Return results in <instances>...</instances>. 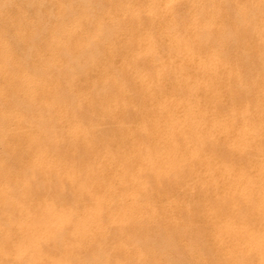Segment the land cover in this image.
<instances>
[{
    "label": "rangeland",
    "instance_id": "obj_1",
    "mask_svg": "<svg viewBox=\"0 0 264 264\" xmlns=\"http://www.w3.org/2000/svg\"><path fill=\"white\" fill-rule=\"evenodd\" d=\"M27 0H0V12H2L3 13V15H1V17H0V39L2 40V41H0V264H118L117 262H119V264L121 263V264H123L122 262H121V260L124 262L125 260H127V262H130V261H133V260H131L130 259V255L127 257V255L125 256L124 254L122 255V253H124V250L123 249H121V247L118 245V247H117V245L114 247L113 245L114 244H117V242H118V244L120 243V242H122V237L121 238H118V237H116V238H118V239H120V240H118V239H116V238H114L115 236H117L116 234H118L119 235V237L120 236H123L125 239H126V237L127 236H130L133 232H131L134 228H136V226H135V224H128L127 226H128V228L130 229V227H129V225H131L132 226V228L133 229H131L130 230V232H131V234H130V232H129V229H128V231H126V228H125V231H126V234L124 233L125 231H124V227L126 226L125 224H127V223H131V222H129L130 220L132 221L133 219H135V213H137V212H135L134 214V217L132 216L131 218H133V219H130L127 223L125 222V226L123 227L122 225L123 224H121L120 226L121 227H123V228H121L120 226H119V224L117 223V219H115L114 218V215H111V213H113V212H111L112 210L114 211L116 208H118L119 207V209L121 210L122 208H123V212H125V209L127 210V209H130V207H132L131 205H132V201H131V192L133 191V189H130L131 187L132 188H134V186L133 185H135V183H134V181H135V179H136V177L137 176H135V179H134V181H132V179H130L129 178V180H131L132 182H133V185H132V182L130 181V182H127V179H126V177H128V175L132 178V177H134L133 175L134 174H137V173H134L133 174V172H132V174H130L131 172H129V170H131V171H134V172H138L139 170H137L139 167H140V165H141V163H140V160H141V162H142V160L145 162V159L147 158V156H148V154H150L149 152L151 151V149H153L154 150V148H153V142H155V140H156V137H158V136H156L155 137V139H153L152 140V137L154 138V136H155V134L156 135H158V134H165V136L164 135H160L159 137V139L158 140H160L159 142H165V143H162V146H164L165 144V146L166 147H164V148H166L165 150H164V148H163V150L162 149H160L159 148V150H162L163 152H164V157L162 156V157H160V158H158L154 153L153 154H151L152 155V157H157L156 159H157V163L158 164H160V163H165L166 165L164 166L165 168H166V170H167V172H166V174H163V176L165 175V177H166V175H167V173H169V171H168V169L167 168H170L171 167V169L173 168V167H175V166H171V165H174V163L175 162H173V163H171L170 161H169V157H167L168 156V154H166V153H168V145L170 144V142H171V140L173 139V138H177L178 136H179V138L181 137V136H184V134H185V137L188 135V137H186V138H189V136L191 135V137L192 136H194L196 139H197V137H196V132L198 133V131L200 130V131H202V128H201V126L198 128L199 130L197 131V130H195V125L193 126L192 125V119H191V123H188L189 121L188 120H190V119H188L187 121V123L185 124V126H180L179 127V129H182V127H183V129H182V131H184L183 132V134H181V131H180V135L179 134H177L179 131V129L177 130V129H175V128H178V127H175L174 129H172L174 126H170V124H168L167 126H165V127H162L163 126V124H165L164 122H166V121H163V119L165 118V120H169V118H167V115H164L163 113H165V109L167 108H169V110L170 109H173V110H177L176 108H183V107H181V106H183V105H180L182 102H183V100H184V102H186L185 100H190L192 97L193 98H195V96H197L198 94V96H200V94H202V95H204L205 93L203 92V91H205L206 89H204L203 90V85L205 84V87L204 88H208L207 89V91H205L206 92V97L207 98H209V99H211L213 96V94H215V95H220L219 93H225L226 91V93H228L231 89L233 90L232 92L233 93H229V94H231V95H229L228 94V96H230V97H232V95H233V98H231V100L229 99V97L228 96H226L225 94H224V96H225V102H226V100L227 99H229V101L228 102H230V105H229V103H227V105H225L226 103H224L223 101L221 102V100L223 99V98H221V97H224V96H222V95H220V96H218V97H220L221 99H219V98H217L220 102H221V104L222 103H224V104H220V102H219V104L216 102V100H215V98H212V100L214 99V101H212V100H210L209 102H208V100H207V98L205 97V96H202L201 97V99L202 98H206V99H203L204 101H202V103L203 102H205V100H206V103H207V106H204L206 103H203V104H201V101H200V99H197L196 101L198 102V100H199V102H198V106H197V109H198V107L199 106H204V107H207V108H205L204 109V107H203V109L205 110H203L202 112L203 113H205V115L207 116V118H209V116H211L212 117V115L214 116L215 115V118L217 119V117L218 118H221V117H223V118H221V120L220 119H218L219 120V122H221V123H223L225 126L227 125V123H229V121H230V123H232V122H234L233 124H228V125H230V126H232V128L234 129V133L235 132H238L237 130H239V128L237 129L236 127H240V125H241V127H242V125H243V127L244 126H246L244 129H246L247 128V125H248V127L249 126H251V125H253V126H251V127H254V126H256L257 125V121L259 120V118H260V120L259 121H261L262 123H264V120H263V114L261 113V109L263 108L262 106V108L260 109V111H258L259 109L257 108L256 109V107L257 106H253V108H250V107H248L249 106V104H250V102L249 103H247L248 102V100L250 101V99H251V103L253 104V105H255L256 103L258 104V107H259V100H255L254 98H252V96L253 97H255V96H257V97H255L256 99L259 97V94H260V96H262V97H260V98H262V100L260 99V98H258V99H260V103H261V105L263 104V101H264V93H263V91H264V86L262 87V91H261V83L259 84L258 82H260V81H257L256 83L258 84V86H259V88L260 89H258V86L256 85V83H254L253 82V80L254 81H256V79H254L255 77H257L258 75H255V72L253 71V70H255V71H257L256 72V74L259 72V70H256L257 68L256 67H258L259 69H261L260 71H262L263 70V67H264V63L262 64L261 63V61H258V62H260V63H258L256 60H259L258 59V53H257V50H258V47H259V44H258V41L255 39L256 37H254V36H252V37H248L247 36V34L249 35V32L252 30V28H253V24H251V25H249L248 24V22L250 21V19H251V16L252 17H254L255 16V14H254V16L251 14L252 12L254 13V11H256V12H258V11H261V10H264V0H261V3H258L259 2V0H258V2H256V0L254 1V2H256V5H257V3L259 4V6L257 5H254L255 3H253L252 5L249 3L250 1L252 2V0H250L249 2H248V0H243V1H245V2H248V4H246L245 2H242V0L240 1V0H238V2H239V4H237L238 2H237V0H227L228 2L227 3H229V9H228V4H226V2H225V4L222 2V1H225V0H215L216 2L218 1L219 3H216L214 0H213V4H211L209 1H211L212 2V0H206V3L207 4H211L212 5V7L214 8V9H217V6H219L218 7V9L217 10H219L218 11V13L217 12H215V14H220V16L221 17H223V15H225L226 14V16L224 17V18H222V19H224V20H222L218 15H216V17L213 15V13H212V15L214 16V18L215 19H217L218 18V20L216 21V22H221V23H219L218 22V24H219V26H218V24L217 23H215V19L213 20V19H211L210 18V16H212V15H206V14H208V13H211V12H209V11H211L209 8L211 7V5H210V7L207 5L206 7H209L208 9H209V11H208V13L205 11V10H207V8L205 9V5H206V3L205 4H203L204 6H201L202 4H200L199 2H202L203 3V0L202 1H199V0H196L197 2H196V4H195V1L194 2H192L191 0H189L190 2H188V0H186V2L188 3H184V1H182L181 0V3L177 0V1H171L170 2V0H165V2H164V0H147L148 1V4L146 3L147 1L146 0H116V2H115V0H87V1H89L90 3H88L89 4V7H94L93 9L91 8V11H94L95 12V10L97 9V10H100V12L99 11H97V12H90L92 15H93V13H94V18H95V16L97 15V17L94 19L93 18V21H94V23H91L92 22V20L91 21H89L90 23H91V27H92V29L93 28H95V29H97V26L99 25L98 23H102V22H100L101 20L102 21H104L103 23L104 24H106V23H109L108 22V19L106 20V19H104L105 17L106 18H109V17H111V18H113L114 20L117 18V22L119 23H117V25L116 26H118L117 27V32L119 33V31H120V33H127V34H123V36H122V34H119V37L118 38H116V39H114V41H113V43L117 46V48H118V52L116 53L117 54V56H116V54L115 55H113V56H111V58H110V56H109V54L108 53H106V48H104V46L103 45H101V44H99V46L97 47L99 50H101V52L104 54V56H103V54L102 53H98L99 51L97 50V52L96 51H94V56H95V54H96V57H94L95 59H96V61L94 62V63H92V62H88V61H83V58L81 57V53H80V51L78 50V48L76 49L74 46H73V42L74 41H72V40H68V37H69V39H73V37H74V39L77 37V36H79V35H81L79 32H83V33H86V32H88L87 34H92V32L95 30V29H90L91 30V32H90V30H89V28L90 27H86L87 26V23L88 24H90L89 22H86V23H84V25H83V29H85V30H75V29H73L74 27V23L75 22H73V21H76V19L74 20L73 19V17L74 18H78L79 17V15L81 14L82 15V13L85 11L82 7L85 5V4H87V3H85L83 0H28L27 2H26ZM35 1V2H34ZM44 2L43 3V7H42V3H39V2ZM79 1H80V3H84V5L82 6H80L79 4ZM94 1V2H93ZM101 1V2H100ZM123 1L125 2V3H123ZM136 3H135V2ZM150 1V2H149ZM157 1H158V3H157ZM199 1V2H198ZM24 3V4H22V3ZM26 2V3H25ZM37 2H38V4H37ZM65 3V4H67L66 6H67V8L69 7L70 8V6H68L69 5V3H70V5L73 7V8H71V10L73 11V12H69L68 10L69 9H67V11L66 12H68L67 14H66V18L64 17V15H65V13L63 12V8L60 10V6L61 7H63V6H65L64 4H60V3ZM67 2V3H66ZM99 2V3H98ZM103 2V3H102ZM167 2H169V3H167ZM172 2H174V5L172 6V8L175 10V8L177 9V11H180L181 10V13H179V12H175L174 10L172 11H169L170 10V6L169 5H172L173 3ZM178 2L181 4H179V5H177L178 4ZM191 2L196 6H198V8H197V6H196V9H194L195 8V6H193L192 4H191ZM204 2H205V0H204ZM232 2V3H231ZM29 3V4H28ZM30 3L31 4H33L32 6L33 7H30ZM94 3V4H93ZM101 3V4H100ZM116 3V4H115ZM122 3V4H121ZM151 3V4H150ZM157 3V4H156ZM177 3V4H176ZM183 3L185 4V5H183ZM197 3H199V5L197 4ZM215 3L216 4H218L216 7H214L213 5H215ZM245 3V4H244ZM26 4H28V7H27V5ZM35 4L36 5H38V9L36 8V7H34L35 6ZM41 4V6L40 7H42L41 9H39L40 7H39V5ZM58 4L60 5L59 7H58ZM124 4V5H123ZM143 6H142V5ZM161 4V5H160ZM168 4V6H169V10H167L168 9V6L166 7V5ZM224 4V5H223ZM233 4H234V6L235 5H237V6H233ZM241 4H243V6L244 5H246V7H248V8H246L245 7V9L243 8V6L241 5ZM261 4V5H260ZM44 5H45V7H44ZM77 5V6H76ZM91 5V6H90ZM93 5V6H92ZM96 5V6H95ZM120 5H121V7H120ZM125 5H127V6H125ZM129 5V6H128ZM132 5V6H131ZM139 5L141 6V8L139 7ZM146 5H148L149 6V8H147V7H145ZM155 5H157V7L155 6ZM165 6V7H163V8H165V10L162 8H160L159 6ZM177 5V6H176ZM191 6L193 9H194V13H195V15H194V13L193 12H189V10H191V11H193L192 10V8L191 7H187V6ZM231 5V6H230ZM24 6V7H23ZM66 6L64 7V8H66ZM103 6L105 7V8H103ZM119 6V7H118ZM127 7V8H124V7ZM138 6V7H137ZM153 6V8H150V7H152ZM176 6V7H175ZM179 6V7H178ZM182 6V7H181ZM223 6V8H221ZM225 6V7H224ZM240 6H242V9L246 12V14L248 13L247 11H249V13H250V16H249V13H248V16H249V19L248 18H246L247 20H248V22L246 21V24H247V26H245V25H243V27L245 26V27H250V26H252V28H251V30L249 31L248 29L249 28H246L247 30H245L243 27L241 28V27H239V26H236L235 24H233L232 22H233V20H235V23L237 22V23H239V22H243V21H241L239 18H237L239 15V13H240V15H241V18L243 17L244 18V15L243 14H241L242 13V11L240 10V9H238L237 7H240ZM252 6H253V8H252ZM27 8V10H26V8ZM48 7V8H47ZM57 7H58V9L60 10V11H56V10H58L57 9ZM79 7V8H78ZM85 7V9H87V7H88V5H87V7H86V5L84 6ZM114 7H115V10L117 11V9H118V11L116 12L115 10H113L114 9ZM129 7V8H128ZM175 7V8H174ZM183 7H187L185 10H183L182 11V8ZM199 7H200V9H199ZM204 7V10H203V12L205 13L206 12V14L205 15H203V16H208V17H203L202 15H199V16H197L196 15V13H198V10L199 11H201L202 12V10H201V8H203ZM211 7V9L213 10V8ZM30 8V9H29ZM56 8V9H55ZM125 9V11H124V9ZM141 10H140V9ZM144 8V9H143ZM146 8V9H145ZM167 8V9H166ZM171 8V9H172ZM231 8L233 9V10H231ZM257 8H259V10L257 9ZM2 9V10H1ZM23 10V11H21V10ZM43 9H45L46 11H44ZM78 9V10H77ZM90 9V8H89ZM105 9V10H104ZM108 9V10H107ZM109 9H110V11H109ZM112 9V10H111ZM119 9H121V10H119ZM127 9H129V11L127 10ZM153 9V10H152ZM155 9V10H154ZM160 9V10H159ZM184 9V8H183ZM189 9V10H188ZM221 9H223V10H221ZM234 9H235V12H233L234 11ZM249 9V10H248ZM250 9H254V10H250ZM29 10V11H28ZM41 10L42 11H44V12H48V11H50V12H48L47 14L46 13H44L45 14V16L42 14V13H40L41 12ZM53 10H55V12H59L58 14H59V16H61L62 17V15H63V17H64V19H60L59 17H58V15H57V13L56 14H53V13H55V12H53ZM70 10V11H71ZM76 10V11H75ZM122 10H123V12H122ZM134 10H136V11H134ZM137 10H139V11H137ZM145 10V11H144ZM162 10V11H161ZM186 10H188V11H186ZM216 10V11H217ZM221 10V11H220ZM226 10V11H225ZM229 10H231V11H229ZM237 10H240V11H237ZM21 11V12H23L24 13V15L21 13V15H20V13L19 12ZM27 12L26 14H25V12ZM51 11H52V13H51ZM82 11V12H81ZM120 11H121V13L123 14H119L120 13ZM141 11H143L142 13H141ZM146 11H147V13H146ZM167 11H169V12H167ZM236 11H237V13H236ZM243 11V12H244ZM100 14H99V13ZM101 12H105V13H101ZM106 12H108V14L106 13ZM109 12H110V14H109ZM113 12V13H112ZM125 12V13H124ZM132 12V13H131ZM145 12V13H144ZM149 12V13H148ZM163 12V13H162ZM166 12V13H165ZM174 12V13H173ZM187 12L190 14V15H192V16H190L189 14H187ZM201 12H199L200 14H204V13H201ZM212 12H214V11H212ZM225 12H227V13H225ZM239 12V13H238ZM245 12H244V14H245ZM255 12V13H256ZM2 13H0V14H2ZM64 13V14H63ZM69 13H72V15L70 16V14ZM75 13V14H74ZM78 13V14H77ZM97 13V14H96ZM128 14V16H127V14ZM156 13V14H155ZM176 13V14H175ZM198 13V14H199ZM230 13V14H229ZM235 13L238 15H236L235 16ZM259 13V12H258ZM38 14H40V17L38 16ZM42 14V15H41ZM51 14V15H50ZM56 15L55 17L53 16V15ZM118 14V16L116 17V15ZM129 14H131L130 15V17H129ZM158 14V15H157ZM161 14H163V15H167V14H170V16L168 17V15L167 16H163V15H161ZM173 14H175L176 16L177 15H179V14H181V15H179L178 16V19L176 20L175 18H173ZM234 14V15H233ZM48 15H50V16H48ZM76 15V16H75ZM80 15V16H81ZM91 15V16H92ZM102 15H104V16H102ZM108 15V16H107ZM119 15H120V17H119ZM124 15H126V17L124 16ZM171 15H173V16H171ZM185 15H187V17L185 16ZM193 15L194 16H197L196 18H194L195 20L199 17V18H208V20H209V25H210V27L213 29V27H214V29H216V30H209L211 33L210 34H213V36H215V34H217V33H219V32H221L222 30H217V28H219V27H224L225 25H227V24H229V23H231V25L229 24V26L230 27H232L233 29L235 28V26H236V28H241V31H239V34H238V29L236 30V28L234 29L235 31H229V30H224V31H229V32H231V34L233 35V34H238L237 36L240 38V39H238V37H237V39L238 40H241L238 44L240 45V43L242 42H246V41H248V42H246V44L247 45H249V46H247L248 47V50H250L251 51V53L254 51L253 50V48H255V50L256 51H254V52H256V53H254V54H256L255 55V57L253 56L254 54L252 53V55H251V53L248 51V50H244V49H246V46H245V44L243 43V44H241L240 46L238 45V44H235V46L233 47V46H231L232 47V50H231V48H230V44L229 43H227V40H223V44L221 43L222 42V40H220L219 41V39L217 40L216 39V41H218V42H216L215 43V45L213 44L214 42H215V39L214 40H212V42L211 41H209V42H211L212 44L210 45V43H208L207 44V46H206V48L208 49V50H206V52L208 51V53H205V46L204 45H202V47H200L199 48V46L198 45H196V43H195V41H193L192 40V38L191 37H189V38H187L188 39V41H190V38H191V41H193L194 42V45L193 44H190V43H192V42H189V48L190 49H192V50H194L195 52H196V54H198V55H200L199 57L202 59L203 58V60L205 59V60H207L206 58H208L207 56H209V60L210 59H212V60H210V62H209V60H208V63H209V65H211V70H214V71H212V73H207V72H209V71H211V70H209V65L208 66H206V68L208 67V69L207 70H205L204 71V69H206L205 68V66H204V68L199 64V66H201V67H199L198 66V64H196L197 65V69H198V67H199V69L200 70H203L205 73H207V74H209V76H210V78H208L209 76H204L203 74H201L199 71V69L197 70L196 69V66H195V64L194 63H192L193 65H191L190 63H188V62H186L184 59H182V57L183 56H186V55H183V54H185V53H187L186 52V50L185 49H183V48H180V50H178L179 48H177V49H175V51L173 52V51H167V49H169V47H168V45H169V38H167V35H166V33L165 32H169V31H167L166 30V26H167V24H168V26H169V23H170V27L172 28L173 26H177V25H179L180 24V22H182V24L183 25H187V27L185 28V26H181V24H180V26H181V28H180V26L177 28V29H179V32L181 31L180 29H182V33L184 32L185 34L187 33V32H189L191 29H193L194 30V28L195 27H193L192 26V24L193 23H195V20L193 21V19H192V22H191V20H189V21H187L190 17L191 18H193ZM11 16V17H10ZM37 16H38V18H37ZM42 16V17H41ZM67 16H70L71 17V19H70V17L69 18H67ZM78 16V17H77ZM100 16V17H99ZM122 16V17H121ZM147 17V19H146V17ZM175 16V17H176ZM218 16V17H217ZM235 17V19H234V17ZM10 17V18H9ZM12 17H14L13 19H12ZM25 17V18H24ZM48 17H50V18H52V19H46V18ZM58 17V18H57ZM62 17V18H63ZM99 17V18H98ZM115 17V18H114ZM120 19H119V18ZM128 17V18H127ZM133 17V18H132ZM134 17H136V18H138V19H136V18H134ZM154 17H155V19H154ZM163 17V18H162ZM168 17V18H167ZM179 17L182 19V21H180V19H179ZM186 17V18H185ZM40 18H42L41 19V21L45 24V23H47L45 26H44V30H43V27H41L40 25H42L43 23L40 21ZM53 18H55V19H53ZM81 18V17H80ZM111 18H109V19H111ZM143 18V19H142ZM149 18V19H148ZM151 18H153V19H151ZM162 18V19H161ZM165 18H167L166 20H165ZM170 18V19H169ZM172 18V19H171ZM185 18V19H184ZM188 18V19H187ZM198 18V19H199ZM242 18V19H243ZM22 21H21V20ZM25 19V20H24ZM30 19V20H29ZM32 19V20H31ZM37 19V20H36ZM39 19V20H38ZM57 19V20H56ZM62 20V22L64 21V23H63V26L64 25H67L68 23H69V25L68 26H64V28H62L61 27V21H59V20ZM69 19V20H68ZM96 19H98L97 20V22H96ZM142 19V21H140V23H139V25H136L137 24V22H139L138 20H141ZM158 19V20H157ZM160 19H161V21H163L164 20V22L166 21V23H164L163 22V24L164 25H166L165 27H163V24L161 25V24H159V23H162L161 21H160ZM169 19V20H168ZM220 19L223 21V24H222V21H220ZM252 19H254V22H256V19L255 18H252ZM251 19V22L253 21ZM5 20V21H4ZM11 20V21H10ZM19 20L21 21V22H19ZM28 20V23L26 22ZM36 20V21H35ZM44 20V21H43ZM46 20V21H45ZM51 20V21H50ZM52 20H54L53 22H54V24L53 25H49L48 23H51L52 22ZM55 20L58 22H60V23H55ZM100 20V21H99ZM121 20V21H120ZM125 21L126 22V24H125V22L123 23V25H122V23L121 22H123V21ZM126 20H129L128 22H129V25L131 24V25H133V27L130 25H127L128 24V22L126 21ZM131 20H132V23H131ZM136 20V21H135ZM146 20H147V22H146ZM154 21L156 24H157V22H158V25H161L162 26V30H159V35H161L162 37H160L159 35H156V34H158L157 32L155 33V31H157V29H161V27L159 28L158 26H156L157 28L155 29V31H153L154 30V28H155V26L153 25V24H155L154 22H151V21ZM157 22H156V21ZM167 20H168V22H167ZM211 20V21H210ZM230 20H232V21H230ZM238 20H240V21H238ZM244 20V19H243ZM25 21V22H24ZM30 21H31V23H30ZM37 21H39V25H37ZM72 21V23H70ZM135 21V22H134ZM148 21H150V22H148ZM177 21H178V23H177ZM187 21V22H186ZM212 21H214L213 23H211ZM8 22H10V27L12 28H10L9 26H8V23L6 24V23ZM32 22H34V25H33V23ZM41 22V23H40ZM96 22V23H95ZM146 22V25L144 24ZM172 22H175L176 24L174 25V23H172ZM191 22V23H190ZM227 23V24H225V23ZM250 22V23H251ZM253 22V23H254ZM5 23V27H6V29H4V26H3V24ZM14 25V27L12 26V24ZM22 23V24H21ZM23 23H26V25L25 24H23ZM66 23V24H65ZM144 24V29H140L139 28V26L140 25H142L143 26V24ZM148 23V24H147ZM149 23H150V25H149ZM190 23V24H189ZM257 23V22H256ZM19 24V25H18ZM32 24V25H31ZM43 24V25H44ZM52 24V23H51ZM57 24V25H56ZM61 24V25H60ZM96 24H97V26H96ZM116 23H114V25H115ZM189 24V25H188ZM211 24H213V26L211 25ZM214 24H216V25H214ZM223 26H222V25ZM21 26V25H25L24 27L23 26H21L20 28H16L17 26ZM42 25V26H43ZM59 25V26H58ZM107 25H109V24H107ZM122 25V26H121ZM135 25V26H134ZM153 25V30L151 29V31H149L150 30V27ZM173 25V26H172ZM233 25H235L234 27H233ZM8 26V27H7ZM28 26V27H27ZM35 27V29H33L32 27ZM38 26H40L39 28H42V30H40L39 28H38ZM46 26L48 27L47 29H46ZM51 26V29L53 28V30H50L49 29V27ZM57 26H58V28H57ZM70 26V27H69ZM95 26V27H94ZM115 26V27H116ZM121 26V27H120ZM126 26H127V28H126ZM147 26H150L149 27V30L147 29L148 27ZM168 26H167V28H168ZM194 26H195V24H194ZM241 26V25H240ZM26 27V28H25ZM60 27L62 28L61 30H60ZM73 27V28H72ZM123 27V28H122ZM125 27V28H124ZM141 27V26H140ZM226 27V26H225ZM224 27V28H225ZM227 27H228V25H227ZM7 28H8V30H7ZM27 29L25 32H24V30L25 29ZM38 28V29H37ZM57 28V29H56ZM87 28V29H86ZM120 28H122V30L120 29ZM131 28V29H130ZM141 28H143V27H141ZM174 28V27H173ZM173 29V30H171L172 31V33L171 34H174V32H177L178 33V31H177V29ZM185 28V29H184ZM10 29V30H9ZM20 29V30H19ZM49 29V30H48ZM116 29V28H115ZM127 29V30H126ZM130 29V30H129ZM134 29V31L136 30V31H138L139 33H141V34H145L146 36H148V33H152V31H153V33L157 36V40H159L158 41V43H159V45H158V55H157V57H159V59L161 60V62L163 63V65H164V67H163V65H162V63L160 62V64L157 62V61H154V59H153V61L155 62V64H153V66L154 67H152V63H154L150 58H149V60H148V55H145L143 58L145 59V61H146V64H144L145 66H147V67H149L148 68V70L150 69V71L152 72V74H153V72H154V74H155V76L156 75H158L159 77H158V79L160 78V77H162V75L163 74H161V73H163V72H165V70H167L168 68H170L169 69V71L170 70H172V72L170 71V73H172V74H170V75H172V77L173 78H175V79H173L172 77H171V79L174 81H171V80H169L170 78H168V79H166L167 78V75H168V77L170 76L169 75V73H167L166 75H165V73H164V75H163V80H164V78H165V76H166V82L165 81H163L162 79H157V81H156V78H157V76L155 77V76H152L153 78H155V82H154V84H153V81L154 80H152L153 78H151L150 80L151 81H149V83H147L145 80H144V78H143V80H142V78L140 77L141 75L142 76H145V74L146 73H148L146 70V68L147 67H145L144 65H143V63L142 62H144L143 60V58H140V57H142V53H139V50H138V46H139V44H141V43H143L144 41H143V39L145 40L146 39V36L144 35H142L141 36V34H139L140 36H138L139 37V39H137L136 37V35L138 34V32H134V34H133V38L135 37V41H133L132 40V42L130 41L131 40V38H132V33L133 32H130V31H132ZM139 29V30H138ZM187 29H190V30H188V31H186ZM229 29V28H228ZM231 29V28H230ZM232 29V30H233ZM243 29V30H242ZM30 30V31H29ZM35 31V33L36 32H38L39 31V36L40 37H42V35L43 36H45V33L47 34L48 33V35H49V33H50V35L48 36V35H46V39L45 38H41L40 39V37L38 38V35H37V37L36 38H38L36 41L34 40V39H36V38H34V39H32L31 37H30V35L28 34V31L29 32H31V33H34L33 31ZM67 30V32H65ZM70 30V31H69ZM89 30V31H88ZM146 30V31H145ZM166 30V31H165ZM175 30V31H174ZM190 31L189 33L191 34L192 32H194V31ZM240 30V29H239ZM257 30V29H256ZM18 31H20V32H18ZM40 31H42V32H40ZM85 31V32H84ZM98 31V30H97ZM96 30L94 31L95 33L97 32ZM111 31V30H110ZM112 31H115V30H112ZM123 31V32H122ZM125 31V32H124ZM143 31V32H142ZM161 31V32H160ZM170 31V32H171ZM174 31V32H173ZM197 31V30H196ZM199 31H201V30H199ZM212 31H214V32H212ZM244 33H243V32ZM254 32H251L253 35H256V34H258V30L257 31H255V30H253ZM262 31H264V30H260V32H262ZM23 32H24V35L26 36H24V35H22L23 34ZM27 32V33H26ZM53 32H55L56 34L58 33V36H60L59 37V40H58V38H57V40H56V34H53ZM131 34H129V33ZM236 32V33H235ZM240 32H242L243 34H245L244 36H243V34L241 33V35H240ZM17 33V34H16ZM19 33H20V35H19ZM22 33V34H21ZM34 33V34H35ZM61 33V34H60ZM65 33V34H64ZM71 33V34H70ZM79 33V34H78ZM95 33H93V34H95ZM165 33V34H164ZM181 33V32H180ZM254 33H256V34H254ZM42 34V35H41ZM51 34H52V37H50L51 36ZM64 34V35H63ZM76 34V35H75ZM184 34V36H187V35H185ZM188 34V33H187ZM17 36V37H14V36ZM29 37H28V36ZM66 35V36H65ZM75 35V36H74ZM126 35H128V36H126ZM4 36H6V38L8 39L9 38V40H7V39H5V37ZM31 36H33V35H31ZM54 36V37H53ZM57 36V37H58ZM64 36V37H63ZM71 36V37H70ZM73 36V37H72ZM129 36H131V38L129 37ZM188 36H189V34H188ZM187 36V37H188ZM241 36V37H240ZM4 37V38H3ZM18 37H20V38H18ZM22 37H24V39L22 38ZM28 37V38H27ZM63 37V38H62ZM160 37V38H159ZM166 37V38H165ZM254 37V39H252ZM18 38V41L16 40ZM25 38H27V39H25ZM34 40V44H33V41L31 40ZM52 38H53V40H52ZM123 38V39H122ZM127 38H128V41H127ZM143 38V39H142ZM186 38V37H185ZM234 38H235V36H234ZM251 38V39H250ZM14 39V40H13ZM22 39V40H21ZM44 39V40H43ZM60 39H62L61 40V42H58V41H60ZM64 39V40H63ZM122 39V43L120 42V40ZM126 39V41H124ZM130 39V40H129ZM166 39V40H165ZM171 39V38H170ZM248 39V40H247ZM259 39V38H258ZM5 40V41H4ZM23 40H25V41H23ZM28 40H29V42H28ZM47 40V41H46ZM67 40V41H66ZM136 40H139V44L137 43L136 44V42H138V41H136ZM251 40V41H250ZM253 40V41H252ZM17 41V42H16ZM27 41V45H26V43H25V47H27V46H30L31 47V44H32V47H34V48H32V52H34L33 51V49L34 50H36L34 53H32L31 52V54H32V56L29 54V52L28 51H31V48L30 47H28L27 49H30V50H27L26 48H24L23 46H24V42H26ZM31 41V42H30ZM44 41H46V43L44 42ZM54 43H53V42ZM68 41H70V42H68ZM143 41V42H142ZM2 42V43H1ZM23 42V43H22ZM56 42H58V43H56ZM66 42V43H65ZM125 42V43H124ZM238 41L236 40V43H237ZM4 43V44H3ZM16 43H20V46H22V47H19V44L17 45ZM28 43H30V44H28ZM48 43V44H47ZM120 43H121V45H120ZM133 43H135V45H137L135 48H137V50L135 49H133L132 51L130 50V48L132 49V44ZM162 43V44H161ZM207 43V42H206ZM9 44V45H8ZM51 44V45H50ZM69 44V45H68ZM72 44V46H70ZM129 44H131V47L130 48H126V47H129ZM164 44H166V48L165 47H163V45ZM217 44H219L218 46H219V48H217ZM221 44H222V48H221ZM251 44L253 45V48H251L252 46H251ZM17 45V46H16ZM37 45V46H36ZM55 45V46H54ZM58 45H60L61 47H62V49H61V47L60 46H58ZM101 45V46H100ZM120 45V46H119ZM135 45H133V48H134V46ZM162 45V46H161ZM206 45V44H205ZM208 45H209V47H210V50H209V47H208ZM238 45V46H237ZM242 45H243V49L241 48L242 47ZM3 46V47H2ZM8 46V47H7ZM36 46V47H35ZM124 46H126V47H124ZM199 48H197V47ZM212 46H213V48H214V46L216 47V50L215 51H217V49H219L216 53H215V51L212 49ZM56 47V48H55ZM58 47V48H57ZM103 47V48H102ZM162 47V49H166V51L165 50H161V51H159V49ZM168 47V48H167ZM240 47V48H239ZM6 48V49H5ZM9 48V49H8ZM36 48V49H35ZM67 48V49H66ZM120 48H122V49H120ZM226 48V49H225ZM228 48H230L229 50H231V51H234V52H229V51H227L228 50ZM233 48H234V50H233ZM235 48H238V49H236L235 50ZM5 49V50H4ZM26 49V50H25ZM198 49V50H197ZM204 49V50H203ZM220 49H225V51L224 50H222V52H220ZM242 49V50H241ZM20 50V51H19ZM59 50V51H58ZM62 50H64L63 52H62ZM76 50H77V52H76ZM128 52H127V51ZM130 50V51H129ZM202 50V51H201ZM214 51V53L215 54H213V52H211L210 53V51ZM244 50V51H243ZM253 50V51H252ZM69 51V53L67 54V52ZM120 51V52H119ZM121 51H122V53H121ZM136 53H135V52ZM183 51H184V53H183ZM200 51V52H199ZM204 51V52H203ZM239 51V52H238ZM241 51H243V53L241 52ZM246 51H248L249 53H250V55L249 56H252L251 58H252V60H253V58H256V59H254L253 60V62H252V60H250L251 61V63H253L254 64V66H253V64H250V62H249V59H247V58H245L244 57V55L243 54H245L246 56H248V52H246ZM1 52H5L4 54H6L5 56H3L2 54L3 53H1ZM26 52H28V54L32 57V61H31V57L30 58H27V54H26ZM37 52V53H36ZM65 52V53H64ZM74 52V53H73ZM93 51H91L90 52V54L92 53ZM96 52V53H95ZM131 52V53H130ZM134 52V53H133ZM160 52V53H159ZM161 52H163V54L161 53ZM183 53V54H181V53ZM226 52H229V53H227V55L226 54H224V53H226ZM236 52H238V53H236ZM8 53V54H7ZM60 53H64L63 55L62 54H60ZM119 53V54H118ZM123 53H124V55H123ZM128 53V54H127ZM131 55H130V54ZM164 53H167V54H169L170 56L168 57V55L166 56ZM179 53H180V55H179ZM202 53H204V54H202ZM242 53V54H241ZM26 54V55H25ZM70 54H73V55H71L70 56ZM87 54L89 55V52H87ZM99 54V55H98ZM108 54V55H107ZM135 54V55H134ZM216 55V57H218V63L220 64V66L221 67H219L218 65V63H216L215 61H214V58H211V57H215V56H213V55ZM231 54V55H230ZM232 54H235V57H236V59L237 58H239V60L237 59V63L239 62V63H242V66H244V64H248V63H243V59H247L248 61L247 62H249V64L250 65H252V68H251V66H249L248 68H247V70H249V69H253V70H249V71H247L245 68H246V66L247 65H245L244 67L245 68H243L242 66V69L240 68V64H238L239 65V67H238V65L237 64H234V65H236V67L234 66V65H232V66H230L231 65V63L229 62V61H227V62H229V63H227L226 62V60L227 59H229L230 60V58H231V60L233 61V63H234V58L232 59V57L234 56V55H232ZM239 55V54H241V55H239V56H237V55ZM12 55V56H11ZM29 55H28V57H29ZM36 55H37V57H36ZM54 57H53V56ZM68 55H69V57H68ZM121 55H123L124 57H122ZM132 55H134V56H132ZM141 55V56H140ZM220 55L224 58V56L226 55L227 57H229V58H227V59H223L222 60V58H219L220 57ZM6 57L7 56V58H8V56H9V60L11 59V63L10 62H8V61H6V59L7 58H4V59H1V58H3V57ZM81 57V60H79V58ZM87 56V55H86ZM90 56V55H89ZM91 56H92V58H93V55L91 54ZM108 56V57H107ZM119 56V57H118ZM120 56H121V58H120ZM129 56H131V57H129ZM136 56V57H135ZM165 57L164 59L162 58V57ZM176 56H178V57H176ZM206 58H205V57ZM231 56V57H230ZM248 56V57H249ZM26 57V58H25ZM38 58V59H36V58ZM58 57V58H57ZM88 57V56H87ZM117 57V58H116ZM126 57H129L128 59L126 58ZM147 57V58H146ZM175 58V59H172V58ZM241 57V58H240ZM57 60H59V61H57ZM89 58V57H88ZM124 60H123V59ZM126 58V59H125ZM139 58H140V60H139ZM162 58V59H161ZM178 58V59H177ZM184 58V57H183ZM55 59V60H54ZM70 59V60H69ZM112 59V60H111ZM141 59H143V60H141ZM167 59V60H166ZM180 59H182V60H184L185 62H183L184 64L185 63H187L188 65L190 64V66H186V65H184L183 67H181L182 65L181 64H183L182 63V60H180ZM240 59H241V61H240ZM5 60V61H4ZM127 60V61H126ZM137 60V61H136ZM151 60V61H150ZM155 60H156V58H155ZM158 60V59H157ZM160 60H158V61H160ZM163 60V61H162ZM170 60H175V61H172V66H171V61ZM222 62H221V61ZM230 60V61H231ZM24 61L26 62V64H28V66L26 65V64H24L25 66H21L22 68L24 67L25 69H26V71H24L23 69H21L20 68V66L19 65H23V63H24ZM28 61V62H27ZM79 61V62H78ZM124 61V62H123ZM131 61H134V62H132L131 63ZM139 61V62H138ZM147 61H149V63H147ZM177 61V62H176ZM178 61H181V62H178ZM212 61V62H211ZM213 61H214V64H212L213 63ZM231 61V62H232ZM2 62V63H1ZM8 62V65H9V67L7 66V63ZM55 62V63H54ZM71 62H72V64H71ZM81 62V63H80ZM129 62H130V64H129ZM142 64H141V63ZM151 62V63H150ZM170 62V63H169ZM173 62H174V64H173ZM221 62V63H220ZM226 62V63H225ZM19 63V64H18ZM32 63V64H31ZM74 63H76L77 65H78V67L74 64ZM88 63H90V64H88ZM92 63V64H91ZM98 63V64H97ZM125 63H127V64H125ZM145 63V62H144ZM168 63H169V67L167 68V66H168ZM211 63V64H210ZM232 63V64H233ZM235 63H236V60H235ZM6 64V66H4ZM149 64V65H148ZM158 64V65H157ZM218 64V65H217ZM222 64V65H221ZM224 64V65H223ZM227 64H230V65H227ZM263 66H262V65ZM18 65V66H17ZM44 65V66H43ZM48 65V66H47ZM69 65H71V66H69ZM75 65V66H74ZM84 65V66H83ZM90 65V66H89ZM135 65V66H134ZM140 65H143V69H142V66H140ZM151 65V66H150ZM160 65V66H159ZM175 65V66H174ZM79 66H83L82 68L81 67H79ZM94 66V67H93ZM158 67V69H159V71H163V69L165 68V66H166V69H164V71L162 72H160V74L161 75H159L158 74V72L156 71L155 72V70L154 69H152V68H155L156 69V67ZM162 66V67H161ZM171 66V67H170ZM178 66L180 67V68H182V69H180V68H178ZM191 66H193L194 68V70H195V72H194V70L192 69V74H188V75H184V74H187L188 73V70L189 71H191ZM212 66H214L213 68H215L216 66H218V70H219V72H220V74L218 73V71L216 72L215 71V69H213L212 68ZM261 66H262V68H261ZM19 69H18V68ZM26 67H28V68H26ZM67 67V68H66ZM69 67V68H68ZM73 67V68H72ZM75 67H77V68H75ZM92 67V68H91ZM97 67V68H96ZM141 67V68H140ZM173 67V68H172ZM177 67V68H176ZM187 67V68H186ZM224 67V68H223ZM231 67L232 68H236V70L235 69H233V70H231ZM12 68V69H11ZM30 68V69H29ZM72 68V69H71ZM137 68H139V70L137 69ZM163 68V69H162ZM203 68V69H202ZM226 68H229V69H226ZM238 68H239V70H238ZM20 71V72H18L19 73V76H18V74H17V76H16V73L15 72H17L18 70ZM23 70V71H21V70ZM29 69V70H28ZM50 69V70H49ZM93 69V70H92ZM134 69V70H133ZM161 69V70H160ZM180 69V70H179ZM183 69H184V71H183ZM110 70H116V71H118V70H123V75H124V77L126 78L127 77V79L125 80L124 78H123V75L121 74V73H119L120 75L119 76H122V77H120L119 79H118V85L120 86V87H123L121 90V92H120V90H118V88L116 87V83L113 85V87H115V88H113L112 90H111V87H110V90H111V92L109 91V89L108 90H106L104 93H102V95L101 94H99L98 93V96L96 95L97 94V92H99L100 90H101V88H100V82L102 81V79H104L105 78V76H106V74L105 73H107L108 71H110ZM157 70V69H156ZM173 70H176V72L174 71L173 72ZM177 70H179V75L181 74L182 75V77H180L179 75L176 77V73L178 72ZM181 70H182V72H181ZM209 70V71H208ZM221 70H224V71H221ZM235 70V71H234ZM28 71V72H27ZM77 71V72H76ZM86 71V72H85ZM101 71V72H100ZM137 71H138V73H137ZM141 71V72H140ZM144 71V72H143ZM146 71V72H145ZM168 71V70H167ZM166 71V72H167ZM187 71V72H186ZM203 71H201V72H203ZM207 71V72H206ZM238 71L239 72H241V71H243L242 73H244V72H246L247 71V74H242L241 73V75H243V76H240V74L238 73ZM251 71L254 73V76H252L253 74L251 73ZM264 71V70H263ZM263 71L262 72H259L260 74H259V76L257 77V79L258 80H262V84H264V81H263V79H264V74H263ZM24 72V73H23ZM32 72H34V73H32ZM36 72L38 73L37 75H35L34 76V74H36ZM64 72V73H63ZM79 72V73H78ZM105 72V73H104ZM129 72V73H128ZM134 72V74H132ZM143 72V73H142ZM150 72V73H151ZM184 72V73H183ZM197 72H199L203 77H201V76H199L200 74L199 73H197ZM218 73L217 74V79H219L220 78V76H221V78L220 79H222V80H219V82H220V84H222V85H220L219 84V86L220 87H222V86H225V87H223V88H225V89H223V88H219V86H217L218 84L217 83H219L217 80H214L213 82H212V79L211 78H214V79H216V76H215V74L214 73ZM222 72H224L223 74H222ZM236 72V73H235ZM250 72V73H249ZM15 73V75L14 76H16V78L17 77H20V79H18L19 80V82H18V80L15 78V77H13L12 75ZM26 73V74H25ZM62 73V74H61ZM145 73V74H144ZM194 73H195V75H194ZM232 73H233V75H232ZM263 75H262V74ZM25 74V75H24ZM27 74H29V76L30 77H27ZM46 74V75H45ZM50 74V75H49ZM54 74V75H53ZM105 74V75H104ZM126 74V75H125ZM129 74H131V75H129ZM140 74V75H139ZM149 74V73H148ZM153 74V75H154ZM196 74H199L198 76L196 75ZM206 74V75H207ZM212 74L215 76V77H212ZM228 74V75H227ZM238 74V75H237ZM251 74V75H250ZM49 75V76H48ZM192 75V76H191ZM223 75V76H222ZM231 75H232V77H234V78H232L231 77ZM237 75V77H235ZM246 75H248L250 78H251V82L252 83H254V84H252V86L250 85L251 84V82H249L250 80V78L248 77V81L245 79L244 80V78L245 77H247ZM262 75V76H261ZM59 76H61V77H59ZM74 76H75V78H74ZM129 76H130V78H129ZM131 76H133V77H131ZM139 76V77H138ZM189 76H190V78H189ZM224 76H227V77H224ZM44 77V78H43ZM73 77V78H72ZM179 77V78H178ZM186 77V79L184 80L183 78H185ZM197 79H195V78ZM219 77V78H218ZM228 77H229V79H230V82H228L227 81V79H228ZM241 77L243 78V81L241 80ZM254 77V78H253ZM30 78V79H29ZM31 78H32V80H33V82H31ZM38 78V79H37ZM52 78H54V80H52ZM140 78V79H139ZM192 78V79H191ZM225 78H227V79H225ZM260 78V79H259ZM262 78V79H261ZM15 79H16V81L17 82H15ZM47 79V80H46ZM48 79H50V81L48 80ZM101 79V80H100ZM132 79H135L134 80V83H133V80ZM208 79H210L211 80V82H210V80H208ZM235 79H237V81H235ZM21 80V81H20ZM52 80V81H51ZM59 80V81H58ZM82 80V81H81ZM130 80V81H129ZM137 80V81H136ZM178 80V81H177ZM186 80H188L189 82L188 83H191V84H193V83H197V82H199L200 80V82H203L204 83V81H208V82H206V83H204V84H200L199 85V83H198V88H196L194 85L193 86H191V85H188L186 82ZM202 80H204V81H202ZM233 80V81H232ZM23 81V82H22ZM26 81H28V82H26ZM30 81V82H29ZM54 81H56V82H54ZM65 81V82H64ZM140 83H139V82ZM163 81L164 82V84H162V86H161V89H162V87L163 86H165V85H167L166 87H164L163 89H162V91H163V93H159V91L158 90H161V89H159V87H160V83ZM171 81V82H170ZM176 81L177 82H181L180 84H185L184 86L183 85H178V83H176ZM191 81H193V82H191ZM195 81V82H194ZM216 81V82H215ZM235 81V82H234ZM239 81V87H240V84L241 83H246V85H244L243 84V86H242V84H241V86L244 88V90H248L249 88H248V86L247 85H250L252 88H253V85H254V88L253 89H251L250 88V90L249 91H251V92H249L250 94L249 95H251V93L252 92H254L255 91V87L257 88V93L256 92H254L255 94H258V95H251L249 98L248 97H246V98H248V100H246V99H244V100H246V102L244 101L243 102V98H245V95L244 94H242L243 92H244V90H243V92H242V90L241 91H238V88L237 87H235L238 83ZM242 81V82H241ZM4 82V83H3ZM26 82V83H25ZM49 82V83H48ZM54 84H53V83ZM60 83V85H59V83ZM157 82H159V84H157ZM162 82V83H163ZM183 82V83H182ZM223 82H224V84H223ZM225 82H227V83H225ZM233 82V83H232ZM241 82V83H240ZM249 82V83H248ZM27 83H28V86H26L27 85ZM30 83V84H29ZM33 84V87H32V84ZM43 83L45 84V86H43ZM62 83V84H61ZM73 83V84H72ZM132 85H131V84ZM139 83V84H138ZM151 83V84H150ZM166 83V84H165ZM176 83V84H175ZM216 83V84H215ZM232 83V84H231ZM41 86H40V85ZM52 84H53V86H54V88H53V86H52ZM153 84V85H152ZM155 84H157V86L155 85ZM209 86H208V85ZM210 84H211V86H212V89H211V87H210ZM214 84H215V87H214ZM227 84H229V85H227ZM143 85L145 86V87H143ZM151 85L152 86H154V87H151ZM187 85V86H186ZM228 87H230V88H228ZM232 85V86H231ZM235 85V86H234ZM50 86V87H49ZM63 86V87H62ZM68 88H67V87ZM139 88H138V87ZM148 86V87H147ZM172 86H174V87H172ZM181 86H183V88L185 87V88H187L189 91H191V89H192V91L190 92V94L188 95V91H187V89H181L180 87ZM188 86H190V88H188ZM200 86H202V89L200 88L199 89V87ZM32 87V88H31ZM49 87V88H48ZM57 87H58V90H57ZM69 87H70V89L72 88V90H70L69 89ZM126 87V88H125ZM133 87V88H132ZM142 87L143 88H145V89H142ZM151 87V88H150ZM171 87H172V89H171ZM179 87L180 89H178V90H182V94H180V92L178 91L176 94L174 93V90H176L177 91V88ZM217 87H218V89H222L221 91L220 90H218V92H216V90H217ZM233 87H235V88H233ZM241 87V88H242ZM48 88V89H47ZM56 88V89H55ZM153 88H155V89H157V90H154V91H152L153 90ZM166 88V89H165ZM169 88V90H167ZM176 88V89H175ZM215 88V89H214ZM227 88H228V90H227ZM240 88V89H241ZM248 88V89H247ZM28 89H30V90H28ZM67 89H69V90H67ZM124 89V90H123ZM125 89H127L126 91H125ZM133 89V90H132ZM135 89V90H134ZM137 89V90H136ZM147 89V90H146ZM171 89V90H170ZM239 89V90H240ZM10 90V91H9ZM47 90V91H46ZM55 90H57L56 92H55ZM82 90V91H81ZM131 90V91H130ZM144 90V91H143ZM149 90L151 91V93L149 92ZM165 90V91H164ZM169 92H167V91ZM196 90H198V92L196 91ZM225 90V91H224ZM235 90V91H234ZM130 91V93H128V92ZM137 91H139V92H137ZM143 91V92H142ZM146 91V92H145ZM157 91H158V93H157ZM187 91V96H185L184 94H185V92ZM193 91H196V93L197 94H195ZM214 91V92H213ZM220 91V92H219ZM30 92H35V93H30ZM44 92V93H43ZM53 92H54V94L55 93H57V95L55 94V95H53ZM61 92V93H60ZM126 92V93H125ZM140 92H141V94H143V95H141L140 94ZM161 92V91H160ZM175 94V96L173 95V93ZM259 92V93H258ZM260 92H262V94L260 93ZM28 93V94H27ZM36 93H38V94H36ZM120 93V94H119ZM133 93H135L134 95L135 96H137V98L133 95ZM145 93H147V94H151V96H150V94H149V97L147 96V94H145ZM155 93H156V96H155ZM179 93V94H178ZM192 93L193 94H195L194 96L192 95ZM208 93V94H207ZM209 93H210V95H209ZM64 94V95H63ZM81 96H80V95ZM105 94H106V98L104 99V97H105ZM107 94H108V96H107ZM138 94V95H137ZM154 94V97H156V98H154V97H152V95ZM162 94V95H161ZM164 94V95H163ZM245 94H247L246 92H245ZM29 95V96H28ZM30 95H31V97H32V99H31V97H30ZM44 95V96H43ZM45 95H47L46 97H45ZM63 95V97H60V96H62ZM96 95V96H95ZM145 95V97H148L149 99L151 98V99H153V102L151 103V100H150V103H151V105H150V103H149V101H147L148 103H146V104H149L150 106H148L147 108H153L152 109V112H150L149 113V110L151 111V109H148L147 111H146V105L144 106L143 104H145V102L144 103H141V100L143 99L144 101L145 100H148V99H145V97H143ZM181 95V96H180ZM183 95V96H182ZM236 95V96H235ZM238 95V96H237ZM241 95H244V97L243 96H241ZM37 96V97H36ZM53 96V97H55V98H51V97ZM89 96H90V98H89ZM102 96V97H101ZM113 98H115V99H113ZM133 96V97H132ZM141 98L142 97V99H140L139 97ZM161 96V97H160ZM179 96V97H178ZM185 96V97H184ZM197 96V97H198ZM212 96V97H211ZM240 96L242 97V98H240ZM247 96H248V94H247ZM40 97V98H39ZM60 99V101L59 100H57L58 98ZM109 97H110V99H109ZM119 97H124V98H119ZM129 97H130V99H129ZM158 97V98H157ZM167 97V98H166ZM182 97H184V98H182ZM211 97V98H210ZM228 97V98H227ZM36 99V100H34V99ZM39 98V99H38ZM65 98H67L66 99V101H65ZM74 98V99H73ZM79 98V99H78ZM89 98V99H88ZM95 98H97V99H99L98 101L96 100L95 101ZM119 99L118 101H117V103H119L118 104V106H117V103H115L116 102V100L117 99ZM170 100H169V99ZM180 98V99H179ZM190 98V99H189ZM199 98V97H198ZM235 98H236V100H235ZM38 99V100H37ZM44 99H46V100H44ZM49 99L51 100V99H53V100H51V101H54L55 102V105L54 104H52V103H54V102H52L51 103V101H49ZM77 99V101H75ZM94 99V100H93ZM100 99H102V100H100ZM121 99V100H120ZM123 99H125V101L123 100ZM139 99H140V101H139ZM156 99V101L158 100V101H160V104L159 103H156V101H154ZM183 99V100H182ZM254 99V100H253ZM29 100H34V102L37 104V103H39L40 102V105L38 104L37 106H38V109L36 108L37 106L35 105V106H33L34 108H31L32 107V104L34 103H32L31 101H29ZM48 100V101H47ZM59 101L58 103H57V101ZM62 100V101H61ZM70 100V101H69ZM104 100H106V101H104ZM107 100H109V101H107ZM122 100H123V102H122ZM133 100H135V102L133 101ZM138 100V101H137ZM180 100H182V101H180ZM28 101L29 102H31L32 104H30V109H32V111L30 110V109H28V107H27V105H29L28 104ZM38 101V102H37ZM65 101V102H64ZM71 101H74V102H72L71 103ZM100 101V102H99ZM130 101H131V103H130ZM173 101H175V102H173ZM180 101V102H179ZM238 101H242V103H241V105L243 106L244 104H245V106L247 107V108H245V106H244V110H247V111H244V110H242V109H240L239 108V106H241V105H238ZM253 101L255 102V103H253ZM262 101V102H261ZM42 102H44L43 104H42ZM62 102H64V104L62 103ZM70 102V103H69ZM101 104H99V103ZM108 102V103H107ZM113 102V103H112ZM130 105L131 104V106H126V104L127 103ZM143 102V101H142ZM167 102V103H166ZM177 102H179L178 104H177ZM187 102H189V101H187ZM212 102V106H209V103H211ZM215 102V104H213ZM232 102H234L235 103V105L234 104H231ZM27 103V104H26ZM34 103V104H35ZM48 103H50V105L52 104V105H54L55 107H54V109H52L53 111H51L50 113L49 112H47L48 110L50 111L51 109H50V107L52 106H48L49 104ZM68 103V104H67ZM74 103V104H73ZM79 103V104H78ZM91 103V104H90ZM104 103H106V104H104ZM122 103V104H121ZM125 103V104H124ZM139 103V104H138ZM165 103V104H164ZM172 103H175V104H172ZM244 103V104H243ZM26 104V105H25ZM33 104V105H34ZM48 104V105H47ZM63 104V105H62ZM73 104V107L71 106ZM93 104V105H92ZM134 104H136V105H134ZM138 104V105H137ZM158 104V106H156ZM162 104V105H161ZM166 104H167V107H166ZM195 103H193V105H194ZM201 104V105H200ZM240 104V103H239ZM252 104H250L251 106H252ZM256 104V105H257ZM3 105V106H2ZM41 105H43L44 107H42ZM47 105V106H46ZM58 105H59V107H58ZM77 105H80V106H77ZM86 105V106H85ZM107 105H109L110 106V108H108L109 106H107ZM114 105H116V106H114ZM123 105H125V106H123ZM142 107V105L146 108H144L145 109V112H146V114H147V112H148V114L146 115L145 113V115L146 116H148L149 115V119H150V121H148L149 119L148 118H146V116L145 117H141L142 115L144 116V114H143V112L142 113H140L141 111H143V109L140 107V106ZM153 105H154V107H153ZM172 105H174V107L175 106H177V107H175V109H174V107L172 106ZM196 105V104H195ZM194 105V106H195ZM213 105L215 106V107H219V108H216L215 109V107L214 108H212L213 107ZM219 105H221V106H219ZM233 107H232V106ZM23 106H24V108H23ZM40 106H41V108H40ZM65 106V108H63V107ZM89 107V109H88V107ZM99 108H98V107ZM100 106H102V107H100ZM104 106V107H103ZM113 106H114V108H113ZM169 106V107H168ZM172 106V107H171ZM179 106V107H178ZM224 106V107H223ZM236 107V109H237V106H238V109L236 110L235 109V107ZM26 107V108H25ZM69 107V108H68ZM82 107V108H81ZM86 107V108H85ZM117 107V108H116ZM126 107V108H125ZM135 107V108H134ZM137 107H139V110H138V108ZM157 107L159 108V109H157ZM228 107V108H227ZM231 107V108H230ZM21 108H23V109H21ZM40 108V109H39ZM45 108V109H44ZM46 108H48V109H46ZM52 108V107H51ZM101 108V109H100ZM104 108H105V110H104ZM141 108V109H140ZM162 108H163V110H162ZM194 108V107H193ZM192 108V109H193ZM200 109V112L199 113H202L201 112V110H202V108L201 107H199ZM212 108V109H211ZM223 108H225V110H223ZM229 108L230 109H233V111H234V113L232 112V110H231V112H232V114L233 115H235V113L237 112V113H239V114H242L241 116H242V122L245 120V116L247 117L248 115H249V113H250V115L249 116H251V112H253L252 113V117H256L255 115H257V117H259L260 115H263V116H260L259 118H255V119H258L256 122L255 121H253L254 119H252V121H251V118L252 117H247V119H246V121L248 120V119H250L249 121H247V123H245L244 124V122L241 124V120H239L240 119V115H238L239 117H237L236 118V116H237V114H236V116H235V120L234 119H230L231 117H234V116H230L231 115V112H230V110H229ZM20 109V110H19ZM25 109V110H24ZM30 110L29 111V114H28V110ZM34 109H37L38 110V112L40 113V116H39V114H38V117H43L42 118V120H43V122H41V123H39L40 121H42V120H40L38 123H37V119L35 118L36 116H37V114H36V112H34ZM41 109H43V110H47L46 111V113H45V111H41ZM68 109H72L71 111L70 110H68ZM101 111H100V110ZM117 109V110H116ZM122 109V110H121ZM123 109H125V110H123ZM132 109H133V112H135V113H132ZM134 109H135V111H134ZM167 109H166V114H168V116L170 117V114H174V112L175 111H173V110H171V111H169L168 113H167ZM184 109H186V108H184ZM192 109H191V111H192ZM209 109V110H208ZM250 109H252V110H255V111H252V110H250ZM23 112H25V111H27V113H22V111ZM41 112H43V113H41ZM79 110V111H78ZM90 110V111H89ZM95 111V112H92V111ZM103 110V111H102ZM109 110H110V112H109ZM131 110V111H130ZM137 110V111H136ZM141 110V111H140ZM158 110V111H157ZM160 110V111H159ZM162 110V111H161ZM194 110H195V108H194ZM199 110H196V115H199L198 113H197V111H199ZM210 110H212V111H210ZM229 110V114H228V111ZM238 110H242V111H244L243 113H245V114H243V113H240V111H238ZM250 110V112H248ZM18 111H20V112H18ZM65 111V112H64ZM68 111H70V113L68 112ZM75 111V112H74ZM83 111V112H82ZM86 111H87V113H86ZM112 111V112H111ZM113 111H115V116L114 115H112V114H114L113 113ZM117 111L119 112L118 114H117ZM128 111V112H127ZM139 111V112H138ZM155 111H157V112H155ZM178 112H179V110H177ZM180 111H182V109L180 110ZM208 111L209 112H211V114L210 113H208ZM221 111V112H220ZM224 111V112H223ZM225 111H226V113H225ZM260 112L259 114L257 113V112ZM31 112H34V114L33 113H31ZM37 112V113H38ZM62 112V113H61ZM79 112V113H78ZM85 112V113H84ZM89 112V113H88ZM90 112H91V114H90ZM124 112H126V113H124ZM131 112V113H130ZM137 112L138 113H140V114H142L141 116H140V118H139V114H137ZM154 112L156 113V115L157 114H162V115H157L158 117H156V119H154L152 116H153V114H154ZM177 112V113H178ZM185 112H187L186 110H185ZM219 112V116H221V117H219L218 116V113ZM247 112H248V115H246L247 114ZM254 112H256L255 113V115H254ZM262 112L264 113V109H262ZM49 113V114H48ZM66 113L68 114V115H70V116H68V115H66ZM93 113V114H92ZM122 114V117H121V114ZM128 113V114H127ZM151 113H152V115H151ZM177 113H175V114H177ZM202 113V114H203ZM207 113H208V115H207ZM214 113V114H213ZM216 113V114H215ZM223 113V115H221V114ZM21 114H23V115H27L28 116V119H27V117H26V119H27V121H32L31 119H33V117H34V119H33V122H35L36 121V123H28L27 121H25L24 119V122L23 123H21L20 121H22V118H24V117H22L21 116ZM31 114H33V116L31 115ZM90 114V115H89ZM110 116H109V115ZM131 114V115H130ZM133 114V115H132ZM192 114V113H191ZM190 114V111H189V116L191 115ZM194 114V115H195ZM200 114V116H202V117H200V118H206V116L203 114ZM31 116V118H30V116ZM34 115H36V116H34ZM42 115V116H41ZM108 115V116H107ZM111 115H112V117H114V119L115 120H110L112 117H111ZM119 115H120V119H121V122H120V119H119ZM156 115H154V116H156ZM254 115V116H253ZM259 115V116H258ZM19 116V117H18ZM45 116V117H44ZM60 116V117H59ZM71 116H73V117H71ZM101 116V117H100ZM125 116V117H124ZM133 116H135L134 118H132ZM204 116V117H203ZM228 116H229V118H228ZM244 116V117H243ZM66 117V118H65ZM79 117H81V118H79ZM151 117H152V119H154V121L156 122H153L152 121V119H151ZM161 117H162V119H161ZM191 117H193V115H191ZM211 117H210V119H207L206 121H207V123H206V121L204 120V121H202L203 122V126L205 125V124H207L206 126L208 127H210L212 124H209V122H211ZM263 117V118H262ZM44 118H46L47 120H48V122L50 123L51 122V124H48V122L46 121V120H44ZM64 118V119H63ZM74 118V119H73ZM99 118H102V119H100L99 120ZM107 118H109V120L107 119ZM125 118H128V120L126 119V121L127 122H125ZM131 118V119H130ZM142 118H145L144 119V121H145V124L143 123L144 121H141L142 120ZM228 118V119H227ZM39 119H41V118H39ZM56 119V120H55ZM77 119V120H76ZM81 121H80V120ZM83 119H85L86 120V122H85V120H83ZM104 119V120H103ZM113 119V118H112ZM134 119V120H133ZM138 119H140V120H138ZM157 119H158V121H157ZM159 119H160V121H163V122H160L159 121ZM225 119V120H224ZM236 119H238V120H236ZM35 120V121H34ZM51 120V121H50ZM52 120H55V122H57V126H56V124L54 125V123L52 122ZM71 120V121H70ZM98 120H99V122H98ZM116 120H118L119 122H116L117 124H115V125H113L114 123H115V121ZM132 121V123L130 122V121ZM136 120H138L137 121V124H138V126H139V122L141 121L142 123H143V125H142V123H140V127H142V126H144V127H142V129L144 128V129H148V131H149V129L151 130V125H155L156 124V127L155 128H157V129H155L154 127H152V132L150 133V132H146V133H148V137H149V140H148V138H145V137H147V134L145 135V133H141V132H139L140 130H141V128H140V130L138 131V132H134L133 131V134H135L136 133V135L135 136H137V135H139V133H141L142 135H143V137H141L140 135V137L138 138V137H136L135 139H139V140H135V139H132L133 140V142H132V140H131V142H129L130 141V139H131V137L133 136V138H134V135L131 133L132 132V130L134 129V127L136 128V126H137V124L135 123L136 122ZM168 120H167V122H168ZM210 120V121H209ZM44 121H45V124H48V125H45V127H44V124H42V123H44ZM66 121V122H65ZM102 121H104V122H102ZM111 121V122H110ZM152 121V122H151ZM226 121H228V122H226ZM238 121H240L239 123H238ZM245 121V122H246ZM253 122V124H251L250 125V123L249 122ZM258 121V122H259ZM19 122V123H18ZM28 124H27V123ZM47 122V123H46ZM77 122H81L82 124H77ZM85 122V123H84ZM108 122V123H107ZM122 122H124V123H122ZM130 122V124L128 125V123ZM160 122V123H159ZM24 123H26L25 125H24ZM53 123V124H52ZM58 123H59V125H58ZM100 123V124H99ZM119 123H121V125H119ZM135 125H134V124ZM146 123H148L149 124V126H148V124H146ZM153 123V124H152ZM220 123V124H221ZM261 123V124H262ZM22 124V125H21ZM32 124V125H31ZM34 124V125H33ZM35 124H38V125H36L35 126ZM78 126H77V125ZM90 124H92V125H89ZM99 124V126H101V127H99L100 129L102 128V132L100 131V132H98L100 129L98 128V127H96V125H98ZM102 124V125H101ZM103 124H108L107 126H104ZM158 124H162V126H160V125H158ZM192 126V129L191 130H193V132H195V134L190 130V129H188V133L184 130V129H187V128H190L191 126ZM219 124V123H218ZM234 124H236V125H234ZM254 124H256V125H254ZM260 123L258 124V126H256V129H258V128H260L261 126V130H260V132H264V130H262V128L264 127V125L262 124L261 125ZM12 125V126H11ZM27 125H31L30 127H26L27 129H29V130H27L26 128H24V126H27ZM39 125H42L43 127H41V126H39ZM49 125H51V127L54 125V127H53V129H55L54 131H56L55 133L53 132V129L51 128L50 129V126ZM61 125V126H60ZM70 127H69V126ZM74 125H76V126H74ZM88 125V126H87ZM110 125V126H109ZM113 125V126H112ZM145 125H147V126H145ZM158 125V126H157ZM188 125H189V127H188ZM217 125V124H216ZM22 126V127H21ZM64 126V127H63ZM83 126H85V127H83ZM102 126H104V128L102 127ZM128 126V127H127ZM131 126H133V128H131ZM159 126H160V128H159ZM214 126V125H213ZM213 126H211V128L213 127ZM218 126H220V125H217L216 126V128L215 127H213L212 128V130L214 131V128H215V130H217L216 132H214L213 133V131H211L210 133H213V135L214 136H212L211 137V139L213 138V142L211 141V139H210V136H209V134L210 133H207L209 130H208V128H207V130H205L206 128H204L203 130V134H205V136L204 135H199V137L198 138H200L201 136L203 137L204 136V139H206V142H205V144H203L204 143V139H203V141L201 142V140H200V143L202 144H198L199 142V139H197L198 141H197V143H196V140H195V138L194 137H192V138H194L193 140L192 139H190L192 142L195 140V142H193L194 144H197L196 146L194 145V144H190V143H188V145L190 146V148H192L191 146L193 145V148H192V150H193V152L196 150H199V151H195V154L192 152V150H191V154H190V148L189 149H187L186 150V152H184V154L185 153H188V154H190L191 155V159H192V157H194L192 160L193 161H195L196 159H198L199 158V156H200V161H198V160H196L195 161V164L197 165H199V163L201 162V161H205L206 162V160L207 159H209V161H210V156H213V157H215L216 159L218 158L219 160H222L223 161V159L225 158L226 159V161H232L234 164H242L243 163V159H244V157L242 156V159L240 158V156H237V154L239 153V151H238V147L236 148V150H235V146L234 145H232V144H227V140H228V142H230V140H229V134H227V136H228V138L226 139V134H225V136L224 135H222V132L224 131V133H225V130H222V132L220 133L218 130H220V127H218ZM234 126H235V128H234ZM49 127V128H48ZM59 127V129H56V128H58ZM76 127H80V128H76ZM87 127V128H86ZM91 127V128H90ZM93 127V128H92ZM117 127H120V128H117ZM123 127V128H122ZM146 127V128H145ZM170 127H172V128H170ZM187 127V128H186ZM194 127V128H193ZM217 127L219 128V129H217ZM221 127H224V126H222L221 125ZM228 127V126H227ZM240 127V129H243V128H241ZM37 128V129H36ZM42 130H41V129ZM45 128H47V129H45ZM72 128V129H71ZM76 128V129H75ZM96 128H98L97 129V131H94V129H96ZM126 128H129V129H126ZM138 128V127H137ZM138 128V129H139ZM154 128V129H153ZM165 128V129H164ZM196 128V129H197ZM201 128V129H200ZM211 128H209V129H211ZM225 128V127H224ZM43 129H45V130H43ZM66 129H67V131H66ZM80 129H82V131L80 130ZM83 129H85L86 131H89L90 133L92 132V134L94 135L95 134V136L96 137H93V135H91V136H89V135H87V134H89L88 132L86 133V131H83ZM88 129V130H87ZM90 129H93L92 131L90 130ZM105 129V130H104ZM111 129V130H110ZM123 129V130H122ZM126 129V130H125ZM130 129H132L131 131H130ZM143 129V130H144ZM163 129V130H162ZM168 129H170V134H169V130L167 131ZM255 128H253V129H251L250 127H249V129H248V131H251V130H254ZM256 129L254 130V132L256 133L257 131H256ZM36 130V131H35ZM38 130V131H37ZM49 130H50V132H49ZM78 130H80L81 132H78ZM114 130V131H113ZM117 130H120L119 132H121V134L119 135V132L117 131ZM125 130V131H124ZM128 130V131H127ZM153 130H156V132L157 131H159L158 132V134L157 133H155V131H153ZM164 130H166V133H167V135H166V133H165V131ZM176 130V132H174V131ZM28 133H27V132ZM42 131H44V133H45V131H47V136L45 135V134H43V133H40V132H42ZM62 131V132H61ZM72 131V132H71ZM108 131V132H107ZM135 131H137V129H135ZM142 131V130H141ZM146 130H144L143 132H145ZM164 131V132H163ZM178 131V132H177ZM199 131V132H200ZM207 131V132H206ZM221 131V130H220ZM243 131H247V129L246 130H243ZM247 131V132H248ZM38 132V133H37ZM52 132V133H51ZM58 132V133H57ZM60 132V133H59ZM66 132H67V134H66ZM105 132V133H104ZM107 132V133H106ZM113 133V136H112V133ZM128 132V133H127ZM130 132V133H129ZM174 132V133H173ZM191 132V133H190ZM219 132V133H218ZM246 132V133H247ZM253 131H251L250 133L252 134V138L250 137L251 136V134H250V136H248L249 135V133H247L248 135H245V136H248V142L249 141H254V139H255V142H250L251 144L250 145H253L252 146V149L254 148V150H252V155L251 154H249V152L251 151L250 150V148H249V150L250 151H248V156H246V157H253L252 159L249 157V159L248 160H250L251 162H256V161H258V159H256L257 157H259L260 155H261V153H264V145H262V144H264V143H260L259 144V141H257L256 142V138H257V140H258V138H259V140H261L260 142H264V140H263V137H261V139H260V136L261 135H263L264 133H261V134H259L258 132V135H257V133H256V135L257 136H255V134H253L252 133ZM42 135H40V134ZM51 135V136H53L54 134H56V135H54L53 137H51V136H49V134ZM54 133V134H53ZM61 133H64V134H61ZM69 133H71V134H69ZM75 133V134H74ZM76 133L78 134H80L81 133V135H82V137H81V135L79 136V134L78 135H76ZM97 133H99V134H97ZM103 133L105 134V136H106V138H105V136L103 137ZM138 133V134H137ZM153 133H155L154 135H153ZM173 133V134H172ZM186 133H187V135H186ZM189 133H190V135H189ZM217 133V135H218V137L215 135ZM238 133H240V132H238ZM245 133V134H246ZM22 134H23V136H22ZM57 134H60V135H57ZM76 135L77 137L75 138L74 137V135ZM109 134L110 135V137H109V135L107 136V135ZM127 134H131L132 136L130 137L129 135V140H127ZM174 134H176V137H172V136H170V135H174ZM194 134V135H193ZM236 134V133H235ZM243 134H244V132H243ZM45 135V136H44ZM63 135V136H62ZM208 137H207V136ZM221 135H222V137H221ZM60 136H62L61 138H60ZM89 136V137H88ZM101 136V137H100ZM126 136V137H125ZM152 136V137H151ZM168 136V137H167ZM171 137V140L169 139L170 137ZM175 136V135H174ZM217 137V138H214V137ZM220 136V137H219ZM264 136V135H263ZM16 137H18V139H16ZM20 137V138H19ZM27 137V138H26ZM37 137H40V138H37ZM42 137V138H41ZM48 138V139H50V141L47 139V141H49V143L51 144V146H50V144L46 141H43L44 143L43 144H40V143H42V140L41 139H43V138ZM51 137V138H50ZM58 137V138H57ZM75 139H74V138ZM80 137V138H79ZM92 137V138H91ZM101 138V139H99V138ZM107 137H109V138H107ZM162 137V138H161ZM166 137H167V139H169L170 141H168L167 139H166ZM190 137V138H191ZM225 138V140H223V139H221V138ZM231 137H233V135H231ZM230 137V138H231ZM24 138H26V139H24ZM29 138V139H28ZM35 140H34V139ZM44 138V139H45ZM54 138H55V140H54ZM57 138V139H56ZM60 138V139H59ZM68 138H69V141H72L71 143H66V141L68 140ZM71 138V139H70ZM85 138H88V139H85ZM96 140H95V139ZM115 138V140H113ZM121 138H124V139H122L121 140ZM140 138H142L141 140L142 141H140ZM164 138V139H163ZM182 138V137H181ZM180 138V139H181ZM218 138H220V140L218 139ZM251 138V139H250ZM254 138V139H253ZM24 139V140H23ZM37 139L39 140V141H41V142H38L37 141ZM43 139V140H44ZM45 139V140H46ZM74 139V140H73ZM103 139H105V142H104V140ZM109 139L112 141H109ZM126 139V140H125ZM144 139V140H143ZM163 139V140H162ZM166 139V140H165ZM184 139V137L182 138V140ZM210 139V140H209ZM26 140H28V142H26ZM59 140L61 141V143H59ZM66 140V141H65ZM89 140H93V141H88ZM100 141L99 142V145L97 144V146L100 148V144H101V149H99L97 146H95V144L96 143H98L97 141ZM107 140H108V142H107ZM122 142H121V141ZM125 140V141H124ZM147 140V141H146ZM151 140V141H150ZM182 140H179V139H177V141L179 142V141H181V143L183 144V142H182ZM189 140V139H188ZM219 140V143H217V141ZM222 140V141H221ZM57 141H58V143H57ZM77 141V142H76ZM126 141H128V143H126ZM146 141V143H144V142ZM175 140H173V142H174ZM177 141H175V142H177ZM184 141V140H183ZM208 141H211L210 143L208 142ZM214 141H215V143H217V145H218V147H216L217 145H215V144H212V143H214ZM224 141H225V143H224ZM20 142V143H19ZM24 142V143H23ZM31 142V143H30ZM36 142H38L37 144H36ZM76 144L75 146H74V143ZM79 142V143H78ZM82 142V143H81ZM110 142V143H109ZM124 142V143H123ZM143 144H142V143ZM150 144H149V143ZM158 142V141H157ZM169 143V144H167V143ZM17 143V144H16ZM22 143V144H21ZM56 143V144H55ZM72 143H73V147L72 146H70V145H72ZM77 143L79 144V145H77ZM86 143V145H83V144H85ZM109 143V144H108ZM126 143V144H125ZM130 143V144H129ZM137 146L138 144H140L139 146H141V147H143V148H141V147H139L138 148V146L136 147V148H134L133 147V145L134 144ZM172 143V142H171ZM180 143V142H179ZM255 143H258V145H261V147H254V146H258L257 144H255ZM26 144V145H25ZM28 144V145H27ZM33 144V145H32ZM37 145V146H34V145ZM38 144H40V145H42L41 147L39 146V148H37L36 149V147H38ZM47 144H49V145H47ZM62 144H64V147H62L63 145ZM108 144V145H107ZM116 144V145H115ZM118 144H121V145H118ZM130 146L131 144H133L132 146H128V145ZM148 144H149V146H151V147H149L148 146ZM164 144V145H163ZM211 144V145H210ZM221 144V145H220ZM225 144V145H224ZM226 144H227V146H226ZM3 145V146H2ZM16 145V146H15ZM18 145H20V146H18ZM22 145H25V146H22ZM32 145V146H31ZM43 145H44V147L47 149H45L44 147H43ZM53 145V146H52ZM55 145V146H54ZM57 145H59V146H57ZM69 145V146H68ZM81 145V146H80ZM90 145V146H89ZM107 145V146H106ZM127 147H125V146ZM171 145V144H170ZM187 145V146H188ZM198 145H200V146H198ZM203 145L205 146V147H203ZM228 145H231V146H228ZM34 146V147H33ZM77 146V147H76ZM78 146H80L81 148H79ZM116 146H118L119 148H122V151L118 148V147H116ZM147 146V147H149V148H145V147ZM160 146H161V143H160ZM160 146H158L157 145V147H160ZM161 146V147H162ZM168 146V147H167ZM194 146H195V148H194ZM224 146H225V148H224ZM234 146V147H233ZM263 146V147H262ZM17 148V152L18 153H20L21 152V148H22V150L25 152V150H26V148L25 147H29L27 150V153H25L26 154V156H25V154H24V152L22 153L23 155H21V153L20 154H18V155H16L17 154V152H16V154H14V155H16V156H12V155H10L13 151L12 150H14L15 148ZM19 147V148H18ZM53 147V148H52ZM54 147H57V149L58 148H62L61 150L60 149H56V148H54ZM82 147L85 149L84 151L85 152H83V149H82ZM88 147V148H87ZM96 147H97V149H96ZM104 147V148H103ZM171 147V146H170ZM208 147H210V148H208ZM222 149H221V148ZM230 147L232 148V150L234 151V153H237L234 157H235V159H232V158H234L232 155H234V153H230L229 151H231V149H230ZM35 148V149H34ZM44 148V149H43ZM124 148V149H123ZM129 148V149H128ZM138 148V149H137ZM226 148H228V149H226ZM234 148V149H233ZM263 148V149H262ZM30 149V150H29ZM33 149V150H32ZM42 149V150H41ZM55 149H56V151L59 153H57L56 151H55ZM74 149H76V150H74ZM94 149V150H93ZM112 149V150H111ZM115 149V150H114ZM128 149V151H133V152H135V153H133V152H128V151H126ZM131 149V150H130ZM139 149H141V150H139ZM142 149H144V150H142ZM147 149H150V150H147ZM170 149V148H169ZM215 149V150H214ZM225 149V150H224ZM8 150V151H7ZM19 150H20V152H19ZM50 150L52 151V150H54L55 152L53 153V152H51V155H50ZM73 150V151H72ZM80 150H82L81 152H79V153H77V151H80ZM87 150V151H86ZM125 150V151H124ZM138 151V154L139 155H141V156H145L144 158H142V157H140L139 156V158L137 157L138 156V154H136L137 153V151ZM226 152H224V151ZM256 150V151H255ZM4 153H3V152ZM16 151V149L14 150V152ZM32 151V152H31ZM37 151V152H36ZM47 151H49V153L47 152ZM74 151H75V153H74ZM93 151V152H92ZM110 151V152H109ZM118 151V152H117ZM142 151H145V152H143L142 153ZM167 151V152H166ZM237 151V152H236ZM253 151L254 152H256L254 155H256L257 154V157L256 156H254L253 155ZM10 152V153H9ZM13 152V153H14ZM43 152V153H42ZM63 152H66L65 154L63 153ZM69 154H68V153ZM96 152V153H95ZM105 152H107V154L105 153ZM148 152V153H147ZM204 152V153H203ZM223 152H224V154H223ZM35 153H38V155H36V158H35ZM71 153H73V154H75V155H71ZM91 153L93 154V155H91ZM122 153V154H121ZM141 153V154H140ZM144 153L145 154H147V156L146 155H144ZM196 153H199V154H196ZM201 153V154H200ZM215 153H216V155H215ZM57 154V155H56ZM81 154V155H80ZM104 154V155H103ZM130 154V155H129ZM211 154V155H210ZM226 154V155H225ZM4 155V156H3ZM61 155H64L63 157L61 156ZM76 155L77 156H81L82 157V159H83V163H82V161H80L79 159L81 158L80 156V158L79 157H76ZM86 155V156H85ZM101 155H103L104 156V159H103V156H101ZM132 155V156H131ZM167 155V156H166ZM194 155V156H193ZM195 155L197 156V155H199V156H197V157H195ZM224 157H223V156ZM34 156V157H33ZM45 156V157H44ZM51 156H53V157H51ZM59 156V157H58ZM87 156H89V157H87ZM113 158H112V157ZM126 156V157H125ZM130 158H129V157ZM134 156V157H133ZM136 156V157H135ZM165 156H166V159L168 160V162H167V160H165ZM184 156V155H183ZM182 156V157H183ZM201 156H206L205 158H203V157H201ZM216 156H219V157H216ZM38 157H39V160H38ZM84 157V158H83ZM102 159H101V158ZM187 157H189L188 155L186 156V154H185V157H183V158H185V160H183L182 159V162L183 161H186V163L187 164H185V162H184V164L182 163V165H184V167H186V165H187V167L188 166H190V168H191V166L194 164L193 163V161H192V163H191V161L188 163L187 162V160H186V158ZM223 157V158H222ZM231 157V159H229ZM91 159V161H84V159ZM116 158V159H115ZM124 158V159H123ZM137 158L138 159H140V160H137ZM58 159V160H57ZM67 159H69V162H70V164H68L69 162L67 161ZM73 159V160H72ZM87 159V160H88ZM97 159V160H96ZM109 159V160H108ZM111 159H113V160H111ZM128 159V160H127ZM132 159V161H130ZM137 161H136V160ZM154 159V158H153ZM152 159V160H153ZM171 159H174V158H171ZM170 159V160H171ZM190 159V158H189ZM195 159V160H194ZM203 159H206V160H203ZM224 159V160H225ZM228 159V160H227ZM242 161H241V160ZM247 158H245V160L244 161H246V163H243V165L245 164V165H248V164H251V162L250 161H247L246 160ZM256 159V160H255ZM65 160H66V162H65ZM70 160H72V161H70ZM76 160V161H75ZM79 160V162H77ZM127 160V161H126ZM235 160H237L238 161V163H237V161H235ZM254 160V161H253ZM57 161H59V162H57ZM106 161H107V163H106ZM122 161V162H121ZM124 161V162H123ZM131 162L132 164H133V166H132V164L131 163H129V162ZM136 161V163H134ZM189 161V160H188ZM197 161L199 162V163H197ZM213 161V160H212ZM241 163H240V162ZM51 164H50V163ZM54 162V163H53ZM65 162V163H64ZM73 164H72V163ZM77 162V163H76ZM80 162H81V165L79 166V164H80ZM84 162H87V163H85L84 164ZM89 162H90V164H89ZM99 162H100V164H99ZM126 163V165H124V164H122V166H121V168H120V164L121 163ZM128 162V163H127ZM144 162H142V163H144ZM156 162V161H155ZM160 162V163H159ZM170 162V163H169ZM208 162V161H207ZM211 162V161H210ZM232 162H229V163H231V164H233ZM247 162H248V164H247ZM67 163V164H66ZM96 163V164H95ZM98 163V164H97ZM109 163V164H108ZM111 163H114V164H111ZM119 164V166H118V164ZM162 163V164H163ZM170 164V167H169V165L168 164ZM204 163V162H203ZM200 163V167L202 166V165H205V168H206V166H210L211 165V163H210V165H207L206 163ZM213 163V162H212ZM66 164V165H65ZM75 164H78V167H75L76 165ZM84 164V166H82ZM127 164H128V166H130V167H128L127 166ZM131 164V165H130ZM140 164V165H139ZM162 164H160V165H162ZM192 164V165H191ZM194 164V165H195ZM202 164V165H201ZM50 165V166H49ZM52 165H54V167L52 166ZM56 165V166H55ZM74 165V166H73ZM90 165V166H89ZM92 165V166H91ZM97 165H100V167L99 166H97ZM138 165V166H137ZM164 165V164H163ZM163 165L162 166H159V169H160V167H161V171L162 172H165L166 170H164V168H162L163 167ZM182 165H181V167L180 166H177L176 165V167H180V171L182 170L181 168H182ZM195 165V166H196ZM196 166V167H194L193 166V169H195V173L194 172H191V174L193 173L194 174V180H196V182L195 181H193L192 179H190L188 176L190 175V170H192L193 171V169L191 168V169H189L188 170V168L186 167V168H184L183 167V169H187L188 170V172L189 173H187L185 170H182V171H185V173H187V177H186V179L188 180V182L190 183V182H194V183H192L193 185L195 184V183H200L199 181H198V179H197V177L199 176H202V177H200L201 179L202 178H205L206 179V176L208 175L206 172H205V169H204V171H200L202 168H204V166H202L201 167V169H198L197 170V167H199V166ZM54 168V169H52V167ZM71 166V169L69 168ZM82 166V167H81ZM87 166H89L88 168H87ZM124 166L126 167V168H124ZM135 166V167H134ZM167 166V167H166ZM46 167V168H45ZM61 167V168H60ZM75 167V168H74ZM137 167V168H136ZM156 167V166H155ZM175 167V168H176ZM56 168L57 169H60V171L59 170H56ZM66 168V169H65ZM74 168V169H73ZM80 168V169H79ZM84 169V171H82L83 169ZM86 168H87V170H89V171H87L86 170ZM94 170H93V169ZM122 168H124L125 170L123 171V169ZM135 168V169H134ZM149 168H152V167H149ZM46 169V170H45ZM63 169H64V171H63ZM77 169V170H76ZM91 169H92V171H91ZM118 169V170H117ZM177 169H179V168H177ZM47 170H49L48 171V173L46 172ZM53 170H55L54 172H53ZM76 171V172H74V171ZM82 171L81 173H78V172H80V171ZM136 170V171H135ZM164 170V171H163ZM175 170V173H176V171H178V170H176V169H174ZM174 170H170V171H172L173 173H174ZM196 170H197V174H196ZM203 170V169H202ZM39 171V172H38ZM40 171H41V173H40ZM52 171V172H51ZM88 172V173H86V172ZM105 171V172H104ZM115 171H116V173H115ZM120 171V172H119ZM125 171H126V173H125ZM148 171H150V172H148L147 174H150V175H152V176H150V175H148V177L146 178V180H145V177L147 176V175H144L143 177H141V179L142 178H144V180H145V182L147 183V179H151V181H153V183L152 184H155V187H152V188H150V186H149V184L151 183V182H148V184H147V188L149 189H151V191H153L154 192V189L153 188H158V186L159 185H161L159 188H158V193L160 194L161 192H160V190L163 192V191H165V193L163 192V193H161L160 195H161V198H163V197H166L165 199H167V198H169L170 197V200H171V198L173 199L172 201L174 202H177V203H171L170 201H169V199L166 201V203H171V204H173V207H172V209L170 208L172 205H168V204H166L165 203V199L163 198L162 200H161V198H157L158 197V195L156 196H153L154 198L156 197V199L158 200V204H157V202H156V199H152V198H150L151 197V195H150V189L148 190V194L150 195H148V201H149V204L150 205H152L153 207H154V209L159 205V207H157V209L156 210H158V216L159 215H161V217H163L164 216V218H161L160 216H159V219H160V221L158 220V219H156V218H158V216H154V215H157V213L155 212V210L153 209V207L152 206H150L151 208H150V212L153 214L154 213V215H153V218L154 217H156V218H154V220L155 221H157L156 223L158 224V223H160L161 221L163 222V220H164V225L162 224V222L159 224L160 226L161 225H163L164 227H161V228H159L160 226L159 225H157V224H155V222H153L154 220H153V218L152 217H150L151 216V213L149 214L148 213V210L146 209V211H145V213L144 214H146V213H148L149 215V217H150V220H148L149 218L148 217H146V215L144 216V218H142L141 219V221L143 220L144 222H145V225L144 224H142L143 223V221L141 222V223H136V224H139V226L142 224V226L144 225V227L146 226H148V224L151 222V223H154L155 225H154V227H153V225L151 224V228H149L148 227V230H145V228H143L142 226L140 227V228H143V237H141L142 235H140V234H142V233H140V231H142V230H140V228H139V226L137 225V230H138V232L140 233V234H138V236L137 237H135L136 235V231L137 230H135L134 229V233L132 234L133 236H134V238L133 239H136V238H138L139 237V235H140V238L142 239H144V240H146V241H148V239L150 240V237H152V234H154V232H156V231H158L159 232V230H160V232L162 233V235L164 234V236H165V234L167 233V232H165V231H168V232H170V233H168V235L167 236H170V237H167L166 239H165V237L163 236V237H161L162 239L161 240H163L164 239V241L165 240H170V239H172L175 235H178L179 234V236L178 237H174L171 241L173 242L174 241V239H176L174 242H175V244L178 246H176L175 244V246L174 245H172L173 247H174V250L176 251V253L178 254V253H180V257H179V254L177 255L174 251H173V254H171L172 253V251L171 250H173L172 248H170L171 247V244H173V243H171L170 241V243H169V246H163V245H160L161 246V248L159 247L158 248V250H157V248L155 249V254H154V250H151V251H153V252H151L150 254H149V252H147V254H146V257L148 256H150L151 257V254L154 256L155 255V257H153L152 256V259L151 258H149V259H151L150 260V262H149V259H147L146 257H145V255H144V257L146 258V260H148V261H146L145 260V258L143 257V259H144V261H142V263H147L148 262V264L150 263V264H155V262L157 261L158 262V264L160 263V262H162V259L164 258L165 260H163V261H165V263H167V264H169V263H171L172 262V260H174L172 263L173 264H186L185 263V260H186V262H187V264H197V263H202V264H205V263H207V264H210L209 262H212V261H216V260H218L219 261V263L220 264H222V261L224 262V264H230V260L228 259V261L226 262L225 260H227V259H225L224 258V254L222 253L223 251L221 250L222 249V247H223V244L221 243V242H217L218 243V245H217V243H215V241L213 242V237H212V239H211V241L207 238H205V237H210L211 235H213V231H209V230H211V227H213L212 225V223L210 222H208V221H210V219L212 220V222L214 221V218H215V215L217 214L216 212H230L231 210H233L234 208V206H230V204L228 203V201L226 200V199H228V198H230V200L232 201L233 199V197L232 196H230V197H228V195L227 194H225L223 197H224V199H222L223 201H225V205L227 206V208L229 207V208H232V209H229V210H227L226 209V206L223 204L224 202H222V205H224L225 206V208L224 209H226V211L224 210L223 211V206L221 207V208H218L219 206H217V204H216V208L215 207H213V205H210V204H214L215 205V202H217L218 200H220V199H217V197L219 196V195H221V194H224L223 192H221V190H222V186H220V185H222L221 183H220V181H222V180H219V183L217 182V183H212V182H210L209 183V181L207 180V181H205V180H201L200 178H199V180H201V185H205V184H207V183H209L208 185H205V186H207V187H209V188H211V187H215L214 189L213 188H211L212 189V191L213 190H217V192L218 191H220L219 193V195L217 196V193L214 191L213 192V196H212V191H211V189H210V191H209V196L211 195L212 197H209L207 194H206V192H208V191H204V193H205V195H207L208 196V199H207V196H206V198L205 197H203V196H205V195H203L202 193H203V191L202 190H200V189H202V188H204V189H206L207 190V188L206 187H202L201 186V188L199 189L198 187H195L196 188V190L197 191H200V193H198L199 195L201 194L202 195V197L204 198V199H206V201L202 198V199H200V200H198V198H200L201 197V195H200V197H198V196H196V195H198V194H196L195 195V193L193 194V192H197V191H194V186H192L194 189H192V188H190L193 192H191V190L190 189H188V191L190 190V192H191V194L193 195V196H191V199L192 198H194V199H196V201H194V199H193V201L192 200H190L189 198H190V196L188 195V194H190V192H188L187 191V189H184V188H186V187H184V188H182V190H185V191H187V196H185L186 195V192L184 191V193H185V195H184V193L180 190V189H178V191L180 190V192H178L180 195H176V190L177 189H175V190H173L174 189V186H173V188H172V186H171V188H169L170 190L172 189L174 192H170V191H166V190H168L166 187V183H165V177H161L162 176V172L161 173H159V174H156L157 172H154L153 170H148ZM153 172V174H151L152 172ZM179 171V174H181L182 173V171L180 172ZM60 172V173H59ZM61 172H64L63 174H65V175H63ZM85 172V173H84ZM95 172V173H94ZM101 172H103V173H101ZM111 172V175L109 174ZM121 172H124V177L125 178H123V173H121ZM129 172V173H128ZM171 172V174L169 173L168 175H167V179H171V176H172V180H173V177L175 178V173L173 174ZM203 172V174L205 175L204 177H203V175H201V173ZM206 174H205V173ZM45 173H47V174H45ZM50 173V174H49ZM55 173H57V174H55ZM59 173V174H58ZM66 173H68V174H66ZM73 174V173H75V175L73 174V175H69V174ZM77 173V174H76ZM93 173H94V175H93ZM106 173V175H104ZM128 173V175L126 176V174ZM155 173V174H154ZM185 173L184 174H182V175H178L177 176V174H176V180L175 181H177L176 183L178 184V186L177 187H175V188H178V187H182L183 185L184 186H186V185H190L189 183H187V182H182V181H186L185 179L183 180V178H185L184 177V175H185ZM81 176H80V175ZM90 174H92V175H90ZM113 174V175H112ZM119 174V175H118ZM138 174H139V172H138ZM137 174V175H138ZM196 174V175H195ZM69 175V176H68ZM83 175V176H82ZM102 175V176H101ZM117 177V180H116V177ZM132 175V176H131ZM158 176V177H155V176ZM160 175V176H159ZM171 175V176H170ZM88 176V177H87ZM106 176H108V178L106 177ZM112 176V177H111ZM182 176V177H181ZM186 176V175H185ZM68 177V178H67ZM71 178V180H70V178ZM78 177H79V179H78ZM100 177V178H99ZM152 177L155 179H157V181L158 180H160V182L158 183L156 180H152ZM178 177V178H177ZM191 177V176H190ZM193 177V176H192ZM195 177H196V179H195ZM73 178H75V179H73ZM97 178V179H96ZM119 178V179H118ZM190 180H189V179ZM208 178V177H207ZM89 179H92L91 181H93V180H97V181H99V183H101V184H99L98 186V188H101V189H98V190H96L95 189V191L96 192H101L102 191V189L104 188V187H109V186H112L111 188H112V190H111V188H105V189H107L106 191L109 193V191H111V192H113L114 193V195L116 196V194H118L119 192L121 193V194H123V193H125L126 191V197H124L125 196V194H123V195H121V194H119V195H121V199L119 198V195H117L116 196V198H119L118 200H117V202H115L116 200H114V199H112L114 196H110L109 197V194L107 193V195L105 194V189H104V191H102L103 192V195L105 196H107V198L109 197L110 199L108 200V204H109V202L111 203L112 201L113 202H115V204L112 202L110 205H107V200L106 199H104V198H106V196L103 198V197H99V195H100V193H96L95 191H94V195L95 196H97V197H99V198H97V199H99L100 201L101 200H103L104 199V201H106V205L104 204V201H103V204H102V201H101V203L98 201V203H99V205H96V204H92L93 202H92V200H88V198L89 197H91L90 196V194H87V193H85L84 191H82V192H84V194L81 192V195H83V196H81V195H79L80 193H78L79 191H81V190H83V189H81V188H78V190H74L73 191V188L72 187H75L74 189H77V187L76 186H78L77 184H78V181H80V184H81V182H82V184H84L85 185V181H89ZM100 179V180H99ZM104 179V183H103V180ZM123 179H125V180H123ZM166 179V180H167ZM182 179V180H181ZM106 180H108V182L106 181ZM128 180V181H129ZM143 180V179H142ZM172 181V182H167V183H169V184H171V185H173V182H175V181ZM68 181H74V182H72L71 184H67V183H69ZM110 181V182H109ZM113 181V182H112ZM115 181H117V182H115ZM118 181H120V183H121V181H125V184H126V182H127V186H125V184L122 182V184L124 185V186H120L119 184V182ZM149 181V180H148ZM156 181V182H155ZM164 181V182H163ZM171 181V180H170ZM77 182V183H76ZM107 182V183H106ZM155 182V183H154ZM163 182V183H162ZM179 182H181L180 184L182 185L183 183V185L181 186H179ZM204 182V183H203ZM205 182H207V183H205ZM88 182H86V184H87ZM112 183H113V185H112ZM114 183H115V185H114ZM116 183H119V184H116ZM131 183V184H130ZM156 183H158L159 185L158 186H156L157 184ZM161 183V184H160ZM185 183H186V185H185ZM203 183V184H202ZM105 186H104V185ZM107 184H109V185H107ZM121 184V185H122ZM129 184H130V186H129ZM165 185V187H163V185ZM175 184V183H174ZM210 184H215V185H213V186H211ZM218 186H217V185ZM76 185V186H75ZM102 185L104 186V187H102ZM116 188H115V187ZM196 186V185H195ZM197 186H200L199 184H197ZM211 186V187H210ZM125 188L124 190H126L125 192H121V191H124V190H122V188ZM130 187V188H129ZM161 187H163L164 188V190L163 189H161ZM169 187H170V185H169ZM216 187H217V189H216ZM218 187H219V189H218ZM220 187H221V189H220ZM72 188V189H71ZM83 188V187H82ZM118 188V189H117ZM120 188V189H119ZM166 188V189H165ZM199 190H198V189ZM208 188V189H209ZM69 189H71V190H69ZM81 189V190H80ZM160 189V190H159ZM67 190H69V192L71 191L72 193H68V191ZM115 190H117V191H115ZM121 190V191H120ZM157 190V189H156ZM171 190V191H172ZM67 191V192H66ZM76 191H78V192H76ZM116 193H115V192ZM128 191L130 192L129 194H128ZM77 194H76V193ZM111 192H110V194H111ZM166 192H168V193H166ZM183 194H182V193ZM76 195H75V194ZM112 193V194H113ZM173 193V194H172ZM177 193V194H178ZM73 194V195H72ZM89 196H87V195ZM99 194V195H98ZM152 195H154V193H151ZM163 194V195H162ZM176 196H175V195ZM190 194V195H191ZM215 194V195H214ZM79 195V196H78ZM102 194H101V196H103ZM127 195H130L129 197H130V199H129V197L127 196ZM160 195H159V197H160ZM168 195H169V197H168ZM171 195V196H170ZM196 197H195V196ZM227 195V197H226V199H225V196ZM74 196H75V198H74ZM76 196H78L79 198H76ZM94 196V197H95ZM179 196V197H178ZM183 196H184V198H188V200L187 199H184L183 198ZM189 196V197H188ZM217 196V197H216ZM123 197V198H122ZM128 197V198H127ZM175 199H174V198ZM222 197V198H223ZM83 198V199H82ZM126 198V199H125ZM209 198H213L212 200H215V201H213V202H211L212 200H210ZM217 200H216V199ZM218 198H220V197H218ZM82 199V200H81ZM87 199V200H86ZM91 199V198H90ZM129 199V200H128ZM151 199V200H150ZM178 199H179V201L180 200H186V202L190 205H192V207H190V208H192L193 209V206L195 207L196 205L194 204H192L193 202H196V203H200V205L201 204H205L206 202L208 203V201H210L211 203H206V205H204V207L206 206V207H209V206H211L213 209V212H212V210L211 209H209V208H211V207H209L208 209L211 211H209V213H215V215L213 214V217L214 218H212V215H210L207 211H208V209H205L206 211H204L203 209H204V207H203V205L201 206L202 207V209L199 207V209L197 210V212L198 213H200V214H197V212L195 211L197 208H194L193 210L194 211H192V210H190V208L189 207H187L188 206V204L187 205H185V201H183V202H179L178 201ZM79 200H81V201H79ZM85 200V202H87V203H85V202H82V201H84ZM153 200V201H152ZM177 200V201H176ZM189 200L192 202H190L189 203ZM202 200H203V202H202ZM229 200V199H228ZM76 201H78L79 203L80 202H82V203H80V205H81V207H85V206H89V205H91V208H89V210H91V209H96V207H97V209L100 207H103V205H105L104 207H109V208H112V209H110L109 210V212L107 211V212H105L106 210H104L103 208H101V211L102 212H98V213H101V216H100V214H98V213H95L96 211H98V210H94L95 212L93 213L94 215H92V217L91 218H93V217H95L96 218V220H97V218H99V220L101 221L102 220V224L104 225V227H105V229H104V227H103V225H100L101 226V229H102V227H103V229H104V231H109V232H111V233H107V232H105L106 234L104 235V233L102 232V233H100L101 235H104V236H106V235H110V237L111 236H113V234L115 235V236H113V237H109L111 240H109L108 238H107V236L105 237V239H108V240H102V242L103 241H108L107 242V244L108 245H106V243L104 242V244L103 243H101V242H99L98 240H97V238L99 239L100 237L101 238H103L100 234H98L99 232H97V230H96V228L97 229H99V231H101L100 230V227H99V225H95V223H97V222H95L96 220H94V222L95 223H91L92 225H93V227H95L94 228V230H96V235H99L100 237H96L95 238V231L94 230H92L93 229V227L92 228H89V225H91L89 222L91 221H89L88 222V224H82V217H80L81 216V214L83 213V214H88V213H90V212H88L89 210L87 209L88 207H85L84 209L85 210H83V208L81 209V207L79 208V207H77V209H81V212H82V210L84 211V212H82L81 214H80V210L79 211H77V209H75L76 208V206L77 205H74L75 203H76ZM90 201L92 202V203H90ZM118 201H121V202H118ZM126 201H129V202H127V203H129L128 204V206H126L125 204H126ZM159 201H160V203H159ZM197 201H199V202H197ZM73 202V203H72ZM75 202V203H74ZM78 202L76 203V204H78ZM154 202H156V204L154 203ZM179 202V203H178ZM219 202H221V200L219 201ZM83 203H85V204H87V205H85V204H83ZM90 203V204H89ZM117 203V204H116ZM131 203V204H130ZM180 203H184V204H181V205H183L182 206V208L184 209H182L181 208V210H179V206H177V205H179ZM119 204H122V206L123 205H125L126 207H122L121 205H119ZM174 204H175V206H177L176 208H177V210H178V212L180 213L181 212V215L180 214H178V216H175V213L177 212V210H176V208H174ZM228 204H229V206H228ZM232 204H233V202H232ZM74 206V210L75 211H73V209H71V208H73V206ZM85 205V206H84ZM96 205V206H95ZM116 207L115 209H114V206ZM117 205V206H116ZM130 205V206H129ZM166 205V210H164L165 209V207L164 206ZM186 207H185V206ZM209 205V206H208ZM92 206H95V207H93L92 208ZM111 206H113V207H111ZM169 206V207H168ZM107 207H106V209H107ZM122 207V208H121ZM205 207V208H206ZM247 207V206H246ZM108 208V209H109ZM125 208V209H124ZM162 208V209H161ZM167 208L169 209V210H167ZM187 210H186V209ZM218 208V209H217ZM86 209L88 210V211H86ZM103 209V210H102ZM107 209V210H108ZM164 212V213H166L165 215H164V213H162V211ZM214 209H216V210H214ZM222 210V211H219V210ZM176 210V211H175ZM200 210H202V212L203 213H205V212H207L210 216H211V218H209L208 219V221H207V219H206V217H208L209 215L208 214H206V217L204 218V221H202V222H204L205 224H203L202 222H201V220L203 219H200V222L198 221H196L197 220V217H198V220H199V217L201 216H205ZM70 211H72V212H74L75 213V218L77 217V219H73L74 218V213H70ZM115 211H119V210H115ZM122 211H120L121 213H122ZM169 211H171V212H169ZM185 211L187 212V213H189L188 211H192L191 213L193 214H197V216H196V220H193L192 218H194L195 216L194 215H190V214H186L185 213ZM236 210H234V212H235ZM250 210H248L247 211V209L245 210V213H247V212H249ZM252 211V210H251ZM250 211V212H251ZM76 212L77 213H79L80 215H78V214H76ZM85 212H87V213H85ZM168 212V213H167ZM233 212V211H232ZM250 212H249V214H250ZM255 212V211H254ZM105 213V215L106 214H108V216H109V213H110V216L111 217H113V219H115V220H113L111 217H108V216H103V214ZM115 213V215H117L116 214V212H114ZM170 213H172V215L170 214ZM185 213V214H184ZM96 214H98L99 216L97 217V215ZM138 214V213H137ZM143 214V215H144ZM221 214V213H220ZM72 215V216H71ZM78 215V216H77ZM96 215V216H95ZM185 215H190V217L189 216H185ZM83 217L85 216V215H82ZM138 216V215H137ZM171 216V217H170ZM183 216H185V217H183ZM209 216V217H210ZM250 216H253V214L252 215H250ZM73 217V218H72ZM106 218L107 217V219L109 218V222H108V220L107 219H104V218ZM143 217V216H142ZM145 217H146V220H148V222L149 223H146V220H144L145 219ZM169 217V218H168ZM181 217V218H180ZM182 217H183V221H185V220H187V222H184L185 223V225H184V223H183V226H184V228H183V226H182ZM186 217H187V219H186ZM192 217V218H191ZM95 218H93V219H95ZM140 218V217H139ZM139 218H138V220H139ZM170 218H171V220H170ZM172 218H174V220L176 221H179V223L178 222H176L177 224H181V226L182 227H180L179 225H177V224H175L174 222H172L173 221V219ZM176 218V219H175ZM185 218V219H184ZM188 218H190L189 219V221H188ZM253 218H255V217H252V219ZM71 219H73V220H71ZM93 219H92V221H93ZM137 219V218H136ZM180 219H181V221H180ZM205 219H206V222H205ZM251 219V221H250V224L252 225V226H254V225H258V221L256 222V220H255V222L253 221ZM103 220H105V222L103 221ZM153 220V221H152ZM216 221L218 220V218H216L215 219ZM72 221H74V222H79V221H81V223H78V224H76V223H73L74 224V226H77V227H79L80 229H81V226H82V228H83V226H84V228L83 229H85L86 227H88V229H89V231H90V234H91V236H87L86 237V232H88V231H85L84 230V233L81 231V230H79L78 228H76L75 227V232H76V230H79V232H82L83 234H85V236L83 237L82 236V234L81 233H79V234H77V232H76V236L74 235L75 233H72V232H74L73 230L71 231V229H74V226L72 225ZM91 221V222H92ZM112 221L115 223V224H117V228H119V230H121V235H120V232L118 233L117 232V228L115 229V226H114V228H113V226H110V223L111 224H114V223H112ZM159 221V222H158ZM169 221V222H168ZM191 221H195V222H197V223H194L193 224V222H191ZM253 221V222H252ZM133 222H135L134 220H133ZM132 222V223H133ZM165 222H166V224H165ZM171 222L172 223H174L173 224V226H171L172 224H171ZM190 222V225L191 226H193V225H195V226H193V227H195V228H193L194 230V232H196V229L198 228H200L201 227V229H197L198 231H199V233H194L193 231L191 232L190 231V229H192V228H188V223ZM108 224L109 226H110V228H108V227H106L105 225L106 224ZM186 223L188 224V225H186ZM200 225H199V224ZM81 224V225H80ZM114 224V225H115ZM147 224V225H146ZM149 224V225H150ZM167 224H171L170 225V227H173L172 229H173V231L171 232V230H170V228H169V230H165L166 229V227H167ZM207 224L209 225L210 224V226H207ZM212 224V225H211ZM86 225H88V226H86ZM91 225V226H92ZM134 225V226H133ZM157 225V227H155ZM165 225H166V227H165ZM189 225V226H190ZM86 226V227H85ZM90 226V227H91ZM176 226V228H174ZM180 227V229L178 228V227ZM187 226V227H186ZM197 226V227H196ZM208 227V228H206V227ZM152 227H153V229H155V228H158V230L156 229V231L155 230H152ZM169 227V226H168ZM167 227V228H168ZM189 230H187V232H189L190 233V235L193 237V235H195L196 236V238H190L189 236L190 235H186V234H188V233H186V230H184V229H186V228ZM109 230H108V229ZM114 229L113 231H112V229ZM162 228H164L163 230H162ZM184 230L185 232V234L183 233V231L181 232V233H183V235H185V236H187V237H183V236H181L180 235V232H178L179 230ZM182 228V229H181ZM87 229V230H88ZM93 231L92 233H91V230ZM102 229V230H103ZM107 229V230H106ZM147 229V228H146ZM150 229L152 230L151 231V233H150ZM175 229V230H174ZM178 231H177V230ZM203 229H207L208 231H209V234L210 235H206V234H208L207 232V230H204L203 231ZM116 230V232L115 233H112V232H114ZM118 230V231H119ZM213 230V229H212ZM124 231V232H123ZM148 231H149V235H150V237L149 236H147L148 235ZM174 231H176V232H174ZM202 231V233H203V235L205 236L204 238H203V236H202V233H201V236H198L199 234H200V232ZM207 231V232H206ZM128 232V233H127ZM158 232H156L155 233V236L157 237V239L156 240H158V239H160V232L158 233ZM178 232V234H176ZM206 232V233H205ZM212 232V233H211ZM69 233V234H68ZM124 233V234H123ZM147 234V235H145V234ZM192 233V234H191ZM194 233V234H193ZM89 234V235H90ZM123 234V235H122ZM129 234V235H128ZM157 234V235H156ZM172 234H173V237H172ZM198 234V235H197ZM79 235V238L81 239V241L80 240H78V236ZM88 235V234H87ZM92 235H95L94 237L92 236ZM125 235H126V237H125ZM130 236L129 237V239L130 238H132L133 236ZM81 236V237H80ZM145 236H147L146 238H145ZM95 238L96 239V241L97 242H99L100 244H101V246L99 245V243H97L96 242V244H98V246H100V249L102 248V250H98V251H96L98 248H95V251H96V253H92V254H90V252H92V251H94V246H96L97 247V245H95L94 244V242L93 241H95V240H91V238ZM198 237V238H197ZM199 237H202L203 238V241H202V239H199ZM74 238V239H73ZM82 238H90L89 240H86V239H83L82 240ZM92 238V239H93ZM128 238V237H127ZM139 238V239H140ZM155 238V237H154ZM170 238V239H169ZM179 238V239H178ZM180 238H184L183 240H181ZM122 239V240H121ZM123 240L124 242V244H125V242H127L128 241V243L127 244H130V240ZM132 239V240H133ZM141 239H140V241H137V242H141ZM152 239H153V237H152ZM85 240H86V242L87 241H90V242H87V244H86V242H85ZM115 240H116V242H115ZM155 239H154V241L155 242H158V241H160V240H158V241H156ZM179 240H181V241H179ZM199 240H200V242L202 241V243L203 244H201L202 246H203V248L200 250V251H204L205 250V253H206V251H207V253H212V255L211 254H209V255H206L205 253L203 254L202 252H198V253H196V255L197 254H200L201 253V255H197V257H199L200 258V260H199V258H197V257H195L196 255H194L195 254V251L197 252V251H199V249H200V243H199ZM208 240V241H210V242H206V241ZM77 241V242H76ZM84 241V242H83ZM92 241V242H91ZM179 241V242H178ZM183 241H184V243H183ZM205 241V242H204ZM76 242V243H75ZM81 242V244H78V243H80ZM133 242V241H132ZM151 243L152 242V240L151 241H148V242H145V243ZM176 242H178L179 243V245H178V243H176ZM194 242V243H193ZM195 242H197L199 245H197L196 247H197V250L196 249H194L195 247H193V249L195 250H186V247L187 246H189L190 247V249L192 248L190 245H196V243ZM142 243H143V241H142ZM141 243V244H142ZM144 243V244H145ZM150 243H149V245H150ZM153 243V242H152ZM159 244H160V242H158ZM181 243V244H180ZM206 243H208L207 245H206ZM210 243V244H209ZM79 245V246H77V248H75V249H77V250H79V252H77L76 251V254L74 253L75 252V249H74V247H76V246H74V245ZM84 244H85V246H84ZM88 244H90V246L88 245ZM94 244V245H93ZM103 244V245H102ZM126 244V245H127ZM133 244V243H132ZM136 244H140V243H136ZM146 244V245H147ZM155 244V243H154ZM154 244H151L152 246L154 245ZM215 245V247L218 249L219 248V250H215V249H213L212 251L210 250V251H208L210 248L212 249L214 246L213 245ZM220 244H222V246H220ZM91 245H93V246H91ZM143 245V244H142ZM140 246V247H143V246ZM149 245H147L145 248H147ZM184 245V246H183ZM81 246V247H80ZM84 246V247H83ZM87 246H88V248L89 249H86L87 248ZM103 246H104V248L106 249L108 246L110 247V249H107V250H109V251H107V250H105V249H103ZM201 246V247H202ZM211 246V247H210ZM213 246V247H212ZM220 246V247H219ZM108 247V248H109ZM114 248L116 251H117V248H118V250L119 249H121V250H119V251H117V253H116V251L114 252V251H112V250H114V249H112L111 250V248ZM117 247V248H116ZM165 247V249H163ZM80 248V249H79ZM90 248H92L91 250H90ZM166 248H169V252H167L168 251V249H166ZM177 248L178 249H180V251H178L177 252ZM199 248V249H198ZM207 248V249H206ZM73 249H74V252H73ZM144 249V248H143ZM142 249V254H145ZM181 249H183V250H181ZM82 250V251H81ZM88 250H89V252H88ZM111 250V251H110ZM157 250V251H156ZM162 250V251H161ZM165 250V251H164ZM167 250V251H166ZM216 252H215V251ZM85 251H86V253H85ZM121 251H122V253H121ZM161 251V252H160ZM185 251V252H184ZM188 251V252H187ZM189 251H191L190 253H189ZM193 251H194V253H193ZM83 252V253H82ZM109 252V254H107V253ZM114 252V253H113ZM118 252H120V254L118 253ZM186 252H187V254H186ZM220 254H218V253ZM77 253H79V254H77ZM100 253V254H99ZM157 253H159V254H157ZM163 254V255H165V256H160V254ZM175 253V254H174ZM182 253H183V255H182ZM191 253H193V254H191ZM73 254V255H72ZM83 254V255H82ZM99 254V255H98ZM106 254V255H105ZM166 254H169L168 256H166ZM171 254V255H170ZM190 254V255H189ZM216 254H218L219 256H223V258L222 257H218V255H216ZM76 255V256H75ZM97 255V256H96ZM158 255H159V260H161L160 262L158 261V259H157V257H158ZM172 255L173 256H175V255H177V256H175V257H172ZM186 255V256H185ZM194 255V256H193ZM216 255V256H215ZM138 257H136V260L139 258V256H141L140 258H142V255H141V253H140V255H137ZM203 256H206V258L209 260V262H208V260L207 259H205ZM208 256V257H207ZM217 257V258H214V259H216V260H213L211 257ZM125 257V258H124ZM168 257H171L170 258V262H168L169 260H167L166 258H168ZM188 257H190V258H188ZM203 257V259H201ZM87 258V259H86ZM118 258V259H117ZM125 260H124V259ZM127 258H129L130 259V261L127 259ZM140 258H139V260H140ZM153 258H154V260H153ZM175 258V259H174ZM184 258V259H183ZM195 258V259H194ZM197 258V259H196ZM219 258H221L220 260H219ZM115 259H116V261H115ZM169 259V258H168ZM211 259V260H210ZM225 259V260H224ZM92 260V261H91ZM99 260H100V262H99ZM102 260V261H101ZM111 260V261H110ZM120 260V261H119ZM156 260V261H155ZM167 260V261H166ZM176 260V261H175ZM190 260L192 261L193 260V262H190ZM202 260H204V261H207V262H203ZM245 260H247L248 261V259L247 258H245ZM244 260V261H245ZM97 261V262H96ZM111 263H110V262ZM113 261V262H112ZM135 261V260H134ZM140 261V262H141ZM146 261V262H145ZM151 261H155V262H151ZM202 261V262H201ZM93 262V263H92ZM126 262V261H125ZM124 262V264H128V263H125ZM137 263L136 264H138V261H136ZM156 262V263H157ZM175 262V263H174ZM189 262V263H188ZM253 262H254V264H258L257 263V260L256 259H254L253 260ZM163 263V262H162ZM162 263H160V264H162ZM199 263V264H200ZM213 263V262H212ZM216 263H218V262H216ZM218 263V264H219ZM129 264H135V262L134 263H129ZM139 264H141V263H139ZM164 264V263H163ZM214 264V263H213Z\"/></svg>",
    "mask_w": 264,
    "mask_h": 264
},
{
    "label": "bare ground",
    "instance_id": "obj_2",
    "mask_svg": "<svg viewBox=\"0 0 264 264\" xmlns=\"http://www.w3.org/2000/svg\"><path fill=\"white\" fill-rule=\"evenodd\" d=\"M27 1H28V0H27ZM27 1H26V2H27ZM42 1H43V0H42ZM42 1L39 2V3H42V7H43V3H44V2H42ZM80 1H81V0H80ZM80 1H79V3H80ZM83 1H84V0H83ZM121 1H122V0H121ZM146 1H147V0H146ZM150 1H151V0H150ZM150 1H149V2H150ZM154 1H155V0H154ZM159 1H160V0H159ZM171 1H173V0H170V2H171ZM174 1H177V0H174ZM178 1H179V0H178ZM182 1H184V3L186 2V0H182ZM191 1H192V0H191ZM194 1H195V4H196L197 1H196V0H193L192 2H194ZM199 1H202V0H199ZM199 1H198V2H199ZM207 1H208V0H207ZM214 1H215V0H214ZM218 1H219V0H218ZM218 1H217V2L215 1V2H216V3H219ZM230 1H231V0H230ZM240 1H241V0H240ZM249 1H250V0H248V2H249ZM254 1H255V0H252V2L250 1L249 3H250L251 5H252L253 3H255L254 5H256V2H258V0H256V2H254ZM26 2H25V3H26ZM34 2H35V1H34ZM81 2H82V1H81ZM84 2H85V3H87V2L90 3V2L87 1V0H85ZM93 2H94V1H93ZM100 2H101V1H100ZM115 2H116V0H115ZM134 2H135V1H134ZM136 2H137V1H136ZM136 2H135V3H136ZM155 2H156V1H155ZM164 2H165V0H164ZM179 2L181 3V0H180ZM179 2H178V4H177V3H176V4L179 5V4H180ZM188 2H190V1L188 0ZM192 2H191V4H192L193 6H195ZM209 2H210L211 4H213V0H212V2H211V1H209ZM222 2H223L224 4H225V2H226V4H228V6H227L228 9L230 8V7H229V3H227V2H228L227 0L222 1ZM237 2H238V0H237ZM242 2H245V1L242 0ZM248 2H245V3L248 4ZM21 3H22V2H21ZM59 3H60V2H59ZM66 3H67V2H66ZM88 3L85 4L86 7H87V5H88L87 9H85V7H84V6H85L84 3H83V4H82V3L79 4L80 6H81V5H82V6L84 5L82 8H83L85 11L82 13V15L80 14L81 16H80V15H79V17L77 16L78 18H74V17H73L74 20L76 19V21H73V22H75V23H74V26H73L74 28L72 27L73 29H75V30H85V29H83V25H84V23L89 22V21H91V20H92L91 23H94L95 20L93 21V18H94L93 15H94V13L97 12V11L100 12L101 9H100V10H97V9H96L97 11L95 10V12H94V11H91V8L93 9L94 7H89V4H88ZM98 3H99V2H98ZM102 3H103V2H102ZM123 3H125V2L123 1ZM146 3L148 4V1H147ZM157 3H158V1H157ZM157 3H156V4H157ZM167 3H169V2H167ZM172 3H173L172 5H169L171 8H172V6L174 5V2H172ZM184 3H183V5H185ZM186 3H187V2H186ZM199 3L202 4L201 6H204L203 4L206 3V0H205V2H204V0H203V3H202V2H199ZM199 3H197V4L199 5ZM216 3H215V5H213L214 7H216V6L218 5V4H216ZM231 3H232V2H231ZM245 3H244V4H245ZM258 3H261V0H259ZM258 3H257V5L259 6ZM22 4H24V3H22ZM28 4H29V3H28ZM28 4H26L27 7H28ZM37 4H38V2H37ZM60 4H64V5L66 6L68 3H67V4H65V3H60ZM90 4H91V3H90ZM93 4H94V3H93ZM100 4H101V3H100ZM115 4H116V3H115ZM121 4H122V3H121ZM150 4H151V3H150ZM181 4H182V3H181ZM181 4H180V5H181ZM187 4H188V3H187ZM211 4H210V5H211ZM224 4H223V5H224ZM226 4H225V5H226ZM237 4H239V2H238ZM261 4H262V3H261ZM261 4H260V5H261ZM24 5H25V4H24ZM32 5H33V4L30 3V7H33ZM71 5H72V4H71ZM71 5H70V3H69L68 6H70V8H69V7L67 8V6H66V8H64L65 6L61 7L62 5L60 6V5L58 4V7L60 6V10L63 8V12H64V11L66 12L67 9H69V10H68L69 12H73V11L71 10V8H73V7H72L73 5H72V6H71ZM123 5H124V4H123ZM141 5H142V4H141ZM148 5H149V4H148ZM148 5H146L145 7H147ZM160 5H161V4H160ZM177 5H176V6H177ZM180 5H179V6H180ZM207 5L210 7V5L206 3V5H205L204 7H205V9L207 8V10H205V11L208 13V11H209V9H210L211 11H209V12H211V13H208V14H206V12L204 13V12H203L204 7H203V8H201L202 12L198 10V13L201 12V13H204V14H200V13L198 14V13H196V15H197V16H199V15H202V16H203V15H205V14H206V15H209V14L212 15V13H213V15H214L215 12L218 13L219 10H217V9H218V7H219L220 5L217 6V9H214V8L212 7V5H211V7L213 8V10L211 9V7H210V8H209V7H206ZM239 5H240V4H239ZM241 5L243 6V4H241ZM257 5H256V6H257ZM36 6L38 7V5L35 4L34 7H36ZM40 6H41V4L39 5V7H40ZM76 6H77V5H76ZM90 6H91V5H90ZM92 6H93V5H92ZM95 6H96V5H95ZM125 6H127V5H125ZM128 6H129V5H128ZM131 6H132V5H131ZM142 6H143V5H142ZM155 6L157 7V5H155ZM158 6H159V5H158ZM167 6H168V4L166 5V7H167ZM169 6H168V9L166 8L167 10H169ZM176 6H175V7H176ZM179 6H178V7H179ZM196 6H197V5H196ZM196 6H195L194 9H196ZM230 6H231V5H230ZM233 6H234V4H233ZM235 6H237V5H235ZM235 6H234V7H235ZM242 6L237 7V8L240 9V10L242 11V10H243V9H242ZM23 7H24V6H23ZM37 7H36V8H37ZM42 7H40L39 9H41ZM44 7H45V5H44ZM58 7H57V9H58ZM118 7H119V6H118ZM120 7H121V5H120ZM123 7H124V6H123ZM137 7H138V6H137ZM139 7L141 8L140 5H139ZM159 7L162 9V8L165 7V6L163 5L162 7H161V6H159ZM175 7H174V8H175ZM181 7H182V6H181ZM187 7H191V6L189 5V6H187ZM187 7H183L184 9L182 8V11L185 10ZM224 7H225V6H224ZM245 7H246V5L243 6L244 9H245ZM25 8H26V7H25ZM47 8H48V7H47ZM78 8H79V7H78ZM89 8H90V9H89ZM103 8H105V7L103 6ZM124 8H127V7H124ZM124 8H123V9H124ZM128 8H129V7H128ZM140 8H139V9H140ZM147 8H149V6H148ZM150 8H153V6L150 7ZM157 8H158V7H157ZM171 8H170L169 11H171V10L173 11V10H174L173 8H172V9H171ZM176 8H177V7H176ZM176 8H175L176 11H175V10H174V11H175V12H179V13H181V10H180V11H177ZM191 8H192V7H191ZM197 8H198V6H197ZM208 8H209V9H208ZM221 8H223V6H222ZM246 8H248V7H246ZM252 8H253V6H252ZM29 9H30V8H29ZM37 9H38V8H37ZM55 9H56V8H55ZM94 9H95V8H94ZM143 9H144V8H143ZM145 9H146V8H145ZM163 9L165 10V8H163ZM194 9L192 8L193 11H191V10H189V9H188V10H189V12H193V13H194V12H195ZM199 9H200V7H199ZM223 9H224V8H223ZM223 9H221V10H223ZM257 9L259 10V8H257ZM1 10H2V9H1ZM20 10H21V9H20ZM23 10H24V9H23ZM23 10H21V11H23ZM26 10H27V8H26ZM43 10L46 11L45 9H43ZM60 10L58 9V10H56V11H60ZM70 10H71V11H70ZM77 10H78V9H77ZM104 10H105V9H104ZM107 10H108V9H107ZM111 10H112V9H111ZM113 10H115V7H114ZM119 10H121V9H119ZM127 10L129 11V9H127ZM140 10H141V9H140ZM152 10H153V9H152ZM154 10H155V9H154ZM159 10H160V9H159ZM188 10H186V11H188ZM216 10H217V11H216ZM221 10H220V11H221ZM231 10H233V9L231 8ZM231 10H229V11H231ZM240 10H237V11H240ZM248 10H249V9H248ZM250 10H254V9H250ZM21 11H20V12L18 11V12L20 13V15H21V13L24 15V13L21 12ZM28 11H29V10H28ZM28 11H27V12H28ZM44 11L41 10L40 13H42V14L45 16L44 13H46V12H44ZM75 11H76V10H75ZM109 11H110V9H109ZM115 11H116V10H115ZM117 11H118V9H117ZM117 11H116V12H117ZM124 11H125V9H124ZM134 11H136V10H134ZM137 11H139V10H137ZM144 11H145V10H144ZM161 11H162V10H161ZM169 11H167V12H169ZM212 11H214V12H212ZM225 11H226V10H225ZM237 11H236V13H237ZM241 11H240V12H241ZM243 11H244V10H243ZM243 11H242L241 14L244 15V18L242 17L244 20L241 18V15H240L239 12H238V13H239V14H238L239 16L235 13V16L237 15L238 17H237V16H236V17L239 18V19H240L241 21H243V22H239V23L236 22V23H235V20H233V22H232L233 24H235L236 26H239V27H241V28L243 27V25L247 26L246 21L248 22V20H247L246 18L249 19L250 13L252 12V11H251V12L249 13V11H247V12L249 13V16H248V13L246 14V12L244 11V12H245V14H244ZM256 11H257V10H256ZM256 11H254V13H253V12L251 13L253 16H254V14H255L254 17L251 16V19H252V18H255L257 23L254 22V19H252V20H253L252 22H251V19H250V21L248 22L249 25L253 24V25H252L253 28H252V26H250V27L252 28V30H251V28H250L249 26H248V27H245V26H244L245 28H244V27H243V28H244L245 30H247L246 28H249V29H248L249 31L251 30V31L249 32V35L247 34L248 37H252V36L256 37L255 39L258 41V44H259V47H258V50H257V53H258V59H259V60H256V61H257V62H258V61H261V63H262V62L264 63V31L260 32V30H264V10L258 11L259 13L256 12ZM24 12H25V11H24ZM27 12H25V14H26ZM48 12H50V11H48ZM48 12H47V13H48ZM53 12H55V10H53ZM65 12H64V13H65ZM81 12H82V11H81ZM90 12H94L93 15H92ZM99 12H98V13H99ZM118 12H119V11H118ZM122 12H123V10H122ZM142 12H143V11H141V13H142ZM233 12H235V9H234ZM255 12H256V13H255ZM0 13H2V12H0ZM47 13H46V14H47ZM51 13H52V11H51ZM56 13H57V12H55V13H53V14H56ZM58 13H59V12H58ZM58 13H57L58 17H59L60 19H64V17L66 18V14H67L68 12L65 13L64 17H63V15H62L63 18H62L61 16H59ZM64 13H63V14H64ZM101 13L103 14V13H105V12H101ZM106 13L108 14V12H106ZM112 13H113V12H112ZM124 13H125V12H124ZM131 13H132V12H131ZM144 13H145V12H144ZM146 13H147V11H146ZM148 13H149V12H148ZM162 13H163V12H162ZM165 13H166V12H165ZM173 13H174V12H173ZM225 13H227V12H225ZM42 14H41V15H42ZM48 14H49V13H48ZM53 14H52V15H53ZM69 14H70V16L72 15V13H69ZM74 14H75V13H74ZM77 14H78V13H77ZM96 14H97V13H96ZM99 14H100V13H99ZM109 14H110V12H109ZM119 14H120V15L122 14L121 11H120ZM126 14H127V13H126ZM155 14H156V13H155ZM175 14H176V13H175ZM175 14H173L174 16H173V15H171V16H173V18H175V19L177 20V19H178V16L181 15L182 13L179 14V15H177V16H176ZM187 14H189V13L187 12ZM190 14H191V13H190ZM190 14H189V15H190ZM227 14H228V13H227ZM229 14H230V13H229ZM1 15H3V13L0 14V17H1ZM50 15H51V14H50ZM50 15H48V16H50ZM67 15H68V14H67ZM91 15H92V16H91ZM97 15H98V14H97ZM97 15L95 16V18L97 17ZM120 15H119V17H120ZM122 15H123V14H122ZM130 15H131V14H129V17H130ZM157 15H158V14H157ZM161 15H163V14H161ZM167 15H168V17L170 16V14H167ZM167 15H163V16L165 17V16H167ZM194 15H195V13H194ZM194 15H193V18H191V17H190L189 19L187 18V19H188L187 21L191 20V22H192V19H193V21H194V20H195L194 18L197 17V16H194ZM213 15L210 16L211 19H213L214 16L216 17V15H218V14H215L214 16H213ZM233 15H234V14H233ZM38 16L40 17V14H38ZM38 16H37V18H38ZM53 16L55 17L56 15H53ZM70 16H67V18H69ZM75 16H76V15H75ZM102 16H104V15H102ZM107 16H108V15H107ZM117 16H118V14L116 15V17H117ZM124 16L126 17V15H124ZM127 16H128V14H127ZM175 16H176V17H175ZM185 16L187 17V15H185ZM190 16H192V15H190ZM218 16L222 19V18H224V17L226 16V14L223 15V17H221L220 14H219ZM218 16H217V17H218ZM246 16H247V17H246ZM10 17H11V16H10ZM10 17H9V18H10ZM41 17H42V16H41ZM58 17H57V18H58ZM80 17H81V18H80ZM99 17H100V16H99ZM99 17H98V18H99ZM119 17H118V18H119ZM121 17H122V16H121ZM145 17H146V16H145ZM168 17H167V18H168ZM186 17H185V18H186ZM203 17H208V16H203ZM203 17H202V18H199V17H198L199 19L197 18V19L195 20V23L192 24V26L195 27V28H194L195 31H194L193 29H191V30H190V29H187V30H186V31H188V30H190V31L193 30V31H194V32H192L191 34L189 33L190 31L187 32V33L189 34V36H188L187 33H186V34H185L184 32L182 33V29H180V30H181V31H180L181 33L179 32V29H177V28L180 26V24H181V26L183 25L182 22H180L179 25H177L175 22H172V23H174V25L176 24L178 27L172 25L174 28H173V27L171 28V27H170V26H171L170 23H169V26H168V24L166 23V21H165V22H164V20L161 21V19L163 18V17H162V18L160 19V21H161L162 23H159V24L162 25L163 22H164V23H166L167 26H168V28H167V26L163 24V27L166 26V30L169 31V32H165L166 35H167V38H169V40H170V41H169V45H168L169 49H167V51H170V50H171V51H173V50L175 51V49H177V48H179L178 50H180V48H183V49L186 50L187 53L183 54L184 51H183V53L180 52L181 54L186 55V56H183L184 58L182 57V59H184L186 62L190 63L191 65H193L192 63H194V64L196 63V64H198V66H199V64H200L203 68H204V66H205V68H206V66L209 65L208 60H209V56H210V55L207 56L208 58H206V57L204 56L207 60H205V59L203 60V58L201 59V58H200L201 56L198 55V54H196L197 51H196V52L194 51L195 49L192 50V49L189 48V46H190V45H189V42H192V43H190V44H193V45H194V42H193V41H195L196 45H198V46L200 45L199 48L202 47V45H204V46H205V50H204V49H203V50L205 51V53H208V51L206 52V50H208V49L206 48V46H207L208 43H210V45H211V44H212L211 42H212V40H214V39H215V42L213 43L214 45H215L216 42H218V41H216V39H217V40L219 39V41L222 40V42H221L222 44H223V40H227V43L230 44V48H231V50H232V47H231V46L234 47L235 44H238L242 39H241V40H238V39H240V38L238 37V36H239L238 34H239V31H241V28H236V26L233 25V27L235 26L236 30L238 29V30H237V31H238V34L235 32L236 34H233V35H232L231 32H229V31H230V30H231V31H235V30H234L235 28L233 29L232 27L229 26V24L231 25V23L227 24V23H225V22H224V23L227 24L228 27H227V25H225V26H226V27L224 26L225 28H224V27H223V28H222V27L217 28V30H222V31L219 32V33H217V34H215V36H213V34H210L211 32L209 31V30L212 29V28L210 27V25H209V23H210L209 20H208L209 17H208V18H203ZM226 17H227V16H226ZM233 17H234V16H233ZM245 17H246V18H245ZM13 18H14V17H12V19H13ZM24 18H25V17H24ZM45 18H46V17H45ZM47 18H48V17H47ZM47 18H46V19H47ZM95 18H94V19H95ZM109 18H111V17H109ZM109 18H106V17L104 18V19H106V20L108 19V22H109V23H106V24L103 23L105 20H104V21H102V20L100 21V20H99V21L102 22V23H98V24H99L98 26H97V24H96L97 29L93 28V29H95L96 31L98 30L96 33L94 32L95 30L92 32V34H87L88 32H86V33L79 32L80 34H81V33H82V34L79 35V36H77L75 39H74L73 36H72L73 39H69V37H68V40H72V41H74V42H73V46H74L76 49L78 48V50H79L80 53H81V57L83 58V61H85V62L88 61V62H92V63H94V62L96 61V59L94 58V57H96V54H95V56H94V54H93L94 51L97 52V50H98V51H99L98 53H102L101 50H99V49L97 48V47L99 46V44L103 45L104 48H106L105 51H106V53L109 54L110 58H111V56L115 55V54L118 52V51H117L118 48H117V46L113 43V41H114V39H116V38L119 37V34H122V33H120V31H119V33L116 31V30H117V27H118V26H116L117 23H118V22H117V18H116L115 20H114L113 18H111V19H109ZM114 18H115V17H114ZM127 18H128V17H127ZM132 18H133V17H132ZM134 18H136V17H134ZM167 18H165V20H166ZM185 18H184V19H185ZM210 18H209V19H210ZM14 19H15V18H14ZM41 19H42V18H40V21H41ZM48 19H52V18L49 17ZM48 19H47V20H48ZM53 19H55V18H53ZM70 19H71V17H70ZM119 19H120V18H119ZM136 19H138V18H136ZM142 19H143V18H142ZM142 19H141V20H138L139 22H137L136 25H139V23H140V21H142ZM146 19H147V17H146ZM148 19H149V18H148ZM151 19H153V18H151ZM154 19H155V17H154ZM169 19H170V18H169ZM169 19H168V20H169ZM171 19H172V18H171ZM179 19H180V21H182V19H181L180 17H179ZM214 19H215V18H214ZM214 19H213V20H214ZM221 19H220V21L224 20L225 18L222 19V20H221ZM234 19H235V17H234ZM20 20H21V19H20ZM20 20H19V22L22 21V20H21V21H20ZM24 20H25V19H24ZM29 20H30V19H29ZM31 20H32V19H31ZM36 20H37V19H36ZM36 20H35V21H36ZM38 20H39V19H38ZM56 20H57V19H56ZM56 20H55V23L57 22ZM58 20H59V19H58ZM65 20H66V19H65ZM65 20H64V21H65ZM68 20H69V19H68ZM97 20H98V19H96V22H97ZM157 20H158V19H157ZM168 20H167V22H168ZM217 20H218V18L215 19L214 21H215V23L218 24L219 21L216 22ZM240 20H238V21H240ZM245 20H246V21H245ZM4 21H5V20H4ZM10 21H11V20H10ZM43 21H44V20H43ZM45 21H46V20H45ZM48 21H49V20H48ZM50 21H51V20H50ZM53 21H54V20H52V22H51L52 24H51V23H48V24H49V25H53V24H54ZM59 21H61V24H62V25H61V24H60V25H61V27H62L64 21H63V22H62V20H59ZM59 21H58L57 23H60ZM85 21H86V22H85ZM120 21H121V20H120ZM122 21H123V20H122ZM126 21L128 22L129 20H126ZM135 21H136V20H135ZM135 21H134V22H135ZM150 21H151V20H150ZM150 21H148V22H150ZM155 21H156V20H155ZM187 21H186V22H187ZM210 21H211V20H210ZM214 21H212L211 23H213ZM230 21H232V20H230ZM24 22H25V21H24ZM26 22L28 23V20H27ZM41 22H42V21H41ZM41 22H40V23H41ZM96 22H95V23H96ZM124 22H125V21L121 22L122 25H123ZM146 22H147V20H146ZM146 22L144 23L145 25H146ZM151 22H154V21H151ZM156 22H157V21H156ZM191 22H190V23H191ZM250 22H251V23H250ZM253 22H254V23H253ZM5 23H6V22H5ZM5 23L3 24L4 29H6V27H5L6 25H5ZM7 23H8V22H7ZM7 23H6V24H7ZM30 23H31V21H30ZM32 23H33V25H34V22H32ZM38 23H39V21H37V25H39ZM42 23H43V22H42ZM70 23H72V21H71ZM89 23H90V22H89ZM91 23H90V24L87 23V26H86V27H90L89 30L92 29L91 26H92L93 24L91 25ZM114 23H116V24L114 25ZM119 23H120V22H119ZM119 23H118V24H119ZM131 23H132V20H131ZM154 23H155V22H154ZM177 23H178V21H177ZM190 23H189V24H190ZM219 23H221V22H219ZM9 24H10V22L8 23V26L10 27ZM11 24H12V23H11ZM21 24H22V23H21ZM23 24L26 25V23H23ZM28 24H29V23H28ZM43 24H44V23H43ZM43 24H42V25H43ZM46 24H47V23H45L43 26L40 25L41 27H43V30L45 29L44 26H45ZM65 24H66V23H65ZM72 24H73V23H72ZM107 24H109V25H107ZM125 24H126V22H125ZM142 24H143V23H142ZM144 24H143V26L140 25V26L143 27V28H141L140 26H139V28H140V29H144ZM147 24H148V23H147ZM189 24H188V25H189ZM194 24H195V26H194ZM222 24H223V21H222ZM222 24H221V25H222ZM18 25H19V24H18ZM25 25H24V26H25ZM31 25H32V24H31ZM56 25H57V24H56ZM68 25H69V23H68L67 25H64V26H68ZM122 25H121V26H122ZM127 25H129V22H128ZM130 25H131V24H130ZM130 25H129V26H130ZM149 25H150V23H149ZM153 25L155 26V28L153 27ZM153 25H152L151 27H150V26H147V27H148L147 29L149 30V27H150V30H149V31H151V29L153 30V28H154L153 31H155V29L157 28L156 26H158L159 28L161 27V29H157V31H155V33H156V32L158 33V34H156V35H159V34H160V33H159V30H162V26H161V25H158V22H157V24L155 23V24H153ZM185 25H186V24H185ZM185 25H183V26H185ZM190 25H191V24H190ZM190 25H189V26H190ZM211 25L213 26V24H211ZM214 25H216V24H214ZM223 25H224V24H223ZM223 25H222V26H223ZM240 25H241V26H240ZM8 26H7V27H8ZM12 26L14 27L13 24H12ZM16 26H17V25H16ZM21 26H23V25H21ZM21 26H20V27H21ZM24 26H23V27H24ZM34 26H35V25H34ZM34 26L32 27L33 29H35ZM40 26H38V28H39ZM58 26H59V25H58ZM58 26H57V28H58ZM64 26H63L62 28H64ZM115 26H116V27H115ZM121 26H120V27H121ZM131 26L133 27V25H131ZM134 26H135V25H134ZM181 26H180V28H181ZM189 26H188V27H189ZM218 26H219V24H218ZM231 26H232V25H231ZM20 27L17 26L16 28H20ZM27 27H28V26H27ZM61 27H60V30L62 29ZM69 27H70V26H69ZM94 27H95V26H94ZM152 27H153V28H152ZM176 27H177V28H176ZM186 27H187V25L185 26V28H186ZM188 27H187V28H188ZM10 28H11V27H10ZM25 28H26V27H25ZM25 28H24V29H25ZM38 28H37V29H38ZM47 28H48V27L46 26V29H47ZM57 28H56V29H57ZM115 28H116V29H115ZM122 28H123V27H122ZM122 28H120V29L122 30ZM124 28H125V27H124ZM126 28H127V26H126ZM128 28H129V27H128ZM128 28H127V29H128ZM175 28L177 29L178 33H177V32H174V31H175V30H174V31H173L174 34H171V33H172L171 30H173V29H175ZM185 28H184V29H185ZM228 28H229V29H228ZM230 28H231V29H230ZM11 29H12V28H11ZM39 29L42 30V28H39ZM49 29H50V30H53V28L51 29V26L49 27ZM49 29H48V30H49ZM64 29H65V28H64ZM86 29H87V28H86ZM93 29H92V30H93ZM127 29H126V30H127ZM130 29H131V28H130ZM130 29H129V30H130ZM232 29H233V30H232ZM239 29H240V30H239ZM256 29H257L259 32H258V34L254 33V34H256V35H253L251 32H254L253 30L257 31ZM7 30H8V28H7ZM9 30H10V29H9ZM19 30H20V29H19ZM26 30H27V29H25L24 32H25ZM35 30H36V29H35ZM89 30H88V31H89ZM110 30H111V31H110ZM112 30H115V31H112ZM138 30H139V29H138ZM166 30H165V31H166ZM196 30H197V31H196ZM199 30H201V31H199ZM212 30H216V29H214V27H213ZM224 30H229V31H224ZM242 30H243V29H242ZM29 31H30V30H29ZM29 31H28V34L30 33L31 35H33V36H31V35L29 34L30 37H31L32 39L36 38L37 35H38V38L40 37L39 34H38L39 31L35 33V31L32 30L35 34L29 32ZM69 31H70V30H69ZM133 31H134V29H133L132 31H130V32H133ZM145 31H146V30H145ZM153 31H152V33H148V36H146V35L143 33V34L146 36V39L144 40V39L142 38L144 42L142 41L143 43H141V44H139V43H140L139 40H136V41H138V42H136V44H137V43L139 44V46H138V50H139V53H142V57H140V58H143L145 55H148V56H149V57H148V60H149V58H150L152 61H153V59H154V61H157V62L160 64L161 60L159 59V57H157V55H158V52H157V51H158V45H159L158 41H159V40H157V36L153 33ZM170 31H171V32H170ZM18 32H20V31H18ZM24 32H23V34H22V33H21V34L24 35ZM40 32H42V31H40ZM65 32H67V30H66ZM84 32H85V31H84ZM90 32H91V30H90ZM122 32H123V31H122ZM124 32H125V31H124ZM134 32H138V31L135 30ZM134 32L132 33V35L128 32V33L132 36V38H131V36H129V37L131 38V40L129 39L131 42H132L133 39H134L133 41H135V37L133 38V34H134ZM142 32H143V31H142ZM160 32H161V31H160ZM212 32H214V31H212ZM242 32H243V31H242ZM242 32H240V35H241ZM26 33H27V32H26ZM79 33H78V34H79ZM93 33H95V34H93ZM165 33H164V34H165ZM243 33H244V32H243ZM243 33H242V34H243ZM16 34H17V33H16ZM53 34H56V33L53 32ZM60 34H61V33H60ZM64 34H65V33H64ZM64 34H63V35H64ZM70 34H71V33H70ZM123 34L125 35V34H127V33H123ZM123 34H122V36H123ZM139 34H141V33L138 32V34L136 35V36H137V37H136L137 39H139V37H138V36H140ZM143 34H141V36H142ZM184 34L187 35L188 37H187V36H184ZM19 35H20V33H19ZM41 35H42V34H41ZM46 35H48V33H47V34L45 33V36L42 35V37L45 38ZM49 35H50V33H49ZM49 35H48V36H49ZM75 35H76V34H75ZM75 35H74V36H75ZM134 35H135V34H134ZM144 35H143V36H144ZM237 35H238V36H237ZM244 35H245V34H243V36H244ZM20 36H21V35H20ZM24 36H25V35H24ZM27 36H28V35H27ZM57 36H58V33L56 34V40H57V38H58V40H59V37H60V36H58V37H57ZM65 36H66V35H65ZM126 36H128V35H126ZM159 36L162 37L161 35H159ZM234 36H235V38H234ZM236 36L238 37V39H237ZM4 37H5V39H7L6 36H4ZM4 37H3V38H4ZM14 37H17V36L15 35ZM25 37H26V36H25ZM28 37H29V36H28ZM28 37H27V38H28ZM42 37H40V39H41ZM50 37H52V34H51ZM53 37H54V36H53ZM63 37H64V36H63ZM63 37H62V38H63ZM70 37H71V36H70ZM160 37H159V38H160ZM185 37H186V38H185ZM189 37H191L193 41H191V38H190V41H188L187 38H189ZM212 37H213L214 39H213ZM240 37H241V36H240ZM254 37H253L252 39H254ZM18 38H20V37H18ZM18 38L16 39L17 41H18ZM22 38L24 39V37H22ZM27 38H25V39H27ZM31 38H30V39H31ZM38 38H36V39H34V40L36 41ZM165 38H166V37H165ZM170 38H171V39H170ZM258 38H259V39H258ZM32 39H31V40H32ZM45 39H46V38H45ZM122 39H123V38H122ZM122 39L120 40V42L122 41ZM211 39H212V40H211ZM250 39H251V38H250ZM7 40H9V38H8ZM13 40H14V39H13ZM21 40H22V39H21ZM34 40H32V41H33V44L35 43ZM43 40H44V39H43ZM52 40H53V38H52ZM61 40H62V39H60V41H58V42H61ZM63 40H64V39H63ZM165 40H166V39H165ZM236 40L238 41L237 43H236ZM247 40H248V39H247ZM0 41H2V40L0 39ZM4 41H5V40H4ZM17 41H16V42H17ZM23 41H25V40H23ZM46 41H47V40H46ZM46 41H44V42L46 43ZM66 41H67V40H66ZM124 41H126V39H125ZM127 41H128V38H127ZM209 41H211V42H209ZM250 41H251V40H250ZM252 41H253V40H252ZM28 42H29V40H28ZM30 42H31V41H30ZM52 42H53V41H52ZM58 42H56V43H58ZM68 42H70V41H68ZM206 42H207V43H206ZM246 42H248V41H246ZM246 42H245V43L243 42V43L245 44V46L247 45ZM1 43H2V42H1ZM22 43H23V42H22ZM25 43H26V45H27V41L24 42V46H23L24 48L27 49L28 47H30V46L25 47ZM53 43H54V42H53ZM65 43H66V42H65ZM121 43H122V42H121ZM121 43H120V45H121ZM124 43H125V42H124ZM218 43H219V42H218ZM243 43L241 42L240 45L243 44ZM3 44H4V43H3ZM16 44H17V45L19 44V47H22V46H20V43H16ZM28 44H30V43H28ZM47 44H48V43H47ZM131 44H132V43H131ZM131 44H129V47H126V46H124V47H126V48H130V47H131ZM161 44H162V43H161ZM205 44H206V45H205ZM222 44H221V48L223 47ZM8 45H9V44H8ZM17 45H16V46H17ZM50 45H51V44H50ZM68 45H69V44H68ZM101 45H100V46H101ZM120 45H119V46H120ZM133 45H135V43L132 44V49L130 48V50H131V51H132L133 49H134V50H135V49L137 50V48H135L137 45H135L134 48H133ZM218 45H219V44H217V48H219V46H220V45H219V46H218ZM238 45H239V44H238ZM238 45H237V46H238ZM240 45H239V46H240ZM36 46H37V45H36ZM36 46H35V47H36ZM54 46H55V45H54ZM58 46H60V45H58ZM70 46H72V44H71ZM73 46H72V47H73ZM161 46H162V45H161ZM247 46H249V45H247ZM247 46H246V49H244V50H248V47H247ZM251 46H252L251 48H253V45H252V44H251ZM2 47H3V46H2ZM7 47H8V46H7ZM60 47H61V46H60ZM62 47H63V46H62ZM62 47H61V49H62ZM163 47L166 48V44H164ZM168 47H167V48H168ZM196 47H197V46H196ZM208 47H209V45H208ZM210 47H211V46H210ZM210 47H209V50H210ZM30 48H31V51H28V52H29V54L32 56L31 52H32V48H34V47H32V44H31V47H30ZM55 48H56V47H55ZM57 48H58V47H57ZM102 48H103V47H102ZM197 48H198V47H197ZM199 48H198V49H199ZM230 48H228L227 51L230 52V51H231V50H229ZM239 48H240V47H239ZM241 48L243 49V45H242ZM5 49H6V48H5ZM5 49H4V50H5ZM8 49H9V48H8ZM26 49H25V50H26ZM35 49H36V48H35ZM66 49H67V48H66ZM120 49H122V48H120ZM198 49H197V50H198ZM212 49H213V50H214V49L216 50V47L214 46V48H213V46H212ZM225 49H226V48H225ZM225 49H220V52H222V50L225 51ZM236 49H238V48H235V50H236ZM242 49H241V50H242ZM27 50H30V49H27ZM130 50H129V51H130ZM161 50H165V51H166V49H162V47L159 49V51H161ZM215 50H214V51H215ZM218 50H219V49H217V51H218ZM233 50H234V48H233ZM238 50H239V49H238ZM244 50H243V51H244ZM253 50L256 51L255 48H253ZM253 50H252V51H253ZM19 51H20V50H19ZM33 51L35 52L36 50L33 49ZM58 51H59V50H58ZM63 51H64V50H62V52H63ZM91 51H93V52L91 53V54L93 55V58H92V56H91V54H90ZM126 51H127V50H126ZM171 51H170V52H171ZM174 51H173V52H174ZM201 51H202V50H201ZM204 51H203V52H204ZM214 51L211 50L210 53L213 52V54H215V53L217 52V51H215V53H214ZM236 51H237V50H236ZM243 51H241V52L243 53ZM248 51L251 53L250 50H248ZM248 51H246V52H248ZM254 51L252 52L253 54L256 53V52H254ZM28 52H26L27 55H26V54H25V55L27 56V58H30L31 56L28 54ZM34 52H32V53H34ZM76 52H77V50H76ZM87 52H89V55H90V56L87 54ZM96 52H95V53H96ZM119 52H120V51H119ZM127 52H128V51H127ZM134 52H135V51H134ZM134 52H133V53H134ZM136 52H137V51H136ZM136 52H135V53H136ZM199 52H200V51H199ZM229 52H226V53H224V54L227 55V53H229ZM231 52H234V51H231ZM238 52H239V51H238ZM238 52H236V53H238ZM249 52H248V56L250 55ZM1 53H3V54H2L3 56L6 55V54H4L5 52H1ZM36 53H37V52H36ZM64 53H65V52H64ZM64 53H63V54H64ZM68 53H69V51L67 52V54H68ZM73 53H74V52H73ZM77 53H78V52H77ZM121 53H122V51H121ZM130 53H131V52H130ZM130 53H129V54H130ZM159 53H160V52H159ZM161 53L163 54V52H161ZM180 53H179V55H180ZM242 53H241V54H242ZM252 53H251V55H252ZM257 53H256V54H257ZM7 54H8V53H7ZM34 54H35V53H34ZM60 54H62V53H60ZM63 54H62V55H63ZM102 54H103V53H102ZM108 54H107V55H108ZM118 54H119V53H118ZM127 54H128V53H127ZM164 54H165L166 56L168 55V57L170 56V55H169L170 53H169V54L164 53ZM202 54H204V53H202ZM213 54H212V55H213ZM241 54H239V55H241ZM245 54H246V53H245ZM245 54H243L244 57L247 58V59L250 58V59H249V62H250V64H253V63H251V61H250V60H252V58H251L252 56H249V57H248V56H246ZM256 54H254L253 56L255 57ZM28 55H29V57H28ZM71 55H73V54H70V56H71ZM86 55H87L89 58H88ZM98 55H99V54H98ZM123 55H124V53H123ZM123 55H121V56L124 57ZM130 55H131V54H130ZM134 55H135V54H134ZM134 55H132V56H134ZM226 55L224 56V58H225V59L229 58V57H227ZM230 55H231V54H230ZM232 55H234V56L232 57V59H233V58L235 57V54H232ZM236 55H237V54H236ZM239 55H237V56H239ZM3 56H2V57H3ZM11 56H12V55H11ZM52 56H53V55H52ZM103 56H104V54H103ZM116 56H117V54H116ZM121 56H120V58H121ZM140 56H141V55H140ZM199 56H200V57H199ZM213 56H215V57H211V58H214V61H215V62L217 61L216 63H218V61H219V60H218V57H216V55H213ZM241 56H242V55H241ZM36 57H37V55H36ZM36 57H35V58H36ZM53 57H54V56H53ZM68 57H69V55H68ZM79 57H80V56H79ZM81 57L79 58V60H81ZM107 57H108V56H107ZM113 57H114V56H113ZM118 57H119V56H118ZM129 57H131V56H129ZM129 57H126V58L128 59ZM135 57H136V56H135ZM176 57H178V56H176ZM226 57H227V58H226ZM230 57H231V56H230ZM242 57H243V56H242ZM244 57H243V58H244ZM4 58H7V56H6V57H3V58H1V59H4ZM25 58H26V57H25ZM57 58H58V57H57ZM116 58H117V57H116ZM126 58H125V59H126ZM140 58H139V60H140ZM146 58H147V57H146ZM155 58H156V60H155ZM162 58L164 59L165 57L163 56ZM162 58H161V59H162ZM171 58H172V57H171ZM219 58H222V60L224 59L221 55H220ZM240 58H241V57H240ZM11 59H12V58H11ZM11 59L9 60V56H8V58L6 59V61H8V62L11 63ZM30 59H31V61H32V57H31ZM36 59H38V58H36ZM55 59H56V58H55ZM55 59H54V60H55ZM122 59H123V58H122ZM143 59H144V58H143ZM143 59H141V60H143ZM157 59L160 60V61H158ZM172 59H175V58H172ZM177 59H178V58H177ZM182 59H180V60H182ZM237 59L239 60V58H237ZM237 59H236V57L233 59V60H234V63H233V61L231 60V58H230V60H231L232 62H231L229 59H227L226 62L229 61V62L231 63V65H230V64H227V65L232 66V65H234V64H237V65L240 64V68H241V69H242V67L245 68L244 66L247 65L246 68H245L246 70H247V68H248L249 66H251V68H252V65H250L249 62H247V61H248L247 59H243V63H244V62H245V63H248V64H244V66H242V63H239V62L237 63ZM254 59H256V58H253V60H254ZM56 60H57V59H56ZM69 60H70V59H69ZM111 60H112V59H111ZM123 60H124V59H123ZM151 60H150V61H151ZM166 60H167V59H166ZM184 60H182V63L185 62ZM210 60H212V59H210ZM210 60H209V62H210ZM235 60H236V63H235ZM253 60H252V62H253ZM4 61H5V60H4ZM57 61H59V60H57ZM126 61H127V60H126ZM136 61H137V60H136ZM143 61L145 62V63L142 62L143 65L146 64L145 59H144ZM154 61H153V62H154ZM162 61H163V60H162ZM170 61H171V63H170V62H169V63H170L171 66H172V61H175V60H170ZM214 61H213L212 64H214ZM220 61H221V60H220ZM223 61H224V60H223ZM240 61H241V59H240ZM8 62H7L6 64H7V66L9 67ZM27 62H28V61H27ZM59 62H60V61H59ZM78 62H79V61H78ZM96 62H97V61H96ZM123 62H124V61H123ZM132 62H134V61H131V63H132ZM138 62H139V61H138ZM176 62H177V61H176ZM178 62H181V61H178ZM211 62H212V61H211ZM221 62H222V61H221ZM221 62H220V63H221ZM226 62H225V63H226ZM229 62H227V63H229ZM1 63H2V62H1ZM54 63H55V62H54ZM80 63H81V62H80ZM92 63H91V64H92ZM140 63H141V62H140ZM142 63H141V64H142ZM147 63H149V61H147ZM150 63H151V62H150ZM161 63H162V62H161ZM163 63H164V62H163ZM163 63H162V65H163ZM169 63H168L167 68L169 67ZM232 63H233V64H232ZM258 63H260V62H258ZM263 63H262V64H263ZM6 64H5L4 66H6ZM18 64H19V63H18ZM24 64H26L25 61H24L23 65H19L21 69L24 68V67H23V68L21 67V66H25ZM31 64H32V63H31ZM71 64H72V62H71ZM74 64L78 67V65H77L76 63H74ZM88 64H90V63H88ZM97 64H98V63H97ZM125 64H127V63H125ZM129 64H130V62H129ZM153 64H155V62L151 64L152 67H154ZM173 64H174V62H173ZM190 64L188 65L187 63H185V64L183 63V64H181V65H182L181 67H183L184 65H186V66L188 67V66H190ZM196 64H195V66H196V69H197V65H196ZM207 64H208V65H207ZM210 64H211V63H210ZM218 64H219V63H218ZM218 64H217V65H218ZM262 64H261V65H262ZM26 65L28 66V64H26ZM75 65H74V66H75ZM127 65H128V64H127ZM143 65H140V66H142V69L144 68ZM148 65H149V64H148ZM151 65H150V66H151ZM155 65H156V64H155ZM157 65H158V64H157ZM221 65H222V64H221ZM223 65H224V64H223ZM248 65H249V66H248ZM17 66H18V65H17ZM43 66H44V65H43ZM47 66H48V65H47ZM69 66H71V65H69ZM83 66H84V65H83ZM83 66H82V67H83ZM89 66H90V65H89ZM134 66H135V65H134ZM144 66H145V65H144ZM159 66H160V65H159ZM159 66H158V67H159ZM171 66H170V67H171ZM174 66H175V65H174ZM193 66H194V65H193ZM193 66H191V67H192V68H191V71L188 70V73H187V74H184V75H188L190 72H191L190 74H192V69L194 68ZM201 66H199V67H201ZM218 66L221 67L220 64H219ZM218 66H216L215 68H213L214 66H212V68L215 69V71L217 70L218 73L220 74V72H219V70H218V69H219ZM234 66L236 67V65H234ZM241 66H242V67H241ZM253 66H254V64H253ZM262 66H263V65H262ZM262 66H261V68H262ZM0 67H1V66H0ZM77 67H75V68H77ZM79 67H81V66H79ZM82 67H81V68H82ZM93 67H94V66H93ZM145 67H147V66H145ZM155 67H156V66H155ZM158 67H156L157 70H156L155 68H152V69H154L155 72L157 71L159 75H161V74L164 75V73H165V75H166L167 73H169V75L172 74V73H170V71L172 72V70L169 71L170 68L167 69L168 71L165 70V72H163L164 69H166V66H165L164 69L162 68L163 71L160 69V70L163 72V73L160 74L161 71H159ZM161 67H162V66H161ZM163 67H164V65H163ZM184 67H185V66H184ZM187 67H186V68H187ZM199 67H198V69H199ZM208 67H209V70H211V65H209ZM208 67H207L206 69H204V71L207 70ZM235 67H234V68L231 67V70H233V69L236 70L237 67H236V68H235ZM238 67H239V65H238ZM254 67H255V66H254ZM258 67H259V66H258ZM258 67H256V68H257L256 70H259V72H262V71L264 70V67H263V70H262V71H260L261 69H259ZM17 68H18V67H17ZM26 68H28V67H26ZM66 68H67V67H66ZM68 68H69V67H68ZM72 68H73V67H72ZM72 68H71V69H72ZM91 68H92V67H91ZM96 68H97V67H96ZM140 68H141V67H140ZM148 68H149V67L146 68V69H147L146 71H147V72L149 71V72H148L149 74H148V73H146V74L144 73L145 76H142V75L140 76V77L142 78V80H143V78H144V80H145L147 83H149V81H151L150 79L153 78L152 76H155V74H156V73L154 74V72H153V74H154V75H153L152 72L150 71L151 68H150L149 70H148ZM172 68H173V67H172ZM176 68H177V67H176ZM178 68H180V67L178 66ZM203 68H202V69H203ZM223 68H224V67H223ZM11 69H12V68H11ZM18 69H19V68H18ZM18 69H17V70H18ZM21 69H20V70H21ZM24 69H25V68H24ZM24 69H23V70H24ZM29 69H30V68H29ZM29 69H28V70H29ZM137 69L139 70V68H137ZM180 69H182V68H180ZM180 69H179V70H180ZM198 69H197V70H198ZM226 69H229V68H226ZM23 70H21V71H23ZM49 70H50V69H49ZM92 70H93V69H92ZM133 70H134V69H133ZM179 70H177L178 72L176 73V74H177L176 77L179 75V74H178V73H179ZM193 70H194V69H193ZM199 70H200V69H199ZM209 70H208V71H209ZM229 70H230V69H229ZM235 70H234V71H235ZM238 70H239V68H238ZM249 70H253V69H249ZM249 70H247V71H249ZM24 71H26V69H25ZM146 71H145V72H146ZM166 71H167V72H166ZM174 71L176 72V70H173V72H174ZM183 71H184V69H183ZM201 71H203V70H200L199 72H200L201 74H203V75L205 74L204 76L206 77V76H209V74H207V73H212V71H214V70H211V71H209V72L206 71L207 73H205L204 71H203V72H201ZM217 71H216V72H217ZM221 71H224V70H221ZM247 71L244 72V73H242L243 71H241V72L238 71V73L240 74V76H243V75H241V73H242V74H247ZM253 71L255 72V75H258V76H259V74H260L259 72L256 74L257 71H255V70H253ZM18 72H20V71L18 70L17 72H15V73H16V76H17V74H18V76H19V73H18ZM27 72H28V71H27ZM76 72H77V71H76ZM85 72H86V71H85ZM100 72H101V71H100ZM140 72H141V71H140ZM143 72H144V71H143ZM143 72H142V73H143ZM150 72H151V73H150ZM181 72H182V70H181ZM186 72H187V71H186ZM194 72H195V70H194ZM199 72H197V73H199ZM216 72L214 73L215 76H216V79L211 78V79H212V82H213L214 80H217L218 82H219V80H222V79H220L221 76H220V78L218 77L219 79H217V74H218V73H216ZM15 73H14L12 76L16 78V76H14ZM23 73H24V72H23ZM32 73H34V72H32ZM63 73H64V72H63ZM78 73H79V72H78ZM104 73H105V72H104ZM119 73L122 74V73H123V70H118V71H116V70H115V71H114V70H110V71H108L107 73H105V74H106L105 78L102 79V81L100 82V88H101V90H100L99 92H97L96 95L98 96V93L102 95V93H104V92H105L106 90H108V89H109V91L111 92V90H112L113 88H115V87H113V85H114L115 83H116V84H115L116 87H117L118 90H120V92H121V91H122L121 89H122L123 87H120V86L118 85V79H119L120 77H122V76H119V75H120ZM128 73H129V72H128ZM137 73H138V71H137ZM183 73H184V72H183ZM200 73H199V74H200ZM223 73H224V72H222V74H223ZM235 73H236V72H235ZM249 73H250V72H249ZM251 73L253 74L252 76H254V73H253L252 71H251ZM25 74H26V73H25ZM25 74H24V75H25ZM37 74H38V73L36 72V74H34V76L37 75ZM61 74H62V73H61ZM105 74H104V75H105ZM132 74H134V72H133ZM190 74H189V75H190ZM199 74H196V75L198 76ZM201 74H200L199 76L203 77ZM206 74H207V75H206ZM219 74H218V75H219ZM261 74H262V73H261ZM263 74H264V71H263ZM263 74H262V75H263ZM45 75H46V74H45ZM49 75H50V74H49ZM49 75H48V76H49ZM53 75H54V74H53ZM122 75H123V74H122ZM125 75H126V74H125ZM129 75H131V74H129ZM139 75H140V74H139ZM163 75H162V77H163ZM194 75H195V73H194ZM227 75H228V74H227ZM232 75H233V73H232ZM232 75H231V77H232ZM237 75H238V74H237ZM237 75H236L235 77H237ZM250 75H251V74H250ZM262 75H261V76H262ZM156 76H157V78H156V81H157V79H158L159 76H158V75H156ZM156 76H155V77H156ZM179 76L182 77L181 74H180ZM191 76H192V75H191ZM210 76H211V75H210ZM210 76H209L208 78H210ZM215 76L212 74V77H215ZM222 76H223V75H222ZM246 76H247V77H245L244 80H245L246 78L248 79V77H249L248 75H246ZM258 76H257V77H258ZM20 77H21V76H20ZM20 77H17V78L20 79ZM27 77H30L29 74H27ZM59 77H61V76H59ZM131 77H133V76H131ZM138 77H139V76H138ZM162 77H160L159 79H162V80H163ZM171 77H172V75H170L169 77H168V75H167V78H166V76H165L166 79L170 78L169 80L173 81V80L171 79ZM224 77H227V76H224ZM257 77H255V78L253 77L254 79H256V81L253 80V82L256 83L257 81H260V82H258V83H259V84L261 83L262 86H261L260 88H261V91H262V87L264 86V84H262V80H258ZM259 77H260V76H259ZM17 78H16V79H17ZM21 78H22V77H21ZM43 78H44V77H43ZM72 78H73V77H72ZM74 78H75V76H74ZM123 78H124L125 80L127 79V77L125 78L124 75H123ZM129 78H130V76H129ZM165 78H164L163 81L166 82V79H165ZM172 78H173V77H172ZM178 78H179V77H178ZM189 78H190V76H189ZM194 78H195V77H194ZM206 78H207V77H206ZM232 78H234V77H232ZM249 78H250V77H249ZM251 78H252V77H251ZM251 78L249 79V80H250L249 82L252 81ZM16 79H15V82H17ZM18 79H17V80H18ZM29 79H30V78H29ZM37 79H38V78H37ZM139 79H140V78H139ZM159 79H158V80H159ZM173 79H175V78H173ZM183 79L185 80L186 77L183 78ZM191 79H192V78H191ZM195 79H196V78H195ZM225 79H227V78H225ZM247 79H246V80H247ZM259 79H260V78H259ZM261 79H262V78H261ZM46 80H47V79H46ZM48 80L50 81V79H48ZM52 80H54V78H52ZM52 80H51V81H52ZM100 80H101V79H100ZM119 80H120V79H119ZM132 80H133V83H134V80H135V79H132ZM152 80H154V81H153V84H154V82H155V78H153ZM196 80H197V79H196ZM208 80H210V79H208ZM241 80L243 81V78H242V77H241ZM20 81H21V80H20ZM58 81H59V80H58ZM81 81H82V80H81ZM129 81H130V80H129ZM136 81H137V80H136ZM163 81H162V82H163ZM171 81H170V82H171ZM174 81H175V80H174ZM174 81H173V82H174ZM177 81H178V80H177ZM177 81H176V83H178V85H183V84H180L181 82H177ZM186 81H187L186 83H187L188 85H191V86H193V85L195 86V85H196V86H197V87L195 86L196 88H198V83H199V85H200L201 83L204 84V83L208 82V81H204V80H202V81H204V83H203V82H200V81H201V80H200V81L197 82V83H193V84H191V83H188V82H189L188 80H186ZM227 81L230 82L229 77H228ZM232 81H233V80H232ZM235 81H237V79H235ZM235 81H234V82H235ZM242 81H241V82H242ZM247 81H248V80H247ZM263 81H264V79H263ZM18 82H19V80H18ZM22 82H23V81H22ZM26 82H28V81H26ZM26 82H25V83H26ZM29 82H30V81H29ZM31 82H33L32 78H31ZM54 82H56V81H54ZM64 82H65V81H64ZM138 82H139V81H138ZM140 82H141V81H140ZM140 82H139V83H140ZM160 82H161V81H160ZM162 82L160 83V87H159V89H161L162 84H164V82H163V83H162ZM191 82H193V81H191ZM194 82H195V81H194ZM210 82H211V80H210ZM212 82H211V83H212ZM215 82H216V81H215ZM241 82H240V83H241ZM249 82H248V83H249ZM3 83H4V82H3ZM48 83H49V82H48ZM52 83H53V82H52ZM58 83H59V82H58ZM139 83H138V84H139ZM176 83H175V84H176ZM182 83H183V82H182ZM186 83H185V84H186ZM225 83H227V82H225ZM232 83H233V82H232ZM232 83H231V84H232ZM237 83H238V84H237L236 86H235V85H234V86L238 88V91H241L242 89L244 90V88H243L242 86H243V84L246 85V83H244V82L241 83L242 86H241V84H240V87H239V81H238ZM254 83L251 82L250 85L252 86V84H254ZM29 84H30V83H29ZM31 84H32V83H31ZM53 84H54V83H53ZM53 84H52V86H53ZM61 84H62V83H61ZM72 84H73V83H72ZM130 84H131V83H130ZM150 84H151V83H150ZM153 84H152V85H153ZM157 84H159V82H157ZM157 84H155V85L157 86ZM165 84H166V83H165ZM185 84H184V85H185ZM215 84H216V83H215ZM215 84H214V87H215ZM217 84H218L217 86H219L220 82L217 83ZM223 84H224V82H223ZM0 85H1V84H0ZM39 85H40V84H39ZM59 85H60V83H59ZM115 85H114V86H115ZM131 85H132V84H131ZM152 85H151V87H154V86H152ZM167 85H168V84H167ZM167 85L163 86L162 89H163L164 87H166ZM184 85H183V86H184ZM207 85H208V84H207ZM220 85H222V84H220ZM227 85H229V84H227ZM227 85H226V86H227ZM250 85H247L248 88L250 87L251 89H253V88H254V85H253V88H252ZM256 85L258 86L257 83H256ZM26 86H28V83H27ZM40 86H41V85H40ZM43 86H45L44 83H43ZM46 86H47V85H46ZM46 86H45V87H46ZM60 86H61V85H60ZM168 86H169V85H168ZM183 86H181L182 88H181L180 86H179V87L183 90V89L185 88V87L183 88ZM186 86H187V85H186ZM208 86H209V85H208ZM212 86H213V85H212ZM212 86H211V84H210L211 89H212ZM231 86H232V85H231ZM28 87H29V86H28ZM32 87H33V84H32ZM32 87H31V88H32ZM49 87H50V86H49ZM49 87H48V88H49ZM62 87H63V86H62ZM66 87H67V86H66ZM110 87H111V90H110ZM112 87H113V88H112ZM137 87H138V86H137ZM143 87H145V86L143 85ZM143 87H142V89H145V88H143ZM147 87H148V86H147ZM151 87H150V88H151ZM172 87H174V86H172ZM172 87H171V89H172ZM179 87H178V88L176 87V88H177V91L174 90V93H175V94H176L178 91H179V92H180V91L182 92V90H178V89H180ZM204 87H205V84L203 85V90L206 89L205 91H207L208 88H204ZM223 87H225V86H222V87L219 86V88H223ZM227 87H228V86H227ZM235 87H233V88H235ZM241 87H242V88H241ZM48 88H47V89H48ZM53 88H54V86H53ZM67 88H68V87H67ZM125 88H126V87H125ZM132 88H133V87H132ZM138 88H139V87H138ZM176 88H175V89H176ZM188 88H190V86H188ZM200 88L202 89V86H200L199 89H200ZM228 88H230V87H228ZM228 88H227V90H228ZM240 88H241V89H240ZM248 88H247V89H248ZM250 88H249L248 90H244V92H243V90H242V92H243L242 94L245 95V98L242 99L243 102H244V101L246 102V100H248V98H249L254 92L257 93V91H258L257 88L255 87V91L252 92L251 95H249V94H250L249 92H251V91H249ZM260 88H259V86H258V89H260ZM55 89H56V88H55ZM69 89H70V87H69ZM69 89H67V90H69ZM115 89H116V88H115ZM162 89H161V90H158L159 93H163ZM165 89H166V88H165ZM171 89H170V90H171ZM185 89H187V88H185ZM190 89H191V88H190ZM214 89H215V88H214ZM223 89H225V88H223ZM239 89H240V90H239ZM28 90H30V89H28ZM57 90H58V87H57ZM57 90H55V92H56ZM70 90H72V88H71ZM123 90H124V89H123ZM126 90H127V89H125V91H126ZM132 90H133V89H132ZM134 90H135V89H134ZM136 90H137V89H136ZM146 90H147V89H146ZM154 90H157V89L153 88L152 91H154ZM167 90H169V88H168ZM167 90H166V91H167ZM218 90L221 91L222 89H218V87H217L216 92H218ZM225 90H226V89H225ZM225 90H224V91H225ZM9 91H10V90H9ZM46 91H47V90H46ZM81 91H82V90H81ZM112 91H113V90H112ZM130 91H131V90H130ZM130 91H129V92L127 91V92L130 93ZM143 91H144V90H143ZM143 91H142V92H143ZM158 91H157V93H158ZM160 91H161V92H160ZM164 91H165V90H164ZM187 91L189 92V93H188V95H189L190 92L192 91V89H191V91H189V90L187 89ZM187 91H186L185 94H184L185 96H187ZM196 91L198 92V90H196ZM196 91H193V92H194L195 94H197ZM205 91H203V92L205 93L204 95H202V94H200V96H198L199 94L197 95L199 98H198L197 96H195V98L192 97L191 99L189 98L190 100H188V99L185 100L186 102H184V100L182 99L183 102L180 104V105H183V106H181V107H183V108H181L182 111H180V110H181L180 108H179V109L176 108L177 110H179V112H178L177 110H176V111L173 110V109H170V110H169V108H168V109L166 108V109H167V113H168L169 111H171V110H173V111H175V112H174V114H173V113L170 114V117H169L168 114H166V109H165V110H164L165 113H163V114H164V115H167V118H169V120L167 119V120H168V122H167V120H165V118H164L163 121H166V122H164L165 124H163V126H162V124H158V125H160V126H162V127H165V126H167L168 124H170V126H174L173 128H172V127H170V128L174 129L175 127H178V128H175V129L178 130L180 126H182V125L185 126V124H186L188 121H189L188 123H191V119H192V120H193V121H192V125H193V126L195 125V130L198 131V130H199L198 128H199L200 126H201V128H202V131L199 130L200 132H199V131H198V133L196 132V137H197V136L199 137V135H201V134L205 136V134H203V131H204L203 129H204V128H206L205 130H207V128H208L209 131L207 130L208 132H207V131H206V132H207V133H210L211 131H213V130H212L213 127L216 128L217 125H220V126H218V127H220V130H221V131H220V130H218V131L221 133L222 130H225V133H224V131L222 132V135H224V136H225V134H226V136H227V134H229V140H230V142H228V140H227V144L229 143V144L234 145V146H235V150H236V148L238 147V151H239L238 154H237V153H234V151H233L232 148L230 147L231 151H229V152L231 153V152L233 151L232 153H234V155H232V156L234 157V156L237 154V156H240L241 159H242V156H243V157H244V159H243V163H246V161H244L245 158H247V159H246L247 161H250V160H248L250 156H249V157H246V156H248L249 154L252 155L251 152H252V150H254V148L252 149V146H253V145H250V144H251L250 142H252L253 140L248 142V140H249V139H248V136H250V134H251L250 132H251V131L254 132V130L256 129V126H258L259 123H260V124L262 123L261 121H259L260 118H261L260 116H263V115H264V113L262 112V109H264V101H263V104H262V105H261V103H260V99L262 100V98H260V97H262V96H260V94H259V97H258V98H260V99H258V98L256 99L255 97H257V96H255V97L252 96V98H254L255 100H259V101H258L259 104H260L259 107H258V104H257V103H256L257 105H256V104L253 105V104L251 103L252 101H251L250 98H249L250 101L248 100V102H247V103L250 102V104H252V106L249 104L248 107L253 108V106H257L256 109L258 108V109H259L258 111H260V109L263 107V108L261 109V113H262L263 115H260V114H259L260 112H257V111H256V112L260 115V116L258 115L260 118L257 117V115H255L256 112H254V115H255L256 117H252V113H253V112H251V116H249L250 113H249V115H248V112H250V110H252V109H250V110L247 112V114H246V115H248L247 117H252V118H251V121H252V119H254L253 121L256 122L258 119H255V118H259V120H258L259 122L257 121V122H256L257 125L254 124V125H256V126H254V127H251V126H253V125H251V124H253V122H251V121L249 122L250 125H251V126H249V127H250L251 129H253V128H255V129H254V130H251V131H248V129H249V127H248L249 124H248V125H247V128H246L248 132H247V131H243V130H246V129H244L246 126L243 127V125H242V127H241V125H240V127L243 128V129H240V127H236L237 129L239 128V130H237V131L240 132V133L235 132V133H236V134H235V133H234V129L232 128L233 125L230 126V125L233 124L234 122L230 123V121H229V123H227V125L225 126L223 123L219 122V120H218V119L221 120V118L224 117V116H223V117L219 116V112H218L217 114H218V116L221 117V118H218V117H217V119L215 118V115H214V116L212 115V117L209 116V118H207V116L205 115V113L202 112L205 108H207V107H204V106H207V103H208L210 100H212V98H215V100H216L217 98H219V99L223 98V99L221 100V102L224 100L223 102L226 103L225 105H227V103H229V105H230V102H228V101H229V99L231 100V98H233V95H232V97H230V96H228V94H229V93H233V92H232L233 90L231 89L228 93H226L227 91H226L225 93L223 92V93H222L223 95H222L221 93H219V94L222 95V96H224V94H225V95L227 94L226 96H228L229 99H227L226 102H225V99H226L225 96L220 98V97H218V96H220V95H215V94H213V95H212L213 97H212V96H211L212 98L210 97L211 99L207 98V97H206L207 95H206V92H205ZM220 91H219V92H220ZM222 91H223V90H222ZM222 91H221V92H222ZM234 91H235V90H234ZM137 92H139V91H137ZM145 92H146V91H145ZM149 92L151 93L150 90H149ZM167 92H168V91H167ZM181 92H180V94L183 93V92H182V93H181ZM207 92H208V91H207ZM213 92H214V91H213ZM245 92L248 94V96H247V94H245ZM30 93L33 94V93H35V92H30ZM43 93H44V92H43ZM60 93H61V92H60ZM125 93H126V92H125ZM150 93H149V94H150ZM168 93H169V92H168ZM172 93H173V92H172ZM174 93H173V95L175 96ZM258 93H259V92H258ZM260 93L262 94V92H260ZM263 93H264V91H263ZM27 94H28V93H27ZM36 94H38V93H36ZM55 94L57 95V93H55ZM55 94H54V92H53V95H55ZM119 94H120V93H119ZM130 94H131V93H130ZM134 94H135V93H133V95H134ZM140 94H141V92H140ZM145 94H147V93H145ZM149 94H147L148 97H149ZM151 94H152V93H151ZM151 94H150V96H151ZM178 94H179V93H178ZM195 94L192 93L193 96H194ZM207 94H208V93H207ZM63 95H64V94H63ZM63 95L60 96V97H63ZM79 95H80V94H79ZM96 95H95V96H96ZM103 95H104V94H103ZM103 95H102V96H103ZM137 95H138V94H137ZM141 95H143V94H141ZM161 95H162V94H161ZM163 95H164V94H163ZM176 95H177V94H176ZM205 95H206V96H205ZM209 95H210V93H209ZM229 95H231V94H229ZM244 95H241V96L244 97ZM253 95H258V94H255V93H254ZM28 96H29V95H28ZM43 96H44V95H43ZM46 96H47V95H45V97H46ZM80 96H81V95H80ZM102 96H101V97H102ZM107 96H108V94H107ZM134 96H135V95H134ZM155 96H156V93H155ZM180 96H181V95H180ZM182 96H183V95H182ZM185 96H184V97H185ZM202 96H205V97L207 98L208 102L206 103V100H205V102H203V103H206V104L203 106L204 109H203L202 106H199V107L202 108L201 112L206 116L207 119H210V117H211V122H209V124H212V123H213V124L211 125V126L214 125L212 128H211V126H210V127H209V126H208V127L206 126V125L208 124V123H207L208 120H207L206 118H205V119H204V118H200V117H202V116H200V114H202V113H199V112H200V110H199L200 108H199V107H198V109H197V106H198V102H199V100H198V102H197L196 100H197V99H200L201 104H203V103H202V101H204L203 99H206V98H202V99H201ZM235 96H236V95H235ZM237 96H238V95H237ZM241 96H240V98H242ZM30 97H31V95H30ZM36 97H37V96H36ZM50 97H51V96H50ZM111 97H112V96H111ZM132 97H133V96H132ZM135 97L137 98V96H135ZM138 97H139V96H138ZM143 97H145V95H144ZM148 97H145V99H148V100H145V101L142 99V97H141V98L139 97L140 99H142V100H141V103H144V102H145V104H143V105H144V106L146 105V108H147L148 106H150L151 103L153 102V99H151V98L149 99ZM152 97H154V94L152 95ZM160 97H161V96H160ZM175 97H176V96H175ZM178 97H179V96H178ZM184 97H182V98H184ZM228 97H227V98H228ZM246 97H248V98H246ZM39 98H40V97H39ZM39 98H38V99H39ZM51 98H55V97L52 96ZM57 98H58V97H57ZM63 98H64V97H63ZM89 98H90V96H89ZM89 98H88V99H89ZM105 98H106V94H105L104 99H105ZM112 98H113V97H112ZM119 98H124V97H119ZM154 98H156V97H154ZM157 98H158V97H157ZM166 98H167V97H166ZM31 99H32V97H31ZM33 99H34V98H33ZM38 99H37V100H38ZM66 99H67V98H65V101H66ZM73 99H74V98H73ZM78 99H79V98H78ZM106 99H107V98H106ZM109 99H110V97H109ZM113 99H115V98H113ZM116 99H117V98H116ZM129 99H130V97H129ZM131 99H132V98H131ZM131 99H130V100H131ZM140 99H139V101H140ZM168 99H169V98H168ZM179 99H180V98H179ZM184 99H185V98H184ZM244 99H246V100H244ZM254 99H253V100H254ZM34 100H36V99H34ZM34 100H33V101H32V100H29V101H31V102L33 103ZM44 100H46V99H44ZM51 100H53V99H51ZM51 100L49 99V101H51ZM57 100L60 101L59 98H58ZM57 100H56V101H57ZM93 100H94V99H93ZM96 100L98 101L99 99L95 98V101H96ZM100 100H102V99H100ZM118 100H119V99H117L115 103H117ZM120 100H121V99H120ZM123 100L125 101V99H123ZM123 100H122V102H123ZM150 100H151V103H150ZM169 100H170V99H169ZM182 100H180V101H182ZM235 100H236V98H235ZM29 101H28V104H29V105H27L28 109H30L29 106H30V104H32V103L29 102ZM47 101H48V100H47ZM59 101H57V103H58ZM61 101H62V100H61ZM65 101H64V102H65ZM69 101H70V100H69ZM75 101H77V99H76ZM104 101H106V100H104ZM107 101H109V100H107ZM133 101L135 102V100H133ZM137 101H138V100H137ZM142 101H143V102H142ZM147 101H149L150 105H149V104H146V103H148ZM154 101H156V99H155ZM180 101H179V102H180ZM187 101H189V102H187ZM212 101H214V99H213ZM217 101H218V102H217ZM35 102H36V101H35ZM35 102H34V103H35ZM37 102H38V101H37ZM52 102H54V101H51V103H52ZM64 102H62V103L64 104ZM66 102H67V101H66ZM72 102H74V101H71V103H72ZM99 102H100V101H99ZM99 102H98V103H99ZM173 102H175V101H173ZM179 102H177V104H178ZM216 102L219 104L220 101L217 99ZM221 102H220V104H221ZM255 102H256V101H255ZM255 102L253 101V103H255ZM261 102H262V101H261ZM34 103H33V104H34ZM43 103H44V102H42V104H43ZM59 103H60V102H59ZM59 103H58V104H59ZM69 103H70V102H69ZM107 103H108V102H107ZM112 103H113V102H112ZM126 103H127V102H126ZM128 103H129V102H128ZM128 103L126 104V106L129 105ZM130 103H131V101H130ZM156 103H159V104H160V101L157 100ZM166 103H167V102H166ZM193 103H195L196 105L194 104V105H195V106H194ZM199 103H200V102H199ZM224 103H222V104H224ZM239 103H240V104H239ZM241 103H242V101H238V105H241ZM26 104H27V103H26ZM26 104H25V105H26ZM33 104H32V107H31V108H34L33 106H35V105H36V106H37L38 104L40 105V102L37 103V104L35 103L34 105H33ZM44 104H45V103H44ZM44 104H43V105H44ZM48 104H49V105H48ZM48 104H47L48 106H51L52 104L55 105V102L52 103L51 105H50V103H48ZM63 104H62V105H63ZM67 104H68V103H67ZM73 104H74V103H73ZM73 104L71 105L72 107H73ZM78 104H79V103H78ZM90 104H91V103H90ZM99 104H100V103H99ZM104 104H106V103H104ZM118 104H119V103H117V106H118ZM121 104H122V103H121ZM124 104H125V103H124ZM138 104H139V103H138ZM138 104H137V105H138ZM164 104H165V103H164ZM172 104H175V103H172ZM201 104H200V105H201ZM213 104H215V102H214ZM222 104H221V105H222ZM231 104H234V105H235L234 102H232ZM243 104H244V103H243ZM43 105H41V106L44 107ZM47 105H46V106H47ZM54 105L51 106L52 108L50 107V109H51L50 111H49V110H48V111L46 110V111L49 112V113H50L51 111H53L52 109H54V107H55ZM64 105H65V104H64ZM92 105H93V104H92ZM100 105H101V104H100ZM134 105H136V104H134ZM143 105H142V107L139 105V106L143 109V111L140 110V111H141L140 113L143 112V114H144V113L146 114V112H145V109H146V108H145ZM147 105H148V106H147ZM161 105H162V104H161ZM221 105H219V106H221ZM2 106H3V105H2ZM41 106H40V108H41ZM77 106H80V105H77ZM85 106H86V105H85ZM107 106H109V105H107ZM114 106H116V105H114ZM114 106H113V108H114ZM123 106H125V105H123ZM129 106H131V104H130ZM151 106H152V105H151ZM156 106H158V104H157ZM172 106L174 107V105H172ZM172 106H171V107H172ZM209 106H212V102L209 103ZM231 106H232V105H231ZM244 106H245V104H244L243 106H242V105L239 106V108H240V109L243 108L242 110H244L245 108H247V107H246L247 105L245 106V108H244ZM261 106H262V107H261ZM58 107H59V105H58ZM62 107H63V106H62ZM87 107H88V106H87ZM97 107H98V106H97ZM100 107H102V106H100ZM103 107H104V106H103ZM153 107H154V105H153ZM166 107H167V104H166ZM168 107H169V106H168ZM175 107H177V106H175ZM175 107H174V109H175ZM178 107H179V106H178ZM193 107L195 108V110H194ZM214 107H215V106L213 105L212 108H214ZM223 107H224V106H223ZM232 107H233V106H232ZM234 107H235V106H234ZM241 107H242V108H241ZM23 108H24V106H23ZM23 108H21V109H23ZM25 108H26V107H25ZM36 108L38 109V106H37ZM40 108H39V109H40ZM63 108H65V106H64ZM68 108H69V107H68ZM81 108H82V107H81ZM85 108H86V107H85ZM98 108H99V107H98ZM108 108H110V106H109ZM116 108H117V107H116ZM125 108H126V107H125ZM134 108H135V107H134ZM137 108H138V110H139V107H137ZM141 108H140V109H141ZM144 108H145V109H144ZM184 108H186V109H184ZM192 108H193V109H192ZM212 108H211V109H212ZM216 108H219V107H215V109H216ZM227 108H228V107H227ZM230 108H231V107H230ZM230 108H229L230 112H231V110H232V112L234 113V111H233L234 108H233V109H230ZM28 109H27V110H28ZM37 109H34V112H36V114H37V116H36V115H34V116H36V117H35L36 119L38 118V119H37V120H38L37 123H38L40 120H42L43 117H38V114H39V116H40V113L38 112ZM44 109H45V108H44ZM46 109H48V108H46ZM88 109H89V107H88ZM100 109H101V108H100ZM100 109H99V110H100ZM114 109H115V108H114ZM148 109H151V111L149 110V113H150V112H152V109H153V108H151V107H150V108H147L146 111H147ZM157 109H159V108L157 107ZM191 109H192V111H191ZM235 109H236V107H235ZM237 109H238V106H237ZM237 109H236V110H237ZM256 109H255V110H256ZM19 110H20V109H19ZM24 110H25V109H24ZM24 110H23V111H24ZM30 110L32 111V109H30ZM30 110H28V114H29V111H30ZM68 110L71 111L72 109H68ZM104 110H105V108H104ZM116 110H117V109H116ZM121 110H122V109H121ZM123 110H125V109H123ZM153 110H154V109H153ZM162 110H163V108H162ZM162 110H161V111H162ZM185 110H186L187 112H185ZM196 110H199V111H197V113H198L199 115H196V114H195V113H196ZM208 110H209V109H208ZM216 110H217V109H216ZM223 110H225V108H223ZM229 110L227 111L228 114H229ZM242 110H241V111L238 110V111H240V113H243L244 111H247V110H244V111H242ZM255 110H252V111H255ZM21 111H22V110H21ZM23 111H22V113H24V114L27 113V111H25V112H23ZM39 111H40V110H39ZM41 111H45V110L41 109ZM41 111H40V112H41ZM46 111H45V113H46ZM70 111H68V112L70 113ZM78 111H79V110H78ZM89 111H90V110H89ZM100 111H101V110H100ZM102 111H103V110H102ZM130 111H131V110H130ZM134 111H135V109H134ZM136 111H137V110H136ZM157 111H158V110H157ZM157 111H155V112H157ZM159 111H160V110H159ZM189 111H190V114L192 113L191 115H193V117H191V115L189 116ZM204 111H205V110H204ZM210 111H212V110H210ZM217 111H218V110H217ZM18 112H20V111H18ZM34 112H31V113L34 114ZM37 112H38V113H37ZM64 112H65V111H64ZM71 112H72V111H71ZM74 112H75V111H74ZM82 112H83V111H82ZM92 112H95V111L93 110ZM109 112H110V110H109ZM111 112H112V111H111ZM127 112H128V111H127ZM138 112H139V111H138ZM138 112H137V114H139L138 116H139V118H140V116H141L142 114H140V113H138ZM155 112H154V114H153V116H152L153 118L155 117L154 119H156V117H158L157 115H159V116L162 115V114H160V113L156 115ZM177 112H178V113H177ZM220 112H221V111H220ZM223 112H224V111H223ZM232 112H231V115H230V116H234V117H231L230 119H234L235 116H236V114H237L236 118L239 117L238 115H240V116L242 115V114H239V113H237V112L235 113V115H233ZM41 113H43V112H41ZM49 113H48V114H49ZM61 113H62V112H61ZM69 113H68V114H69ZM78 113H79V112H78ZM84 113H85V112H84ZM86 113H87V111H86ZM88 113H89V112H88ZM113 113H114V114H112V115L115 116V111H113ZM118 113H119V112L117 111V114H118ZM124 113H126V112H124ZM130 113H131V112H130ZM132 113H135V112H133V109H132ZM157 113H158V112H157ZM175 113H177V114H175ZM208 113L211 114V112H209V111H208ZM208 113H207V115H208ZM225 113H226V111H225ZM257 113H256V114H257ZM33 114H31V115L33 116ZM68 114L66 113V115H68ZM90 114H91V112H90ZM90 114H89V115H90ZM92 114H93V113H92ZM120 114H121V113H120ZM127 114H128V113H127ZM145 114H144V116L142 115L141 117H145V116L148 114V112H147L146 115H145ZM194 114H195V115H194ZM203 114H202V115H203ZM213 114H214V113H213ZM215 114H216V113H215ZM220 114H221V113H220ZM226 114H227V113H226ZM243 114H245V113H243ZM108 115H109V114H108ZM108 115H107V116H108ZM112 115H111V117H112ZM130 115H131V114H130ZM132 115H133V114H132ZM151 115H152V113H151ZM154 115H156V116H154ZM221 115H223V113H222ZM254 115H253V116H254ZM21 116L24 117V118H22V121H20L21 123L24 122V120L26 119V117H27V119H28V116H27V115L25 116V115L21 114ZM29 116H30V115H29ZM41 116H42V115H41ZM68 116H70V115H68ZM109 116H110V115H109ZM18 117H19V116H18ZM44 117H45V116H44ZM59 117H60V116H59ZM71 117H73V116H71ZM100 117H101V116H100ZM121 117H122V114H121ZM124 117H125V116H124ZM134 117H135V116H133L132 118H134ZM152 117H151V119H152ZM203 117H204V116H203ZM243 117H244V116H243ZM247 117L245 116V120L243 121L244 124L247 123V121L250 120V119H248V120L246 121ZM263 117H264V116H263ZM263 117H262V118H263ZM30 118H31V116H30ZM39 118H41V119H39ZM65 118H66V117H65ZM79 118H81V117H79ZM112 118H113V119H112ZM112 118H111L110 120H115L114 117H112ZM146 118L149 119V118H150L149 115L146 116ZM190 118H191V119H190ZM228 118H229V116H228ZM228 118H227V119H228ZM23 119H24V120H23ZM27 119H26L25 121H27ZM33 119H34V117H33ZM33 119H31L32 121H27V122H28V123H30V122H31V123H36L35 120H34L35 122H33ZM63 119H64V118H63ZM73 119H74V118H73ZM100 119H102V118H99V120H100ZM107 119L109 120V118H107ZM119 119H120V115H119ZM126 119L128 120V118H125V122H127ZM130 119H131V118H130ZM134 119H135V118H134ZM134 119H133V120H134ZM140 119H141V118H140ZM140 119H138V120H140ZM144 119H145V118H142L141 121H144ZM154 119H152L153 122L156 121V120L154 121ZM161 119H162V117H161ZM188 119H190V120H188ZM203 119H204L205 121L207 120V121H206L207 124H205L204 126L202 125V124H203L202 121H204ZM241 119H242V116L240 117L239 120H241ZM243 119H244V118H243ZM243 119H242V120H243ZM44 120H46V121L48 122V120H47L46 118H44ZM55 120H56V119H55ZM55 120H52V122L54 123V125L56 124V126H57V122H55ZM76 120H77V119H76ZM79 120H80V119H79ZM83 120H85V119H83ZM99 120H98V122H99ZM103 120H104V119H103ZM138 120H136V122H135L136 124H137V121H138ZM187 120H188V121H187ZM224 120H225V119H224ZM234 120H235V119H234ZM236 120H238V119H236ZM242 120H241V124L243 123ZM263 120H264V118H263ZM50 121H51V120H50ZM70 121H71V120H70ZM80 121H81V120H80ZM100 121H101V120H100ZM129 121H130V120H129ZM141 121L139 122V126H138V124H137L136 128L134 127V129H133V130L130 129V131L132 130L131 133L133 134V131H134V132H138V131L140 130V128H141L142 131L140 130L139 132H141L142 134L145 133V135L147 134V137H145V138H148V140H149L148 133H146V132L148 131V129H147L146 127H145L146 129L143 128L144 130H146L145 132H143L144 130L142 129V127H144V126L140 127V123H142ZM145 121H146V120H145ZM145 121L143 122L144 124H145ZM148 121H150V119H149ZM152 121H151V122H152ZM157 121H158V119H157ZM159 121H160V119H159ZM163 121H160V122H163ZM209 121H210V120H209ZM245 121H246V122H245ZM27 122H26V123H27ZM41 122H43V120L40 121L39 123H41ZM47 122H46V123H47ZM65 122H66V121H65ZM85 122H86V120H85ZM85 122H84V123H85ZM102 122H104V121H102ZM110 122H111V121H110ZM116 122H119V121L116 120L115 123H114L113 125L117 124ZM120 122H121V119H120ZM130 122L132 123V121H130ZM130 122L128 123V125L130 124ZM146 122H147V121H146ZM160 122H159V123H160ZM226 122H228V121H226ZM239 122H240V121H238V123H239ZM18 123H19V122H18ZM26 123H24V125H25ZM28 123H27V124H28ZM39 123H38V124H39ZM53 123H52V124H53ZM107 123H108V122H107ZM122 123H124V122H122ZM143 123H142V125H143ZM155 123H156V122H155ZM188 123H187V124H188ZM218 123H219V124H218ZM220 123H221V124H220ZM38 124H35V126L38 125ZM42 124H44V127H45V125L51 124V122H50V123L48 122V124H45V121H44V123H42ZM77 124L79 125V124H82V123H81V122H77ZM77 124H76V125H77ZM99 124H100V123H99ZM99 124L96 125V127H98V128L101 127V126H99ZM133 124H134V123H133ZM146 124H148V123H146ZM152 124H153V123H152ZM216 124H217V125H216ZM228 124H230V125H228ZM239 124H240V123H239ZM262 124L264 125V123H262ZM262 124H261V125H262ZM21 125H22V124H21ZM31 125H32V124H31ZM31 125L24 126V128H26V127L28 128V127H30ZM33 125H34V124H33ZM54 125H53L52 127H51V125H49V126H50V129H51V128L53 129ZM58 125H59V123H58ZM76 125H74V126H76ZM78 125H77V126H78ZM88 125H89V124H88ZM88 125H87V126H88ZM90 125H92V124H90ZM90 125H89V126H90ZM101 125H102V124H101ZM103 125H104V126H107L108 124H107V125H106V124H103ZM113 125H112V126H113ZM119 125H121V123H119ZM134 125H135V124H134ZM158 125H157V126H158ZM164 125H165V126H164ZM189 125H190V124H189ZM189 125H188V127H189ZM221 125L224 126L225 128H224V127H221ZM234 125H236V124H234ZM11 126H12V125H11ZM39 126L43 127L42 125H39ZM60 126H61V125H60ZM68 126H69V125H68ZM70 126H71V125H70ZM70 126H69V127H70ZM104 126H102V127L104 128ZM109 126H110V125H109ZM145 126H147V125H145ZM148 126H149V124H148ZM151 126H152V127H154V126L156 127V124H155L154 126H153V125H151ZM160 126H159V128H160ZM190 126H191V125H190ZM198 126H199V127H198ZM227 126H228V127H227ZM236 126H237V125H236ZM259 126H260V125H259ZM259 126H258V127H259ZM21 127H22V126H21ZM31 127H32V126H31ZM44 127H43V128H44ZM63 127H64V126H63ZM83 127H85V126H83ZM127 127H128V126H127ZM137 127H138V128L140 127V128L138 129ZM152 127H151V130L149 129L148 132H150V131L152 132ZM155 127H154V128H155ZM197 127H198V128H197ZM218 127H217V129H219ZM261 127H262V126H261ZM261 127L258 128V129H256V131L258 130L257 132H258L259 134L264 133V132H260ZM27 128H26V129H27ZM48 128H49V127H48ZM76 128H80V127H76ZM76 128H75V129H76ZM86 128H87V127H86ZM90 128H91V127H90ZM92 128H93V127H92ZM98 128L94 129V131H97ZM117 128H120V127H117ZM122 128H123V127H122ZM131 128H133V126H131ZM154 128H153V129H154ZM165 128H166V127H165ZM165 128H164V129H165ZM180 128H181V127H180ZM186 128H187V127H186ZM193 128H194V127H193ZM196 128H197V129H196ZM201 128H200V129H201ZM209 128H211V129H209ZM215 128H214L213 133L217 131V130H215ZM234 128H235V126H234ZM36 129H37V128H36ZM40 129H41V128H40ZM45 129H47V128H45ZM45 129H43V130H45ZM56 129H59V127L56 128ZM71 129H72V128H71ZM99 129H100V128H99ZM126 129H129V128H126ZM126 129H125V130H126ZM135 129H137V131H135ZM155 129H157V128H155ZM182 129H183V127H182ZM182 129H179V130H178L179 132L177 131V132H178L177 134H179L180 131H181V134H183L184 131H182ZM188 129L191 130V129H192V126H191L190 128L184 129V130H185V131L187 130L186 132L188 133ZM259 129H260V130H259ZM27 130H29V129H27ZM41 130H42V129H41ZM54 130H55V129H53V132L55 133L56 131H54ZM59 130H60V129H59ZM80 130L82 131V129H80ZM80 130H78V132H81ZM87 130H88V129H87ZM90 130L92 131L93 129H90ZM101 130H102V128H101L98 132H100ZM104 130H105V129H104ZM110 130H111V129H110ZM122 130H123V129H122ZM125 130H124V131H125ZM162 130H163V129H162ZM166 130H167V129H166ZM166 130H164L165 133H166ZM168 130H169V131H168ZM168 130H167V131H168L169 134H170L172 131L170 132V129H168ZM210 130H211V131H210ZM262 130H264V127L262 128ZM35 131H36V130H35ZM37 131H38V130H37ZM66 131H67V129H66ZM83 131H86V130L83 129ZM113 131H114V130H113ZM117 131L119 132L120 130H117ZM127 131H128V130H127ZM153 131H155V133H157V134H158V132H159V131L156 132V130H153ZM164 131H163V132H164ZM173 131H174V130H173ZM191 131L193 132V130H191ZM26 132H27V131H26ZM28 132H29V131H28ZM28 132H27V133H28ZM49 132H50V130H49ZM61 132H62V131H61ZM71 132H72V131H71ZM87 132L89 133V134H87V135H89V136L93 135L92 132L90 133L89 131H86V133H87ZM101 132H102V131H101ZM107 132H108V131H107ZM107 132H106V133H107ZM151 132H150V133H151ZM174 132H176V130H175ZM174 132H173V133H174ZM219 132H218V133H219ZM243 132H244V134H243ZM246 132L249 133V135H248ZM253 132H252V133H253ZM257 132H256V133H257ZM37 133H38V132H37ZM40 133H43V134H45V135L47 136V131H45V133H44V131H42V132H40ZM40 133H39V134H40ZM51 133H52V132H51ZM51 133H50V134H51ZM54 133H53V134H54ZM57 133H58V132H57ZM59 133H60V132H59ZM81 133H82V132H81ZM81 133H80V134L78 133L79 136L81 135ZM104 133H105V132H104ZM104 133H103V137L105 136ZM111 133H112V132H111ZM127 133H128V132H127ZM129 133H130V132H129ZM141 133H139V135H140L141 137H143L144 134L142 135ZM155 133H153V135H154ZM173 133H172V134H173ZM184 133H185V132H184ZM187 133H186V135H187ZM190 133H191V132H190ZM190 133H189V135H190ZM193 133L195 134V132H193ZM213 133H210V134H209L210 139H211L212 136H214ZM245 133H246V134H245ZM256 133L254 132L253 134H255V136H257L258 133H257V135H256ZM48 134H49V133H48ZM50 134H49V136H51ZM61 134H64V133H61ZM66 134H67V132H66ZM69 134H71V133H69ZM74 134H75V133H74ZM74 134H73V135H74ZM78 134L76 133V135H78ZM90 134H91V135H90ZM97 134H99V133H97ZM120 134H121V132H119V135H120ZM137 134H138V133H137ZM194 134H193V135H194ZM198 134H199V135H198ZM40 135H41V134H40ZM45 135H44V136H45ZM54 135H56V134H54ZM54 135H53V136H54ZM57 135H60V134H57ZM67 135H68V134H67ZM71 135H72V134H71ZM76 135H74L75 138L77 137ZM99 135H100V134H99ZM106 135H107V134H106ZM108 135H109V134H108ZM108 135H107V136H108ZM128 135H129V134L126 135L127 137L125 136V137L127 138V140H129V139H128L129 136H130V137L132 136L131 134H130L129 136H128ZM133 135H134V138H133V136H132L129 142H131V140H132V139H135L136 137H138V138L140 137L139 135L135 136L136 133L133 134ZM145 135H144V136H145ZM160 135H161V136H162V135L165 136V134H161V133L158 134V135L155 134L154 138L151 136V137H152V140L155 139L156 136H158V137H156L155 142H153V143H154V144H153V148H154V150L151 149V151L149 152L150 154H148V156H147V154H145V153H146L145 151H142V153L145 152L144 155L147 156V158L145 159V162L142 160V162H144V163H142L141 160L138 159V158H139V156L142 157V158H144L145 156H144V157L141 156V155H142L141 153H140L141 155H139V154H138V151L136 150V151H137L136 154H138V156H137V157H138L137 160H140V163H141V165L139 164L140 167L137 169V170H139V171H138L139 174H138V172H134V171H131V170H129V172H131L130 174H132V172H133V174H134V173H137L138 175H137V174H134V175L132 174L134 177L131 178V177L128 175L129 172L126 174V176L128 175V177H126L127 182H130V181H131V180H129V178L132 179V181H134L135 176H137L136 179H135V181H134L135 185H133V182L131 181V182H132V185L134 186V188H132V187L130 186L131 183L129 184V186L131 187V188H130V187H129V188H130V189H133V191H132L131 193L128 191V194H129V193L131 194V201H132V205H131V206H132V207H130V209H127V210L124 208V209H125V212H123V211H122V210H123L122 207H126V206H128L129 203H127V202H129V201H126V204H125L126 206H125V205L122 206V204H119V205L122 206V207H121V208H122L121 210L119 209V207L116 208V207L113 205V206H114V209L116 208V209L119 210V211H115L116 209H115L114 211L112 210L111 212H113V213H111V215H114V218L117 219L116 221H117V223L119 224V226H120L121 224H123V225H122L123 227L126 225V226L124 227V231H125V228H126V227L128 228V226H127L128 224H135V226H136V228H137V225L139 226V224H136V223H138V222L141 223V222L143 221V220L141 221V219L144 218L145 215H146V217L149 218L148 220H150V217L153 218L154 213L152 214V213L150 212V211L152 210V209L150 210V208H151L150 206H152V205H150V204H149V201H148V195H149V194H148V190H149L150 188H152V187H155V184H152L153 181H151V179H147V183L145 182V180H146V178L148 177V175H150V174H147L148 172H150V171H148L149 169H150V170H153L154 172H157L156 174H159V173L162 172V171H161L162 169H161V167H160V169H159V166H162V165L164 164L162 168H164V170H166V168L164 167L166 164L163 163V162H162L163 164L159 162L160 164H162V165H160V164L157 163L158 161H157V159H156L158 156H159L158 158H160V157H162V156L164 157V152H163L162 150H163L164 147H166V146H165L166 144H165V145L163 144L164 146H162V143H165V142H159L160 140H158V139L160 138V137H159ZM166 135H167V133H166ZM174 135H175V136H174ZM174 135H170V136H172V137H176V134H174ZM179 135H180V134H179ZM191 135H192V134H191ZM191 135L189 136V138H186V137H188V135L185 137V134H184V136H181L182 138L184 137V139H183L184 141L182 140L181 137H180V138H181V139H180L179 136H178L177 138H173L172 140H171V137L169 136V137H170L169 139L171 140L172 143L170 142V144H171V145H170L169 143L166 142L167 144H169V145H168L169 147L167 146V147H168V150H167L168 153H166V154H168V156H167V155H166V156L169 157V161H170L171 163L175 162L174 165H171L172 167H173V166L176 167V165L181 167L182 163L184 164V162H185V164H187L186 161H183V162H182V159L185 160V158H183V157H185V154H186V156H187V155L189 156V157L186 158V160H187L188 163L194 158V157H192V159H191V155H190V154H191V150H192V148H193V145L191 146L192 148H190V146L188 145V143H190V144H191V143L194 144L193 142H195V140H196V143H197V141H198L197 139H199V141H198L199 143H198V144H201V143H200V140L202 139V140H201V142H202L203 139H204V136H203V137L201 136L200 138L197 137V139H196L194 136H192V137L195 138V140L192 142L190 139L193 140L194 138H192ZM215 135L218 137L219 134L217 135V133H216ZM222 135H221V137H222ZM231 135H233V137H231ZM245 135H248V136H245ZM263 135H264V134H263ZM263 135L260 136V139H261V137H263V140H264V136H263ZM22 136H23V134H22ZM41 136H42V135H41ZM53 136H51V137H53ZM62 136H63V135H62ZM62 136H60V138H61ZM89 136H88V137H89ZM112 136H113V133H112ZM206 136H207V135H206ZM216 136H215L214 138H217ZM253 136H254V135H253ZM253 136H252V134H251L250 137L252 138ZM51 137H50V138H51ZM74 137H73V138H74ZM81 137H82V135H81ZM93 137H96L95 134L93 135ZM100 137H101V136H100ZM109 137H110V135H109ZM109 137H107V138H109ZM167 137H168V136H167ZM167 137H166V139H167ZM190 137H191V138H190ZM207 137H208V136H207ZM219 137H220V136H219ZM230 137H231V138H230ZM19 138H20V137H19ZM26 138H27V137H26ZM26 138H24V139H26ZM37 138H40V137H37ZM41 138H42V137H41ZM44 138H45V137H44ZM44 138H43V139H44ZM57 138H58V137H57ZM57 138H56V139H57ZM60 138H59V139H60ZM75 138H74V139H75ZM79 138H80V137H79ZM91 138H92V137H91ZM98 138H99V137H98ZM105 138H106V136H105ZM161 138H162V137H161ZM227 138H228V136L226 137V139H227ZM251 138H250V139H251ZM16 139H18V137H16ZM24 139H23V140H24ZM28 139H29V138H28ZM33 139H34V138H33ZM35 139H36V138H35ZM35 139H34V140H35ZM43 139H41V140H42V143H40V144H43V143H44L43 141L46 142L48 138H47V139L45 138L46 140H45V139L43 140ZM70 139H71V138H70ZM74 139H73V140H74ZM85 139H88V138H85ZM94 139H95V138H94ZM99 139H101V138H99ZM122 139H124V138H121V140H122ZM141 139H142V138H140V141H142ZM163 139H164V138H163ZM163 139H162V140H163ZM166 139H165V140H166ZM169 139H167V140L170 141ZM177 139L182 140L183 144L181 143V141H179V142H180V143H179V142L177 141ZM188 139H189V140H188ZM210 139H209V140H210ZM218 139L220 140V138H218ZM221 139L225 140L224 137L221 138ZM253 139H254V138H253ZM48 140L50 141V139H48ZM54 140H55V138H54ZM95 140H96V139H95ZM103 140H104V142H105V139H103ZM113 140H115V138H114ZM121 140H120V141H121ZM125 140H126V139H125ZM125 140H124V141H125ZM135 140H139V139H135ZM143 140H144V139H143ZM173 140H175V141H177V142H175V141L173 142ZM204 140H205V141H204L203 144H205V142H206V139H204ZM219 140L217 141V143H219ZM37 141H38V142H41V141H39L38 139H37ZM49 141H47V142L49 143ZM65 141H66V140H65ZM87 141H88V140H87ZM89 141H93V140H89ZM89 141H88V142H89ZM109 141H111V140L109 139ZM146 141H147V140H146ZM146 141H145V142L143 141V142L146 143ZM150 141H151V140H150ZM157 141H158V142H157ZM211 141L213 142V138L211 139ZM211 141H208V142L210 143ZM221 141H222V140H221ZM257 141H259V144H260V143H264L263 141L260 142L261 140H259V138H258V140H257V138H256V142H257ZM26 142H28V140H26ZM38 142H36V144H37ZM67 142H68V143H71L72 141H69V138H68V140L66 141V143H67ZM76 142H77V141H76ZM97 142H98V143H96L95 146H97V144L99 145V142H100V141L98 140ZM107 142H108V140H107ZM111 142H112V141H111ZM121 142H122V141H121ZM132 142H133V140H132ZM132 142H131V143H132ZM253 142H255V139H254ZM19 143H20V142H19ZM23 143H24V142H23ZM30 143H31V142H30ZM50 143H51V142H50ZM50 143H49V144H50ZM57 143H58V141H57ZM59 143H61L60 140H59ZM73 143H74V142H73ZM73 143H72V145H70V146L73 147ZM78 143H79V142H78ZM78 143H77V145H79ZM81 143H82V142H81ZM109 143H110V142H109ZM109 143H108V144H109ZM123 143H124V142H123ZM126 143H128V141H126ZM126 143H125V144H126ZM141 143H142V142H141ZM141 143H140V144H141ZM148 143H149V142H148ZM160 143H161V146H162V147L160 146ZM217 143H215V141H214V143H212V144L217 145ZM224 143H225V141H224ZM16 144H17V143H16ZM21 144H22V143H21ZM36 144H35L34 146H37ZM40 144H38V147H36V149L39 148V146H40V147L42 146V145H40ZM44 144H45V143H44ZM49 144H47V145H49ZM55 144H56V143H55ZM101 144H102V143H101ZM101 144H100V148L97 146L99 149H101ZM108 144H107V145H108ZM129 144H130V143H129ZM133 144H134V143H133ZM133 144H131L130 146H132ZM135 144H136V143H135ZM135 144L133 145L134 148H136L137 146H138V148L141 147V146H139L140 144H138L137 146H136ZM142 144H143V143H142ZM142 144H141V145H142ZM146 144H147V143H146ZM149 144H150V143H149ZM149 144H148V146H149ZM227 144H226V146H227ZM255 144L258 145V143H255ZM25 145H26V144H25ZM25 145H22V146H25ZM27 145H28V144H27ZM32 145H33V144H32ZM32 145H31V146H32ZM62 145H63L62 147H64V144H62ZM75 145H76V144L74 143V146H75ZM83 145H86V143L83 144ZM107 145H106V146H107ZM115 145H116V144H115ZM118 145H121V144H118ZM127 145H128V144H127ZM157 145L160 146V147H157ZM187 145H188V146H187ZM194 145L196 146L197 144H194ZM201 145H202V144H201ZM210 145H211V144H210ZM220 145H221V144H220ZM224 145H225V144H224ZM262 145H264V144H262ZM2 146H3V145H2ZM15 146H16V145H15ZM18 146H20V145H18ZM34 146H33V147H34ZM50 146H51V144H50ZM52 146H53V145H52ZM54 146H55V145H54ZM57 146H59V145H57ZM68 146H69V145H68ZM80 146H81V145H80ZM80 146H78V147L81 148ZM89 146H90V145H89ZM124 146H125V145H124ZM128 146H129V145H128ZM130 146H129V147H130ZM135 146H136V147H135ZM170 146H171V147H170ZM195 146H194V148H195ZM198 146H200V145H198ZM228 146H231V145H228ZM234 146H233V147H234ZM43 147H44V145H43ZM45 147H46V146H45ZM45 147H44V148H45ZM76 147H77V146H76ZM97 147H96V149H97ZM116 147H118V146H116ZM125 147H126V146H125ZM144 147H145V146H144ZM146 147H147V146H146ZM146 147H145V148H146ZM149 147H151V146H149ZM149 147H147V148H149ZM203 147H205V146L203 145ZM216 147H218V145H217ZM250 147H251V148H250ZM254 147H255V148H256V147L259 148V147H261V145L254 146ZM262 147H263V146H262ZM14 148H15V147H14ZM18 148H19V147H18ZM25 148H26L25 152L22 150V148H21V152H20V150H19V152L21 153V155H23V154H22L23 152H24V154L27 153V151H28L27 149H28L29 147H25ZM44 148H43V149H44ZM52 148H53V147H52ZM54 148L57 149V147H54ZM73 148H74V147H73ZM87 148H88V147H87ZM103 148H104V147H103ZM118 148H119V147H118ZM126 148H127V147H126ZM138 148H137V149H138ZM141 148H143V147H141ZM159 148L162 149V150H159ZM169 148H170V149H169ZM189 148H190V154H188V153H185V154H184V152H186V150L189 149ZM208 148H210V147H208ZM220 148H221V147H220ZM224 148H225V146H224ZM249 148H250L251 151L249 150ZM15 149H16V151L14 152ZM15 149L12 150L14 153L12 152L10 155H12V156H16V155L20 154V153L17 152V151H18L17 148H15ZM34 149H35V148H34ZM45 149H46V148H45ZM56 149H55V151H56ZM58 149L61 150L62 148L60 147V148H58ZM58 149H57V150H58ZM82 149H83V152H85L84 150H85L86 148L84 149V148L82 147ZM119 149L122 151V148H119ZM123 149H124V148H123ZM128 149H129V148H128ZM128 149H127L126 151H128ZM165 149H166V148H164V150H165ZM221 149H222V148H221ZM226 149H228V148H226ZM233 149H234V148H233ZM262 149H263V148H262ZM29 150H30V149H29ZM32 150H33V149H32ZM41 150H42V149H41ZM46 150H47V149H46ZM74 150H76V149H74ZM93 150H94V149H93ZM111 150H112V149H111ZM114 150H115V149H114ZM130 150H131V149H130ZM139 150H141V149H139ZM142 150H144V149H142ZM147 150H150V149H147ZM193 150H194V149H193ZM193 150H192V152H193ZM214 150H215V149H214ZM224 150H225V149H224ZM224 150H223V151H224ZM263 150H264V149H263ZM7 151H8V150H7ZM22 151H23V152H22ZM55 151H54V150H52V151L50 150V155H51V152L54 153ZM58 151H59V150H58ZM72 151H73V150H72ZM81 151H82V150L77 151V153H79V152H81ZM86 151H87V150H86ZM124 151H125V150H124ZM167 151H166V152H167ZM195 151H196V150H195ZM195 151L193 152L194 154H195ZM197 151H199V150H197ZM197 151H196V152H197ZM248 151H250L249 154H248ZM255 151H256V150H255ZM2 152H3V151H2ZM16 152H17V154H16ZM31 152H32V151H31ZM36 152H37V151H36ZM47 152L49 153V151H47ZM56 152H57V151H56ZM92 152H93V151H92ZM109 152H110V151H109ZM117 152H118V151H117ZM128 152H130V151H128ZM131 152H133V151H131ZM131 152H130V153H131ZM224 152H225V151H224ZM224 152H223V154H224ZM236 152H237V151H236ZM3 153H4V152H3ZM9 153H10V152H9ZM42 153H43V152H42ZM57 153H58V152H57ZM63 153L65 154L66 152H63ZM67 153H68V152H67ZM74 153H75V151H74ZM95 153H96V152H95ZM105 153L107 154V152H105ZM133 153H135V152H133ZM147 153H148V152H147ZM153 153H154L157 157H152L151 154H153ZM203 153H204V152H203ZM225 153H226V152H225ZM255 153H256V152L253 151V155H254ZM14 154H16V155H14ZM27 154H28V153H27ZM58 154H59V153H58ZM68 154H69V153H68ZM93 154H94V153H93ZM93 154L91 153V155H93ZM121 154H122V153H121ZM196 154H199V153H196ZM200 154H201V153H200ZM247 154H248V155H247ZM36 155H38V153H35V158H36ZM56 155H57V154H56ZM71 155H75V154L71 153ZM80 155H81V154H80ZM80 155H79V156H80ZM103 155H104V154H103ZM103 155H101V156H103ZM107 155H108V154H107ZM129 155H130V154H129ZM183 155H184V156H183ZM210 155H211V154H210ZM215 155H216V153H215ZM225 155H226V154H225ZM225 155H224V156H225ZM3 156H4V155H3ZM25 156H26V154H25ZM61 156L63 157L64 155H61ZM79 156L76 155V157H79ZM85 156H86V155H85ZM131 156H132V155H131ZM166 156H165V160H167V159H166ZM182 156H183V157H182ZM193 156H194V155H193ZM197 156H199V155H197ZM197 156L195 155V157H197ZM222 156H223V155H222ZM224 156H223V157H224ZM254 156L257 157V154L254 155ZM33 157H34V156H33ZM44 157H45V156H44ZM51 157H53V156H51ZM58 157H59V156H58ZM80 157H81V156H80ZM80 157H79V158H80ZM87 157H89V156H87ZM111 157H112V156H111ZM125 157H126V156H125ZM128 157H129V156H128ZM133 157H134V156H133ZM135 157H136V156H135ZM201 157H203V156H201ZM205 157H206V156H204L203 158H205ZM216 157H219V156H216ZM223 157H222V158H223ZM83 158H84V157H83ZM100 158H101V157H100ZM112 158H113V157H112ZM129 158H130V157H129ZM153 158H154V159H153ZM171 158H174V159H171ZM189 158H190V159H189ZM197 158H198V157H197ZM250 158L252 159L253 157L251 156ZM87 159H88V158H87ZM87 159L85 158L84 161H85V160H86V161H91V159H88V160H87ZM101 159H102V158H101ZM103 159H104V156H103ZM115 159H116V158H115ZM123 159H124V158H123ZM152 159H153V160H152ZM170 159H171V160H170ZM198 159H199V160H198ZM198 159H196V160L200 161V156H199ZM224 159H225V158H224ZM224 159H223V161H222V160H219L218 158L216 159V158L213 157V156H210V161H211V162L209 161V159H207V160H206V159H203V160H206V162H205V161H201L200 163H203V162L206 163V164L208 163L207 165H210V163H211V165H210V166H206V168H205V165H202V164H201L202 166H204V168H202L203 170L201 169L202 166L200 167V166H199L200 163L197 161V163H199V165L197 164V165L199 166V167H197V170H198V169H201L200 171H204V169H205V172L208 174V175L206 176V179L209 181V183H210V182H212V183H217V182H218V183H219V180H222V181H220V183H221V184L223 183V184L220 185V186H222V190H221V192H223L224 194L219 195V194H220V193H219L220 191H218V192H217V190H213V191H212L211 188L214 189L215 187H214L213 185H215V184H213V185L210 184L211 186H213V187L210 186L211 188L205 186V185H208V184H209V183H207V182H205V183H207V184H205V185H201V180H202V179L205 180V181H207L205 178H202V179H201L200 177H202V176H200V177L198 176V177H197V179H198V181H199L200 183L197 182V183H195V184L193 185L192 183H194V182H190L191 184L188 182V180L186 179V177H187V173H189L188 170L191 169V168L193 169V166H194V167L197 166V165L195 164V161H196L195 159H194L195 161H193V160H192V161H193V163H194L196 166H195V165L192 163V161H191V163H192L193 165L191 164V165H192L191 168H190V166L187 167V165H186V167L188 168V170H187V169L185 170V169H183L184 165H182V168H181V169H182V170H185L187 173H185V171H182V170H181V171H182L181 174H179L180 167H176V168L173 167V168L171 169L170 164L167 163V164L169 165V167H170V168H167L170 174H171V172H172V171H170V170H174V169L178 170V171H176V173H175V170H174V173H175V174L172 172V173L175 175V178H176V174H177V176H178V175H182V174L185 173L186 176L184 175L185 178H183V180L185 179L186 181H182V182H187V183H189L190 185L188 186V185H186V183H185L186 186H184V185H183L184 183H183V184H182L183 186H182V185L180 184L181 182H179V186L181 185L182 187H181V188H180V187L175 188V187L178 186V184H177V183H178V182H177L178 180L175 181L176 179L173 177V180L175 179V180H174L175 182H173V185L167 183V182H172L173 180H172V176H171V175H170V176H171V179H170V178L167 179V178L169 177V176L167 177V175H168L169 173H167L166 177H165V175L163 176V174H166V172H167V170H166L165 172H162V176H161V177H165V178L167 179V180L165 179V183H166L165 185L167 186L166 188L168 189V190H166V191L174 192L173 190L177 189V190H176L177 192L175 191V192H176V195H180L178 192H180V190H181V191L184 193L185 190H182V188H184V187H186V188H184V189H187V191H188V189H190V188H192V189H194L195 187H198V188L200 187V188H201V186L207 188V190L204 189V188H202V189L199 188V189L202 190V191H203V190H204V191H208V192H206V194L208 193V194H207L208 196H209V191H210V189H211V191H212V192L210 191V192L212 193V196H213V192L215 191V192L217 193V196L219 195L218 197H220V198H218V197L216 196L217 199H220L221 202H219L220 200H218L217 202H215V205H214V204H210V205H213V207H215L216 204H217V206H219L218 208H221V207L223 206V208H222L223 211H224V210L226 211V209H227V210L232 209V208H229V207H230V206H234V207H233L234 209L231 210L230 212H229V211H228V212H224V213H223V212H216V213H217L216 215H215V213H213V214L215 215V218L213 217V214H212V213H209V211H210L209 209L212 210L213 208H212L211 206H209V205H208V206L211 207V208L206 207V206H205L206 208L204 207V205H206L207 202H206L205 204L203 203L204 205H203V204L200 205L201 202L198 204V203H196V202H193V203H192V202L190 201V200L193 201V199H194V198L191 199V196H193V195L191 194V192H193L191 189H190L191 192H190V190L188 191V192H190L191 195L188 194L187 191H185V192H186V195H185V193H184L185 196H187V194L190 196V198H189V199H190V200H189V203L191 202L193 205H194V204L196 205L195 207L193 206V209H194V208H197L196 210L194 209L196 212H197V210L199 209V207L202 209V207H201L202 205H203V207H204V209H203L204 211H206L205 209H208V208H209L207 212H208L210 215H212V218H214V221H213V222H212L213 219H212V220L210 219V221H208V219L211 218V216H210L207 212H205L206 214H208V215L210 216V217H209V216L206 217V214L203 213L202 210H200V211H201L205 216H202V217L200 216V217H199V220H198V217H197V220H196V216H197V214H200V213L197 212L196 215H195L194 213L192 214L191 212L194 211L192 208H190V207H192V205H191V204L189 205V204L186 202V200H183V199H182V200L179 201V199H178L179 202H183V201H185V202H186L185 205L188 204L187 207L190 206L189 208H190V210H192V211H191V212L188 211L189 213H187V212L185 211V213H186V214H190V215H194V216H195L194 218L191 217L193 220H196L197 222H198V221L200 222V219L203 218V219L201 220V222H202V221H204V218L206 217L207 221H208L209 223L211 222V223L213 224V225L211 224L213 227H211V230H209V231H213V232H214L213 235H211L210 237H205V236H204L205 234L203 235L202 231L200 232L199 235H198V234H197V235H198V236H201V233H202L203 238H204V237H205L206 239L208 238V239L211 241V239H212V237H213V239H212L213 242H214V241H215V243H217V242H221V243L223 244V247H222V249H221V250L223 251L222 253L224 254L223 256H224L225 259H227V260H225V259H224V260L227 262L228 259H229V260H230V264H254V262H253L254 259L257 260V263H258V264H264V153H261V155H260L259 157L256 158V159H258V161H256V162H251V161H250L251 164H248V162H247L248 165H245V164L243 165V163L237 165V164H234V163H233V162H234L233 160H232L233 162L230 160L229 162H232V163H233V164H231V163H229L228 161H226V159H225V160H224ZM229 159H231V157H230ZM232 159H235V157L232 158ZM241 159H240V160H241ZM256 159H255V160H256ZM38 160H39V157H38ZM57 160H58V159H57ZM72 160H73V159H72ZM72 160H70V161H72ZM79 160L82 161V163H83V159H82V157H81ZM79 160H78L77 162H79ZM96 160H97V159H96ZM108 160H109V159H108ZM111 160H113V159H111ZM127 160H128V159H127ZM127 160H126V161H127ZM135 160H136V159H135ZM137 160H136V161H137ZM188 160H189V161H188ZM212 160H213V161H212ZM227 160H228V159H227ZM67 161L69 162V159H67ZM75 161H76V160H75ZM130 161H132V159H131ZM136 161H135L134 163H136ZM155 161H156V162H155ZM207 161H208V162H207ZM235 161H237V160H235ZM241 161H242V160H241ZM253 161H254V160H253ZM57 162H59V161H57ZM65 162H66V160H65ZM65 162H64V163H65ZM77 162H76V163H77ZM121 162H122V161H121ZM121 162H120V163H121ZM123 162H124V161H123ZM128 162H129V161H128ZM128 162H127V163H128ZM167 162H168V160H167ZM170 162H169V163H170ZM212 162H213V163H212ZM239 162H240V161H239ZM49 163H50V162H49ZM53 163H54V162H53ZM71 163H72V162H71ZM85 163H87V162H84V164H85ZM106 163H107V161H106ZM129 163H131V162H129ZM204 163H203V164H204ZM237 163H238V161H237ZM240 163H241V162H240ZM50 164H51V163H50ZM66 164H67V163H66ZM66 164H65V165H66ZM68 164H70V162H69ZM72 164H73V163H72ZM84 164H83L82 166H84ZM89 164H90V162H89ZM95 164H96V163H95ZM97 164H98V163H97ZM99 164H100V162H99ZM108 164H109V163H108ZM111 164H114V163H111ZM117 164H118V163H117ZM122 164H124V163H121V164H120V168H121ZM131 164H132V163H131ZM131 164H130V165H131ZM75 165H76L75 167H78V164H75ZM80 165H81V162H80L79 166H80ZM114 165H115V164H114ZM124 165H126V163H125ZM49 166H50V165H49ZM52 166L54 167V165H52ZM52 166H51V167H52ZM55 166H56V165H55ZM73 166H74V165H73ZM82 166H81V167H82ZM89 166H90V165H89ZM89 166H87V168H88ZM91 166H92V165H91ZM97 166L100 167V165H97ZM118 166H119V164H118ZM127 166H128V164H127ZM132 166H133V164H132ZM137 166H138V165H137ZM155 166H156V167H155ZM53 167H52V169L55 168V167H54V168H53ZM75 167H74V168H75ZM84 167H85V166H84ZM128 167H130V166H128ZM134 167H135V166H134ZM149 167H152V168H149ZM166 167H167V166H166ZM186 167H184V168H186ZM45 168H46V167H45ZM60 168H61V167H60ZM69 168L71 169V166H70ZM74 168H73V169H74ZM87 168H86V170H87ZM124 168H126V167L124 166ZM124 168H122L123 171L125 170ZM136 168H137V167H136ZM177 168H179V169H177ZM65 169H66V168H65ZM79 169H80V168H79ZM82 169H83V168H82ZM84 169H85V168H84ZM84 169H83L82 171H84ZM92 169H93V168H92ZM92 169H91V171H92ZM94 169H95V168H94ZM94 169H93V170H94ZM134 169H135V168H134ZM195 169H196V168H195ZM195 169H193V171L190 170V175H189L188 177H189L190 179H192L193 181L196 182V180H194V174H193V173L191 174V172H194V173H195ZM45 170H46V169H45ZM56 170H59V171H60V169H57V168H56ZM76 170H77V169H76ZM117 170H118V169H117ZM159 170H160L161 172H160ZM164 170H163V171H164ZM197 170H196V174H197ZM48 171H49V170H47L46 172L48 173ZM54 171H55V170H53V172H54ZM63 171H64V169H63ZM73 171H74V170H73ZM79 171H80V170H79ZM82 171H80V172H78V173H81ZM87 171H89V170H87ZM135 171H136V170H135ZM181 171H180V172H181ZM198 171H199V170H198ZM38 172H39V171H38ZM51 172H52V171H51ZM74 172H76V171H74ZM85 172H86V171H85ZM85 172H84V173H85ZM92 172H93V171H92ZM104 172H105V171H104ZM119 172H120V171H119ZM151 172H152V171H151ZM205 172H204V173H205ZM40 173H41V171H40ZM47 173H45V174H47ZM59 173H60V172H59ZM59 173H58V174H59ZM61 173L63 174L64 172H61ZM86 173H88V172H86ZM94 173H95V172H94ZM94 173H93V175H94ZM101 173H103V172H101ZM115 173H116V171H115ZM121 173H123L122 176H123V178H125V177H124V172H121ZM125 173H126V171H125ZM206 173H205V174H206ZM49 174H50V173H49ZM55 174H57V173H55ZM66 174H68V173H66ZM73 174L75 175V173H73ZM73 174L70 173L69 175H73ZM76 174H77V173H76ZM109 174L111 175V172H110ZM151 174H153V172H152ZM154 174H155V173H154ZM196 174H195V175H196ZM63 175H65V174H63ZM69 175H68V176H69ZM79 175H80V174H79ZM90 175H92V174H90ZM104 175H106V173H105ZM112 175H113V174H112ZM118 175H119V174H118ZM132 175H131V176H132ZM144 175H147V176L145 177V180H144V178H142V179H143V180H142L141 177H143ZM201 175H203V177L205 176V175L203 174V172L201 173ZM80 176H81V175H80ZM82 176H83V175H82ZM101 176H102V175H101ZM114 176H115V175H114ZM150 176H152V175H150ZM159 176H160V175H159ZM190 176H191V177H190ZM192 176H193V177H192ZM87 177H88V176H87ZM106 177L108 178V176H106ZM111 177H112V176H111ZM115 177H116V176H115ZM155 177H158V176L156 175ZM178 177H179V176H178ZM178 177H177V178H178ZM181 177H182V176H181ZM207 177H208V178H207ZM67 178H68V177H67ZM69 178H70V177H69ZM99 178H100V177H99ZM133 178H134V179H133ZM189 178H188V179H189ZM199 178H200L201 180H199ZM73 179H75V178H73ZM78 179H79V177H78ZM96 179H97V178H96ZM118 179H119V178H118ZM153 179H154V178L152 177V180H153ZM157 179H158V178H157ZM157 179L155 178L154 180L157 181ZM190 179H189V180H190ZM195 179H196V177H195ZM70 180H71V178H70ZM79 180H80V179H79ZM91 180H92V179H89V181H85V185L82 184V182H81V184H80V181H78V184H77L78 186L75 185V186L77 187V189H74L75 187H72V188H73V191H74V190H78V188L83 189V190L80 189L81 191H79V192L76 191V192L80 193L79 195H81V192H82V191H84V192L87 193V194H90L91 197H89L87 194H86V195L89 197L88 200H92L93 203H92L91 201H90V203H92L93 205H94V204L99 205L98 201H99L100 203H101V201H102V204H103L104 199L107 200V205H110L113 201H112L111 203L109 202V204H108V200H109L112 196H114L112 199L115 198V199H114V200H116L115 202H117V200H118V199L121 197V195H123V194H125V196H124V195H123V196L126 197V194H127L126 192H127V191L124 190V189H125L124 187L122 188V190H124V191H121V190H120V191H121L122 193L125 192V191H126V192L123 193V194H121V193L119 192L118 194H116V196L119 195V194H121V195H119V198H116V196L114 195L113 192L109 191V193H108V192L106 191L108 188H111L112 186L104 187L105 185L103 184L104 186L102 185V187H104V188L102 189V191H104V189L107 188V189H105V194L107 195V193H108V194H109V197L112 195L110 198H109V197L107 198V196L105 195L106 198H104L105 196L103 195V192H102V191H101V192H99V191L96 192V191H95V189H96V190L101 189V188H98V187H99L98 185L101 184V183H99V181H97V180H93V181H91ZM99 180H100V179H99ZM116 180H117V177H116ZM123 180H125V179H123ZM128 180H129V181H128ZM148 180H149V181H148ZM170 180H171V181H170ZM181 180H182V179H181ZM102 181H103V183H104V179H103ZM106 181L108 182V180H106ZM156 181H155V182H156ZM68 182H69V183H67V184H71V183L74 182V181H72V182H71V181H68ZM86 182H88V183L86 184ZM107 182H106V183H107ZM109 182H110V181H109ZM112 182H113V181H112ZM115 182H117V181H115ZM118 182L120 183V181H118ZM122 182H123V181H121L120 184H119V183H116V184H119L120 186H124V185L122 184ZM127 182H126V184H127ZM148 182H151V183L149 184V186H150L149 189L147 188V184H148ZM155 182H154V183H155ZM157 182L159 183L160 180H158ZM163 182H164V181H163ZM163 182H162V183H163ZM176 182H177V183H176ZM74 183H75V182H74ZM76 183H77V182H76ZM123 183L125 184V181H124ZM158 183H156V184H157L156 186L159 185ZM174 183H175V184H174ZM203 183H204V182H203ZM203 183H202V184H203ZM220 183H219V184H220ZM121 184H122V185H121ZM126 184H125V186L128 185V184H127V185H126ZM160 184H161V183H160ZM197 184H199L200 186H197ZM107 185H109V184H107ZM112 185H113V183H112ZM114 185H115V183H114ZM162 185H163V184H162ZM165 185H163V187H165ZM169 185H170V187H169ZM191 185L194 186V188H193ZM195 185H196V186H195ZM216 185H217V184H216ZM160 186H161V185H159L158 188H159ZM171 186H172V188H173V186H174V189H173V190L171 189L172 191L169 189V188H171ZM190 186H191V187H190ZM208 186H209V185H208ZM217 186H218V185H217ZM82 187H83V188H82ZM114 187H115V186H114ZM163 187H161V189L164 190ZM189 187H190V188H189ZM72 188H71V189H72ZM97 188H98V189H97ZM112 188H113V187H112ZM112 188H111V190H112ZM115 188H116V187H115ZM158 188H156L157 190H156L155 188H153V189H154V192L151 191V189H150V191H151V192H150V195H151L150 198L153 199V198H154L153 196H155L156 194L158 195L157 198H161V195H160V194L163 193V192L165 193V191L162 192V191L159 189L160 192H161V193L159 194V193L157 192V191H158ZM166 188H165V189H166ZM198 188H197V189H198ZM208 188H209V189H208ZM71 189H69V190H71ZM117 189H118V188H117ZM119 189H120V188H119ZM178 189H180V190L178 191ZM199 189H198V190H199ZM216 189H217V187H216ZM218 189H219V187H218ZM220 189H221V187H220ZM69 190H67L68 193H72L71 191L69 192ZM67 191H66V192H67ZM94 191H95L96 193H100V195L98 194L99 197H103L104 199L100 201V200H99L100 198L97 197V196H95L96 194H95V195L93 194ZM115 191H117V190H115ZM115 191H114V192H115ZM194 191H197L196 188L194 189ZM204 191H203V193H202L203 195H205ZM76 192H75V193H76ZM84 192H82V193L84 194ZM106 192H107V193H106ZM110 192H111V194H110ZM117 192H118V191H117ZM175 192H174V193H175ZM182 192H181V193H182ZM75 193H74V194H75ZM112 193H113V194H112ZM115 193H116V192H115ZM151 193H154V195H152ZM155 193H156V194H155ZM166 193H168V192H166ZM177 193H178V194H177ZM183 193H182V194H183ZM194 193H195V195H196V194L200 193V191L193 192V194H194ZM76 194H77V193H76ZM76 194H75V195H76ZM101 194H102L103 196H101ZM172 194H173V193H172ZM225 194H227L228 197H230V196L233 197V198H232L233 200L231 201V200H230L231 197L228 198V199H229V200H228V199H226L227 195L225 196V199H226V200L228 201V203L230 204V206H229V204H228V206H229L228 208H229V209H228L227 206L225 205V204H226L225 201L222 200V199H224L223 196H224ZM72 195H73V194H72ZM79 195H78V196H79ZM150 195H149V196H150ZM157 195H156V196H157ZM159 195H160V197H159ZM162 195H163V194H162ZM174 195H175V194H174ZM176 195H175V196H176ZM195 195H194V196H195ZM200 195H201V194H200ZM200 195L198 194V195H196V196L200 197ZM207 195H205V196H203V197L206 198ZM214 195H215V194H214ZM222 195H223V196H222ZM78 196H76V198H79ZM81 196H83V195H81ZM94 196H95V197H94ZM127 196L129 197L130 195H127ZM170 196H171V195H170ZM189 196H188V197H189ZM196 196H195V197H196ZM208 196H207V199H208ZM212 196L210 195L209 197H212ZM83 197H84V196H83ZM128 197H127V198H128ZM168 197H169V195H168ZM178 197H179V196H178ZM203 197H202V195H201V197L198 198V200L202 199ZM222 197H223V198H222ZM74 198H75V196H74ZM80 198H81V197H80ZM80 198H79V199H80ZM90 198H91V199H90ZM97 198H99V199H97ZM122 198H123V197H122ZM163 198L165 199L166 197H163ZM163 198H161V200H162ZM173 198H174V197H173ZM183 198H184V196H183ZM82 199H83V198H82ZM82 199H81V200H82ZM120 199H121V198H120ZM125 199H126V198H125ZM129 199H130V197H129ZM129 199H128V200H129ZM154 199H156V197H155ZM154 199H153V200H154ZM168 199H169V201H170L171 203H177V202H175V201L173 202V201H172V200H173L172 198H171V200H170V197L167 198V199H165V203H166V201H167ZM174 199H175V198H174ZM184 199H187V200H188L187 197L184 198ZM196 199H197V198H196ZM196 199H194V201H196ZM203 199H204V198H203ZM209 199L212 200L213 198H212V199L209 198ZM215 199H216V198H215ZM217 199H216V200H217ZM81 200H79V201H81ZM86 200H87V199H86ZM110 200H111V199H110ZM150 200H151V199H150ZM153 200H152V201H153ZM204 200L206 201V199H204ZM176 201H177V200H176ZM213 201H215V200H212L211 202H213ZM77 202H78V201H76V203H77ZM82 202H85V200L82 201ZM82 202H80V203H82ZM115 202H113V203L115 204ZM118 202H121V201H118ZM156 202H157V204H158V200H157V199H156ZM156 202H154V203L156 204ZM179 202H178V203H179ZM197 202H199V201H197ZM202 202H203V200H202ZM211 202L208 201V203H211ZM222 202H224L223 204L226 206V209H224L225 206L222 205ZM232 202H233V204H232ZM72 203H73V202H72ZM74 203H75V202H74ZM76 203L74 204V205H77L75 209H77V207H79V206L81 207L82 204L80 205L79 202H78V204H76ZM85 203H87V202H85ZM85 203H83V204H85ZM90 203H89V204H90ZM105 203H106V201H104V204H105ZM159 203H160V201H159ZM171 203H166V204H168V205H172V206L170 207V208L172 209L173 204H171ZM208 203H207V204H208ZM116 204H117V203H116ZM130 204H131V203H130ZM157 204H156V205H157ZM181 204H184V203H180L179 205H177V206L180 207L179 210H181V208H182V206H183V205H181ZM78 205H79V206H78ZM85 205H87V204H85ZM85 205H84V206H85ZM96 205H95V206H96ZM105 205H106V204H105ZM105 205H103V207H104ZM185 205H184V206H185ZM72 206H73V205H72ZM95 206H92V208L95 207ZM99 206H100V205H99ZM113 206H111V207H113ZM116 206H117V205H116ZM129 206H130V205H129ZM163 206H164V205H163ZM177 206H175V204H174V208H176ZM198 206H199V207H198ZM246 206H247V207H246ZM80 207H79V208H80ZM85 207H88L87 209L89 210V208H91V205H89V206L87 205V206H85ZM85 207H81V209L83 208V210H85V209H84ZM97 207H98V206H97ZM97 207H96V209H94L95 211L98 210V211H96V212H95L93 209H91V210H89V211L86 209V211L90 212V213H88V214H83V213H82V212H84L83 210H82V212H81V209H77V211L80 210V211H79L80 214L82 213L81 216H80V217L83 218V219H82V220H83V221H82V224L85 225V224H88V222H89L90 220L92 221V219L95 218V217L91 218L92 215H94V214H93L94 212H95V213H98L99 211L102 212V211H101V208H103V207H101V208L99 207L98 209H97ZM106 207H107V206H106ZM106 207L103 208L104 210H106L105 212H107V211L109 212V210L112 209V208L107 207V209L109 208V209L107 210ZM152 207H153V206H152ZM157 207H159V205H158ZM157 207H156L155 209H154V207H153V209L155 210V212H156V211L158 212V210H159V209L156 210ZM164 207H165L164 210H166V205H165ZM168 207H169V206H168ZM185 207H186V206H185ZM170 208H169V209H170ZM183 208H184V207H183ZM183 208H182V209H183ZM215 208H216V207H215ZM218 208H217V209H218ZM71 209H73V211H75V210H74V206H73V208H71ZM103 209H102V210H103ZM146 209L148 210V213H149V212L151 213V216L149 215L150 213H149V214H148V213L144 214L145 211H146ZM161 209H162V208H161ZM161 209H160V210H161ZM169 209L167 208V210H169ZM185 209H186V208H185ZM187 209H188V208H187ZM187 209H186V210H187ZM246 209H247V211H248V210H250V211L252 210L251 212L249 211L250 214H249V212L245 213V210H246ZM149 210H150V211H149ZM176 210H177V208H176ZM176 210H175V211H176ZM183 210H184V209H183ZM214 210H216V209H214ZM234 210H236V211L234 212ZM120 211H122V213H121ZM152 211H153V210H152ZM161 211H162V210H161ZM216 211H217V210H216ZM219 211H222V210L220 209ZM232 211H233V212H232ZM254 211H255V212H254ZM114 212H116L117 215H115ZM135 212H137L138 214L135 213ZM157 212H156V213H157ZM169 212H171V211H169ZM210 212H211V211H210ZM212 212H213V210H212ZM70 213H74V212L70 211ZM85 213H87V212H85ZM134 213H135L136 215H135ZM162 213H164V212L162 211ZM167 213H168V212H167ZM177 213L181 215V212L179 213L178 210H177V212L175 213V216H178ZM185 213H184V214H185ZM220 213H221V214H220ZM76 214L80 215V214L77 213V212H76ZM91 214H92V215H91ZM98 214H100V216H101V213H98ZM98 214H96L97 217L99 216ZM143 214H144V215H143ZM165 214H166V213H164V215H165ZM170 214L172 215V213H170ZM252 214H253V216H250V215H252ZM73 215H74V218H73V217H72V218H73L74 220L77 219V217L75 218V213H74ZM78 215H77V216H78ZM82 215H85V216L83 217ZM96 215H95V216H96ZM134 215H135V219L131 218L132 216L134 217ZM137 215H138V216H137ZM148 215H149L150 217H149ZM166 215H167V214H166ZM190 215H185V216H189V217H190ZM71 216H72V215H71ZM103 216H108V214L105 215V213H104ZM142 216H143V217H142ZM154 216H158V213H157V215H154ZM159 216L161 217V215H159ZM159 216H158V218H156V217H154V218H156V219H158V220L160 221ZM185 216H183V217H185ZM108 217H111V216H110V213H109V216H108ZM139 217H140V218H139ZM146 217H145L144 220H146ZM170 217H171V216H170ZM183 217H182V226H183V223H184V222H187V220L183 221ZM252 217H255V218L252 219ZM103 218H104V217H103ZM111 218L113 219V217H111ZM136 218H137V219H136ZM138 218H139V220H138ZM154 218H153V220H154ZM161 218H164V216L161 217ZM168 218H169V217H168ZM180 218H181V217H180ZM216 218H218L217 221L215 220ZM73 219H71V220H73ZM104 219H107V217L104 218ZM115 219H113V220H115ZM130 219H133L135 222H133V220L131 221ZM156 219H155V220H156ZM172 219H173L172 222H174V221H175L174 218H172ZM175 219H176V218H175ZM184 219H185V218H184ZM186 219H187V217H186ZM189 219H190V218H188V221H189ZM206 219H205V222H206ZM251 219H252L254 222H255V220H256V222L258 221V225H254V226H252V225L250 224ZM254 219H255V220H254ZM94 220H96V218L93 219L92 222L90 221L89 223H90V224H91V223L93 224V223L97 222V223H95V225H96V224L99 225L100 230H101V231H99V229L96 228L97 232H99L98 234H100V233L103 232L104 235H105V234H106L105 232H107V233L109 232V231H104L105 227H104V225L102 224V220L100 221L99 218H97V220H96L95 222H94ZM107 220H108V222L110 221L109 218H108ZM129 220H130V221H129ZM148 220H146V223H149V222L151 221V220H150V221L148 222ZM153 220H152V221H153ZM155 220H154L153 222H155V224H157V223H156L157 221H155ZM164 220H165V219H164ZM164 220H163V222L161 221L162 224L164 223ZM170 220H171V218H170ZM190 220H191V219H190ZM103 221L105 222V220H103ZM128 221L131 222V223H127ZM140 221H141V222H140ZM159 221H158V222H159ZM180 221H181V219H180ZM253 221H252V222H253ZM121 222H122V223H121ZM125 222H126L127 224H125ZM132 222H133V223H132ZM161 222H160V223H161ZM168 222H169V221H168ZM172 222H171L172 225L170 224L171 226H173L174 223L177 224L176 222L179 223V221H177V220H176L174 223H172ZM191 222H193V224H194V223H197V222H195V221H191ZM256 222H255V223H256ZM73 223L78 224V223H81V221H79L78 223L72 221V225L74 226ZM112 223H114V222L112 221ZM120 223H121V224H120ZM150 223H151V222H150ZM150 223H149V224H150ZM160 223H158L157 225H159ZM202 223L205 224L204 222H202ZM92 224H91V225H92ZM105 224H106V223H105ZM114 224H115V223H114ZM114 224H111V223H110V226H113V228H114V226H115V229H116V228H117V224H115V225H114ZM124 224H125V225H124ZM142 224L145 225V222L143 221ZM142 224L139 226V228L142 226ZM149 224H148L147 227L145 226L147 229L144 227V225H143L142 227L145 228V230H148V227L151 228V227H150L151 224L153 225V227H154V225H155L154 223H151L150 225H149ZM165 224H166V222H165ZM175 224H174V225H175ZM188 224L190 225V222H189ZM188 224L186 223V225H188ZM198 224H199V223H198ZM80 225H81V224H80ZM91 225H89V228H92L94 224H93L92 226H91ZM95 225H94V226H95ZM100 225H103V227H104V229H103V227H102L103 230L101 229V226H100ZM107 225H108V224H106L105 226L108 227L109 225H108V226H107ZM146 225H147V224H146ZM157 225H156L155 227H157ZM163 225H164V224H163ZM163 225H161V226L159 225V226H160L159 228L164 227ZM170 225L167 224V227L169 226L168 228H167L166 225H165V227H166L165 230H169V228H170V230H171V232H172V231H173V229H172L173 227H170ZM177 225H179L180 227H182L181 224H177ZM184 225H185V223H184ZM189 225H188V228H189V229L192 228L193 226H195V225H193V226H191V225L189 226ZM199 225H200V224H199ZM86 226H88V225H86ZM86 226H85V227H86ZM90 226H91V227H90ZM110 226H109L108 228H110ZM133 226H134V225H133ZM207 226H210V224H209V225L207 224ZM75 227L78 228L79 230L82 229L83 231H82V230H81V231H82L83 233H84V230L86 229L85 231H88V232H86L88 235L85 233V234H86V237H87V236H91L88 227H86L85 229H83L84 226H83V228H82V226H81V229H80L79 227L74 226V229H71V231H72V230L74 231V232H72V233H75V234H74L75 236H76L77 234H79V233H81L83 237L85 236V234H83L82 232H79V230H76V232H77V234H76V232H75ZM120 227H121V226H120ZM120 227H119V228H120ZM123 227H121V228H123ZM129 227H130V229H129V228H128V229H129V232H130V230L133 229V228H132L131 225H129ZM153 227H152V230H155V231H156V229L158 230V228L153 229ZM177 227H178V226H177ZM180 227H178V228L180 229ZM186 227H187V226H186ZM186 227H185V228H186ZM196 227H197V226H196ZM205 227H206V226H205ZM94 228H95V227H93L92 230H94ZM108 228H107V229H108ZM119 228H117V232H118V233L120 232V235H121V233H122L121 230H122V229L120 228L121 230H119ZM127 228H126V231H128ZM136 228H134V229L137 230ZM143 228H140V230H142V231H140V233H142V234H140V233L138 232L139 229L135 232L136 234L134 233V229H133L131 232H133V233L136 235L135 237H137L138 234L142 235L141 237H143V232H144V231H143ZM174 228H176V226H175ZM178 228H177V229H178ZM183 228H184V226H183ZM193 228H195V227H193ZM193 228L190 229L191 232L194 230ZM206 228H208V227H206ZM87 229H88V230H87ZM107 229H106V230H107ZM111 229H112V228H111ZM163 229H164V228H162V230H163ZM177 229H176V230H177ZM179 229H178V230H179ZM181 229H182V228H181ZM197 229H198V228H197ZM197 229H196V232H194L195 230H194L193 232H194V233H199L198 230L201 229V227H200L198 230H197ZM208 229H209V228H208ZM212 229H213V230H212ZM90 230H91V229H90ZM92 230H91V233L93 232ZM96 230H94V231H95V233H94L95 235H96V233H97ZM108 230H109V229H108ZM113 230H114V229H112V231H113ZM118 230H119V231H118ZM152 230L150 229V233H151ZM170 230H169V231H170ZM174 230H175V229H174ZM178 230H177V231H178ZM184 230H186V233H188V234H186L187 236L190 235V233L187 232V230H188L187 228L184 229ZM184 230H179L178 232H180V231L182 232V231H183V233H184V232H185ZM204 230H207V229H203V231H204ZM124 231H123V232H124ZM126 231L124 232L125 234H126ZM188 231H189V230H188ZM207 231H208V230H207ZM207 231H206V232H207ZM209 231L207 232L208 234H206V235H210V234H209ZM115 232H116V230H115L114 232H112V233H115ZM131 232H130V234H131ZM156 232H158V231H156ZM156 232H154V234H152L153 239H152V237H150L151 234L149 235V231H148V235L144 233L145 235H147V236L150 237V240L148 239V241H151V240H152L153 243H152V242H151V243L149 242L150 245H149V243H148V244L145 243V242H148V241H146L147 239L144 240V239H143L144 237L141 239V238H140V235H139L138 238L133 239L134 236L132 235V234H133V233H132V234H131V235L133 236L132 238L129 239V237H130L131 235H130V236H127L128 238H127L126 235H125V237H126V239H125V238L123 237V236H124V235H123L124 233L122 234L123 236H120V237H119L118 234H116L117 236H115V235L113 234V236H115L114 238H116V237L121 238V237H122L123 240H128V239L130 240V241H129L130 244H127L128 241L125 242V244H124V243H123L124 241L121 239L122 242H120V243L118 244V242H119V241H118L117 244H114L113 246L115 247V246L117 245V247H118V245H119V246L121 247V249L124 250V253H122V251H121L122 255H123V254H124L125 256L127 255V257L130 255V256H131L130 259L133 260V261H130L129 258H127V259H128L131 263H134V262H135V264H136V263H137L136 261H138V264H139V263H141V264H145V263H142V261H144L143 257H144V255H145V257H146L147 252L150 251V252H149V254H150L151 252H153V251H151V250H154V254H155V253H156V252H155V249H156V248H157V250H158L159 247L161 248L160 245H163V246H169V243H170V242L173 243V242L177 239L176 237L179 236V234H178V232H177L176 234H178V235H175V236H174L176 239H174L173 242L171 241V240L174 238V237H173V234H172V237H173V238H172V239L169 238V239H170V240H169L170 242H169L168 240H165V241H164V239L161 240V239H162L161 237H163L164 234L162 235L163 232L161 231V232H162V233H161L160 230H159V232H160L161 234H160V239H158V240H160V241H158V240H156L158 236H157V237L155 236V233H156ZM159 232H158V233H159ZM165 232H167V233L165 234V236H164L165 239H166L167 237H170V236H167L168 233H170V232H168V231H165ZM174 232H176V231H174ZM181 232H180V235L184 237L185 235H183V233H181ZM206 232H205V233H206ZM109 233H111V232H109ZM127 233H128V232H127ZM194 233H193V234H194ZM211 233H212V232H211ZM68 234H69V233H68ZM89 234H90V235H89ZM170 234H171V233H170ZM184 234H185V233H184ZM191 234H192V233H191ZM79 235H80V234H79ZM79 235H78L77 237H78V240L81 241V239L79 238ZM95 235H92V236L94 237ZM100 235H101V234H100ZM104 235H101V236L103 237ZM128 235H129V234H128ZM156 235H157V234H156ZM106 236H107V238H108L109 240H111L110 238L113 237V236L110 237L109 234L106 235ZM106 236H104L103 238H101L99 235H96L95 238H96V237H100L99 239L97 238V240H98V241L100 240L99 242H101V243H103V244H104V242H105L106 245H108V244H107L108 241H103V242H102V240H104ZM108 236H109L110 238H109ZM147 236H145V238H146ZM187 236H185V237H187ZM194 236H195V235H193V237H194ZM80 237H81V236H80ZM93 237H92V238H93ZM154 237H155V238H154ZM179 237H180V236H179ZM185 237H184V238H185ZM189 237H190V238H193L191 235H190ZM92 238H91V240H92V241L95 240V241H93V242H94L95 245H97V247L94 246V248H93L94 251L90 252V254H92L93 252L96 253V251H98V250L100 249V246H101V244H100L99 242H97L95 238H93V239H92ZM118 238H116V239H118ZM139 238L141 239V242H137V241H140ZM184 238H183V239H184ZM194 238H196V236H195ZM197 238H198V237H197ZM203 238H202V237H199V239H202V241H203ZM205 238H204V239H205ZM73 239H74V238H73ZM83 239L89 240L90 238H88V239H87V238H82V240H83ZM108 239H105V240H108ZM132 239H133V240H132ZM154 239H155L156 241L160 242V244H159L158 242H155ZM178 239H179V238H178ZM180 239L183 240L182 238H180ZM86 240H85V242H86ZM118 240H120V239H118ZM181 240H179V241H181ZM92 241H91V242H92ZM132 241H133V242H132ZM142 241H143V243H142ZM179 241H178V242H179ZM202 241L200 242V240H199V243H200V249L198 248L199 251L196 252V251L194 250V249L197 250V247H196V246L199 245L197 242H195L196 245H194V244H193V245H190L191 247H192V246L195 247L194 249H193V247L190 249V247L187 246V247H186V250H187V249H188V250H192V249H193V250L195 251V254H194V255H196V253H198V252H202V253L204 254V253H205V250H204V251H203V250L200 251V250L203 248V246L205 245V244H204L203 246L201 245V244H203ZM205 241H206V240H205ZM205 241H204V242H205ZM210 241L207 240L206 242H210ZM76 242H77V241H76ZM76 242H75V243H76ZM83 242H84V241H83ZM87 242H90V241H87ZM87 242H86V244H87ZM96 242L99 243L100 246H98V244H96ZM115 242H116V240H115ZM178 242H176V243H178ZM181 242H182V241H181ZM132 243H133V244H132ZM136 243H140V244H136ZM141 243H142L145 247H146L147 245H149V246H148L147 248H145ZM144 243H145V244H144ZM154 243H155V244H154ZM183 243H184V241H183ZM193 243H194V242H193ZM78 244H81V242L78 243ZM78 244H77V245H76V244L74 245V246H76V247H74V249L77 248V246H79ZM94 244H93V245H94ZM103 244H102V245H103ZM126 244H127V245H126ZM146 244H147V245H146ZM151 244H154V245L152 246ZM174 244H175V242H174L173 244H171V247H170V248L173 249V250L170 249V250L172 251L171 254H173V251L176 253V251L174 250V247L172 246V245H174ZM180 244H181V243H180ZM207 244H208V243H206V245H207ZM209 244H210V243H209ZM222 244H220V246H222ZM88 245L90 246V244H88ZM93 245H91V246H93ZM104 245H105V244H104ZM141 245H142L143 247H140ZM175 245H176V244H175ZM175 245H174V246H175ZM178 245H179V243H178ZM212 245H213V244H212ZM217 245H218V243H217ZM84 246H85V244H84ZM84 246H83V247H84ZM176 246H177V245H176ZM183 246H184V245H183ZM201 246H202V247H201ZM213 246H214V247H213ZM213 246H212L213 248H212V249L210 248L208 251H210V250L212 251L213 249H215V250L217 249V248L215 247V245H213ZM220 246H219V247H220ZM80 247H81V246H80ZM98 247H99V248H98ZM101 247H102V246H101ZM108 247H109V246H108ZM108 247L105 249L104 246H103V249H105V250L110 249V247H109V248H108ZM117 247H116V248H117ZM155 247H156V248H155ZM177 247H178V246H177ZM210 247H211V246H210ZM95 248H98V249L95 251ZM143 248H144V249H143ZM74 249H73V252H74ZM79 249H80V248H79ZM86 249H89L88 246H87ZM91 249H92V248H90V250H91ZM112 249H114V248L112 247L111 250H112ZM121 249H119V250H121ZM142 249L144 250V251H143L144 253H145L146 251H147V252H146L145 254H142ZM161 249H162V248H161ZM163 249H165V247H164ZM166 249H168V251L166 250L167 252L170 251L169 248H166ZM203 249H204V248H203ZM206 249H207V248H206ZM100 250H102V248H101ZM111 250H110V251H111ZM119 250H118V248H117V251H119ZM157 250H156V251H157ZM181 250H183V249H181ZM215 250H214V251H215ZM217 250H219V248H218ZM217 250H216V251H217ZM76 251L79 252V250L75 249V252H74L75 254H76ZM81 251H82V250H81ZM107 251H109V250H107ZM112 251L115 252L116 250L114 249V250H112ZM117 251H116V253H117ZM161 251H162V250H161ZM161 251H160V252H161ZM164 251H165V250H164ZM178 251H180V249L177 248V252H178ZM194 251H193V253H194ZM216 251H215V252H216ZM88 252H89V250H88ZM114 252H113V253H114ZM184 252H185V251H184ZM187 252H188V251H187ZM187 252H186V254H187ZM190 252H191V251H189V253H190ZM82 253H83V252H82ZM85 253H86V251H85ZM94 253H93V254H94ZM106 253H107V252H106ZM118 253L120 254V252H118ZM140 253H141V255H142V258H140L141 256H139L140 260H139V258L136 260V257H138L137 255H140ZM175 253H174V254H175ZM180 253H181V252H180ZM180 253H178V254H179V257L181 256ZM193 253H191V254H193ZM206 253H207V251H206ZM206 253H205V254H206ZM212 253H213V252H212ZM212 253H207L206 255H209V254L212 255ZM217 253H218V252H217ZM77 254H79V253H77ZM99 254H100V253H99ZM99 254H98V255H99ZM107 254H109V252H108ZM157 254H159V253H157ZM171 254H170V255H171ZM176 254H177V253H176ZM178 254H177V255H178ZM218 254H219V253H218ZM218 254H216V255H218ZM220 254H221V253H220ZM220 254H219V255H220ZM72 255H73V254H72ZM79 255H80V254H79ZM82 255H83V254H82ZM105 255H106V254H105ZM155 255H156V254H155ZM155 255L153 256V255L151 254V257H150V256H149V257L147 256L148 258H147V257H146V258H147V259H149V258L152 259V256L155 257ZM168 255H169V254H166V256H168ZM177 255H175V256H177ZM182 255H183V253H182ZM189 255H190V254H189ZM194 255H193V256H194ZM197 255H201V253H200V254H197ZM197 255H196L195 257H197ZM216 255H215V256H216ZM219 255H218V257H222V258H223V256H219ZM75 256H76V255H75ZM96 256H97V255H96ZM160 256L163 257V256H165V255H163V254L161 253ZM175 256L172 255V257H175ZM185 256H186V255H185ZM215 256H214V257H211V256H210V257H211L213 260H216V259H214V258H217V257H215ZM145 257H144V258H145ZM199 257H200V256H199ZM199 257H197V258H199ZM203 257H204L205 259H207L206 256H203ZM203 257H202L201 259H203ZM207 257H208V256H207ZM124 258H125V257H124ZM124 258H123V259H124ZM146 258H145V260H146ZM155 258H156V257H155ZM160 258H161V257H160ZM160 258H159V255H158L157 259H158L159 262L161 261V260H159ZM168 258H169V259H168ZM168 258H166V259L169 260L168 262H170V261H171V260H170L171 257H168ZM188 258H190V257H188ZM197 258H196V259H197ZM245 258H247L248 261L245 260ZM86 259H87V258H86ZM117 259H118V258H117ZM151 259H149V262H150ZM174 259H175V258H174ZM183 259H184V258H183ZM194 259H195V258H194ZM217 259H218V258H217ZM220 259H221V258H219V260H220ZM124 260H125V259H124ZM134 260H135V261H134ZM141 260H142V261H141ZM153 260H154V258H153ZM163 260H165L164 258L162 259V262H163L164 264H167V263H165V261H163ZM167 260H166V261H167ZM199 260H200V258H199ZM207 260H208V259H207ZM210 260H211V259H210ZM221 260H222V259H221ZM244 260H245V261H244ZM91 261H92V260H91ZM101 261H102V260H101ZM110 261H111V260H110ZM110 261H109V262H110ZM115 261H116V259H115ZM119 261H120V260H119ZM125 261H126V262H125ZM125 261H124L125 263H128V264L130 263V262H127V260H125ZM140 261H141V262H140ZM146 261H148V260H146ZM146 261H145V262H146ZM155 261H156V260H155ZM155 261H151V262H155ZM173 261H174V260H172V262H173ZM175 261H176V260H175ZM202 261H203L204 263L207 262V261H204V260H202ZM202 261H201V262H202ZM96 262H97V261H96ZM99 262H100V260H99ZM112 262H113V261H112ZM121 262L124 264V262H123L122 260H121ZM156 262H157V261H156ZM156 262H155V264H158V262H157V263H156ZM162 262H160V263H162ZM172 262L169 263V264H173ZM190 262H193V260H192V261L190 260ZM208 262H209V260H208ZM212 262H213L214 264H218V263H219L218 260H216L215 262H214V261H212ZM212 262H209V263H210V264H213ZM216 262H218V263H216ZM92 263H93V262H92ZM110 263H111V262H110ZM117 263L119 264V262H117ZM160 263H159V264H160ZM163 263H162V264H163ZM174 263H175V262H174ZM185 263L187 264L186 260H185ZM188 263H189V262H188ZM199 263H200V262H199ZM199 263H197V264H199ZM220 263H221V262H220ZM220 263H219V264H220ZM98 264H99V263H98ZM111 264H112V263H111ZM115 264H116V263H115ZM120 264H121V263H120ZM146 264H148V262H147ZM149 264H150V263H149ZM153 264H154V263H153ZM178 264H179V263H178ZM182 264H183V263H182ZM194 264H195V263H194ZM200 264H202V263H200ZM205 264H207V263H205ZM222 264H224L223 261H222Z\"/></svg>",
    "mask_w": 264,
    "mask_h": 264
}]
</instances>
